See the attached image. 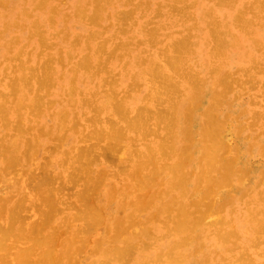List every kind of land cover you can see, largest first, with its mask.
<instances>
[{"label": "rangeland", "instance_id": "obj_1", "mask_svg": "<svg viewBox=\"0 0 264 264\" xmlns=\"http://www.w3.org/2000/svg\"><path fill=\"white\" fill-rule=\"evenodd\" d=\"M41 1V2H40ZM45 1V2H44ZM101 1V2H100ZM138 1H140V2H138ZM148 2L147 4L146 3H143V2ZM160 1V2H159ZM179 1V0H178ZM177 0H176V3L174 2V0H108V2L106 3V0H98V1H96L95 0V2L96 3H94V0H1L0 1V30L2 31H0V113L2 114L3 112V107H5V110H4V112L5 113H3L2 115H0V118L1 117H8L9 119V121H10V123L8 124V122L7 121H5L6 120V118H5V120H4V117H3V120H2V122L0 121V125L2 124V126L4 127L5 126V128H3L2 126H0V141H1V136H4L3 137V139H4V141H3V143L1 142V144H0V151L2 152V154L0 153V162H1V165H0V170H3L4 168V170H3V173H2V171H0V197L2 198L1 200H0V204H1V207H0V210H2L3 211V209H4V211H5V213H6V210L5 209H11V207L12 208H14L15 207V205L16 204H23V205H26V206H24L25 208H23V205L21 206V205H18V206H20V211L18 212V213H20V214H17V212H16V214L17 215H23L22 217H20V216H18L19 218H20V220H21V223L24 221V223H23V225H21V223L19 222L20 220H19V218H18V220H17V217H16V223L18 222V225H16L15 226V228L17 229V232H15V233H18V231H20L21 233H22V231H21V228L23 229V227L22 226H24V224H25V226H24V228H25V231H24V234L21 236L20 234H18V235H20L21 236V238H23V237H25V238H23V240H27L25 243L26 244H24L23 243V240L21 239V238H18V241L20 242V244H18V243H15L16 241H14L13 240V238H14V236L12 235L11 236V238L9 239L10 241H7L6 243H5V245H4V247L2 248V249H0V257H3V254H4V257L2 258V262H0V264H4L6 261H8V260H10V261H8L9 263H11V264H15V262H22L23 260H25V258L26 259H28L29 261H30V263L32 262L30 259H34V258H32L33 256L36 258H41L42 257V259H44V258H47V261L46 262H48L47 264H51V263H49V261H51L50 260V256L48 255H46V249H47V245L45 244V247H46V249H45V247L44 246H41V244H39L38 245V243H37V245H36V243H35V241L36 240H34L35 239V237H38L39 235H38V233L40 232V231H42L43 230V232L40 234V236H42V235H44L45 233H48V231H49V234H45L44 236H48L49 235V237H51L52 238V236H50V235H54V233H55V235L56 234H58V236H57V238L59 237V239H58V241H57V245H56V243H55V246L56 247H54L53 246V244H52V246L54 247V248H56V253L57 252H59L58 254L60 255V251H62V256H61V259H60V257H58V254H56L55 252H54V254L55 255H52L51 257L54 259L55 257H56V262L53 260V264H54V262H55V264H68V261L70 262V264H74L75 262H76V259L78 260V262L79 263H75V264H103L104 262H105V264H115V262H113L112 261V259L110 258V256L109 255H106L105 253H111V251L112 250H115V251H119L120 249L121 250H124L125 248L124 247H127V248H129V247H131V246H135V244H137L136 246L138 247V249L139 250H142L143 248H146V249H148V250H143V252H140L139 254H137V255H135L134 256V258H133V260H132V262H131V264H163V263H161V262H163V261H165L164 262V264H169V262L168 261H166V260H170V261H172L173 259L175 260H173L174 262H176L177 264L178 263H183V264H191L192 263V261H193V263L194 264H201V263H203V264H248V262L250 263V264H264V233H263V230H264V213L262 214V212L264 211V199H262L263 197H264V176H263V174H264V88L262 89V88H260V87H264V74L262 73L263 71H264V59H262L261 58V56H260V53H261V50H263L264 49V9H263V11H260L261 10V8H259V7H261L260 5H262V4H264V2H262V1H264V0H260L261 1V4L259 5V1L258 0H233V1H236L235 3L232 1L231 2V0H220L219 1V3H221V5H218V4H215V3H217L218 2V0H186V1H184L183 0V2H182V0H180L181 1V3L180 2H178ZM193 1H195V3H191V2ZM223 3H222V2ZM248 1V2H247ZM253 1H254V3H253ZM259 3H258V2ZM38 2H39V4H41V8H36L37 6L39 7V4H38ZM142 2V3H141ZM160 3L159 5L158 4H155V3ZM224 2L226 3V5L224 6ZM229 2V3H228ZM247 2V4H246V6H245V3ZM140 4V6L138 5V4ZM169 3V5L167 6V4ZM186 4V6L188 7V5L191 3L192 4V6H191V8H187V10L185 11V8H186V6H185V4ZM241 3V4H240ZM252 5H251V4ZM5 4V5H4ZM80 6H79V5ZM87 4V5H86ZM100 4V5H99ZM171 4H173V5H171ZM184 4V5H183ZM204 4V5H203ZM254 4V5H253ZM35 5H37L35 8H34V6ZM82 5V6H81ZM147 5V6H146ZM148 5H149V7H148ZM159 7H158V6ZM160 5H162V6H160ZM164 5V6H163ZM176 6L175 8L177 9L176 11L178 12H182L181 10L182 9H184V13H186V16H184L183 18H182V16H183V14H180L181 15V17H180V20L178 21V19H179V15L176 13V11L174 12H172V10H173V6ZM182 5L184 6V8H182ZM194 5V6H193ZM228 5V6H227ZM249 5H251L252 6V8H249ZM256 5H259V7L258 6H256ZM53 8H55V11L52 9V11H54L55 12V14H53L52 15V11L50 10L52 7ZM93 6H94V8H93ZM100 6H102V8L104 9V8H106L105 9V11H103L102 10V8L100 7ZM169 6H172L171 8H169ZM177 6H179V7H177ZM190 6V5H189ZM243 6H245L244 8H243ZM250 6V7H251ZM254 6H256V7H254ZM263 6V5H262ZM43 7V8H42ZM78 7L82 10V8H83V10L85 9V8H88V10L87 9H85V13L87 14V15H91L92 13H94V12H92V10L93 11H95L96 9V7H98L97 9H99V7L101 8V9H99V11L97 10V12H99V13H95V14H99L97 17H99L100 18V16H102L101 17V20H99V18L98 19H94V18H97V17H89V16H87V15H82L81 14V11L78 9ZM85 7V8H84ZM181 7V10L179 9ZM264 7V6H263ZM262 7V8H263ZM26 8V9H25ZM33 8V9H32ZM76 8L78 9V10H76ZM155 8H156V10L158 11V13H160V16L158 15V18L156 17L157 15H155V17H154V19H152L153 18V16H154V14H156L157 12L155 11ZM248 8V9H247ZM127 9H129V11H130V9H132V10H134V11H132L133 13L130 15L129 13H127L126 11H128ZM170 9V10H169ZM226 9V10H225ZM250 9H252V10H250ZM147 10V11H146ZM169 10V11H168ZM220 10V11H219ZM238 10H240V12L242 11V13L240 14V12H238ZM246 12H245V11ZM249 10L251 11V12H249ZM49 11H51V13L49 12ZM130 11V12H131ZM141 11H142V13H141ZM191 11V13H188V12H190ZM192 11H194V12H192ZM227 11H229V12H227ZM245 13H244V12ZM256 13H255V12ZM53 12V13H54ZM135 12V13H134ZM146 12V13H145ZM182 12V13H183ZM207 12H211L212 14H211V16H208V15H205V14H207ZM254 12V13H253ZM28 13V14H27ZM124 13H127V15H129L128 17L130 18L131 17V19L130 20H128V19H126V18H122V17H124V16H126L127 17V15H125ZM163 14V16H162V14ZM170 13V14H169ZM172 13H175L174 15H172ZM193 13H194V15H193ZM237 13H239L240 15H243V17L245 18V19H247V20H243L242 18H240L241 16L239 15V17H238V14ZM19 14V15H18ZM27 14V15H26ZM75 14H77V15H82L81 17L82 18H84V20L82 21V18H80V16H77V15H75ZM124 14V15H123ZM190 14H191V16H190ZM210 14V13H209ZM259 14V15H258ZM50 15H52L54 18V21H55V23L53 22V19L51 20L52 21V23H54V24H51L50 22H49V16ZM94 15V14H93ZM190 16V18L188 17L186 20H185V18L187 17V16ZM233 15H236L235 17L236 18H238V19H235V17L233 16ZM252 15V16H251ZM256 15H258V16H256ZM29 16V17H28ZM51 16V17H52ZM168 16V17H167ZM254 16H256V17H254ZM50 17V18H51ZM87 17L89 18V19H91L92 21L93 20H95V21H93V22H95V23H93V22H91V20H89L88 21V19H87ZM152 17V18H151ZM192 17H194V19L195 20H193L192 19ZM214 17H216V19L215 20H219V22H220V24L218 23V21H216V23H214L215 21H214ZM118 18H121V20H119ZM152 20H151V19ZM182 18V19H181ZM239 18H240V20L242 19V21L240 22V24L237 26V27H234V26H236V24L239 22ZM117 21H116V20ZM125 19H126V21H125ZM147 19L148 20H150V22L149 21H147ZM236 21V20H238V21H236V24H235V22H234V20ZM122 20H124L125 22H122ZM154 20V21H153ZM182 20V21H181ZM183 20H185V21H183ZM250 20V21H249ZM112 21V22H111ZM157 21V22H156ZM206 21H208V22H212L214 25V27H216V26H218L217 28H219V30L218 29H215V28H213V26L212 25H209V24H207L206 23ZM245 21H249L248 22V24H247V26H246V24H245ZM255 22L254 23V25H253V22ZM35 22V23H34ZM115 22H119L117 25H115L116 23ZM123 23L122 25L120 24V23ZM252 22V23H251ZM259 23L258 25H257V23ZM88 23V24H87ZM126 23V24H125ZM136 23V24H135ZM152 23V24H151ZM154 23H156V24H154ZM164 23V24H163ZM192 23L194 24L195 23V27L196 28H193L194 26L192 25ZM218 23V24H217ZM233 23V24H232ZM8 24V25H7ZM35 25L36 27H37V25H38V27H40L41 25V27L40 28H36L35 26H33V25ZM182 24V25H181ZM215 24H217L216 26H215ZM189 25H192V26H189ZM207 25V26H206ZM240 25H242L241 27H243V28H239V26ZM262 25V26H261ZM51 26V27H50ZM117 26H118V28L120 29V32L122 31H124L123 33L121 32V34H120V32H119V29L117 28ZM208 26H210L211 27V29L209 30L208 29ZM21 27H22V29H21ZM34 27V28H33ZM145 27H147L148 29L149 28H151L153 31H151V29H147V28H145ZM189 27H192V29H191V31H190V33L192 34V36H189L188 34H190L189 33V31L187 30V29H189ZM36 28V29H35ZM155 28V29H154ZM186 28V30H184ZM212 28L213 29H215V30H217V32H219L220 31V33L219 34H222L221 33V31L223 32V34L221 35V37L222 38H220V36L219 35H217L216 36V34H218V33H216V31L214 30V32L212 31ZM245 28V29H244ZM261 28H262V30H261ZM29 29V30H28ZM63 29V30H62ZM91 29V30H90ZM97 29V32H96V36L94 37V33H92L93 31H95V30ZM116 29H117V31H116ZM139 29V30H138ZM143 31H142V30ZM157 29H159L158 31H157ZM223 29V30H222ZM239 29V30H238ZM60 30H62L58 35H57V33L60 31ZM89 30L91 31V32H89ZM113 30H115V32L113 31ZM155 30L157 31V33H158V35H157V33L155 32ZM177 30V31H176ZM179 30H181V33H180V31ZM207 30H209V31H207ZM242 30V31H241ZM245 30V31H244ZM247 30V31H246ZM261 30V31H260ZM98 31H100V32H102L103 33V35L101 34V33H99L98 34ZM104 31V32H103ZM125 31H126V33H125ZM172 31H173V33H172ZM179 31V32H178ZM229 31L230 33L228 34L227 32ZM44 32V33H43ZM89 32V33H88ZM154 32V33H153ZM178 32V33H177ZM226 34H225V33ZM249 34H248V33ZM36 35H35V34ZM90 33H91V35H90ZM115 33V34H114ZM125 33V34H124ZM149 33H152V34H155L154 36H156V38H152L153 36L152 35H150ZM188 33V34H187ZM209 33V34H208ZM211 33H214V34H211ZM235 33V34H234ZM246 33V34H245ZM32 34V35H31ZM66 34H67V36H66ZM84 34V35H83ZM114 34V35H113ZM148 34L150 35V36H152V37H150V36H148ZM166 34H168V35H166ZM185 34H187L188 36H185ZM212 35V36H214V38L212 37V36H209V35ZM234 36H233V35ZM30 35H31V37H30ZM39 35H41V36H43L41 39L40 38H38V36ZM54 35V36H53ZM82 35H83V37H82ZM115 36L114 38H113V36ZM135 35V36H134ZM40 36V37H41ZM85 36H86V38L88 37V39L86 40V38H85ZM93 36V37H92ZM134 36V37H133ZM187 37L188 39H189V41H188V39L187 38H185V37ZM223 36H224V39H223ZM259 36V37H258ZM13 37V38H12ZM28 37V38H27ZM68 38V39H65V38ZM89 37H92V38H89ZM97 37H99V38H97ZM129 37V38H128ZM133 37V38H132ZM185 38L186 40H184L185 42H186V46H187V44H189L190 43V41H191V44L193 43V45L191 46L192 48H193V50H191V47H190V45L191 44H189L187 47L185 46V45H182V46H184V47H186V48H189L190 50V52L186 55L185 53L188 51V49L187 50H185V48L183 47L182 49L183 50H185L186 52L184 53V56H179V55H181L180 53H179V51L181 50L180 49V46H181V44H183V43H177L178 42V39L177 38H179V42H181V40H182V38ZM207 37V38H206ZM232 37H235L236 39H237V44L236 43H233V41H231V38ZM251 37V38H250ZM31 38V39H30ZM44 38V40H46V42H47V46L49 45V47L51 48H48V47H43V46H45V44L43 45V46H41L42 48H40V45H39V43L42 45L43 44V39ZM64 38V39H63ZM76 38V39H75ZM79 38V39H78ZM108 38H111V39H108ZM121 40H120V39ZM148 38H150V44L148 43ZM181 38V39H180ZM211 38V39H210ZM213 38V39H212ZM18 39V40H17ZM29 39V40H28ZM37 39H39L40 41L42 40V43L41 42H38V40ZM78 39V40H77ZM165 39V40H164ZM215 39V40H214ZM258 39V40H257ZM74 41V42H70V41ZM102 40H104V41H102ZM107 40H109V41H107ZM138 40H140L139 42H137ZM146 40V41H145ZM152 40H153V42H152ZM155 40V41H154ZM158 42H157V41ZM160 40H161V42H160ZM163 40V41H162ZM174 40V41H173ZM176 40V41H175ZM218 40H219V43H221V45L219 46V43L217 44L216 42H218ZM255 40V41H254ZM257 40V41H256ZM12 43H10V42ZM96 41L98 42L99 41V44H97L96 43ZM127 41V42H126ZM129 41H131L132 42V44L129 42ZM145 41V42H144ZM209 41V42H208ZM226 41H228L227 43H225ZM253 41V42H252ZM50 42H52L53 44H51ZM115 42V43H114ZM122 42V43H121ZM124 42H126L127 44H128V42L130 43L129 45H127L126 47H125V45H123L122 46V44L124 43ZM157 44H156V43ZM175 42V43H174ZM196 42V44L194 45V43ZM73 43V46H70L71 44ZM106 43V44H105ZM138 43H141V44H139L138 45ZM174 44V46H175V48H177V49H175V48H173L174 46H171V44ZM208 43H210V44H208ZM54 44H56V45H54ZM102 44V45H101ZM125 44V43H124ZM167 44V45H166ZM178 44V45H177ZM185 44V43H184ZM228 44V45H227ZM256 44V45H255ZM259 44V45H258ZM11 45V46H10ZM51 45H53L52 47H51ZM100 45H101V48H102V46L103 45H105V47H104V49H100L99 50V52H98V49L100 48ZM119 45H121L122 47H120ZM136 45H138V47H136ZM152 45V46H151ZM169 45H170V47H169ZM214 45V47L215 48H217L216 50H215V48L213 49V47H211V46H213ZM87 46H88V48H89V50H90V52H88L89 50L88 49H86L87 48ZM99 46V48L98 49H96V47H98ZM169 49V51L166 49V47ZM177 46V47H176ZM10 47V48H9ZM114 47H116V49L114 48ZM259 47H261L262 49L261 50H259V51H257L256 49H259ZM22 48V51L23 52H21V56H19L20 55V51H18L19 49H21ZM58 48H62V53L60 54L59 52H61V49H58ZM106 48V49H105ZM115 49V55H111V56H114V58L112 59L111 58V56H109L108 54H106L107 52L106 51H110L111 49ZM119 48H122L121 50L119 49ZM124 48V49H123ZM127 48V49H126ZM143 48H145L144 50H146V52L145 51H143V53H140L142 50H143ZM158 48H160V50L162 49V51H159V49ZM173 48V49H172ZM218 48H220V50L218 49ZM237 48H238V50H237ZM256 48V49H255ZM41 49V50H40ZM119 49V50H118ZM129 49V50H128ZM142 49V50H141ZM163 49H164V51H163ZM180 49V50H179ZM195 49V50H194ZM214 50V52L212 53L210 50ZM236 49V50H235ZM42 50H44V51H42ZM58 50H60V51H58ZM96 50V52L97 53H94V51ZM106 50V51H105ZM126 50V51H125ZM166 50V51H165ZM172 50H174L173 52L175 53H179V55L177 56V54H174L173 52H172ZM180 51L181 53H182V55H183V52L184 51ZM10 51H12V52H10ZM29 51H30V54H29ZM38 51H41V53L43 54H39L40 56H39V59H38V56L36 57V55H38L37 53H38ZM70 51V53H68ZM104 51L106 52V53H104ZM129 51V52H128ZM159 51V52H158ZM196 51H198V52H196ZM228 51H230V52H228ZM241 51V52H240ZM258 53H257V52ZM19 54H18V53ZM28 52V53H27ZM47 52H49L48 54H49V56H47L48 54H47ZM101 52V53H100ZM125 52V54H123ZM145 52V53H144ZM193 52H194V54H193ZM215 52H217V53H215ZM220 52L222 53L221 55V57H219L220 55ZM232 52V53H231ZM236 52H238V53H236ZM59 53V54H58ZM78 53V54H77ZM87 53H88V56L90 57V58H87L86 56L84 57V55H87ZM99 53V54H98ZM110 53H114L113 51L112 52H110ZM127 53H129V55H130V57H129V55L127 56L126 54ZM140 53V54H139ZM163 53V54H162ZM165 53V54H164ZM231 53V54H230ZM28 54L30 55L29 57H28ZM68 54L70 55L71 54V59H70V57L68 58ZM117 54H120V59H122V60H120L119 59V55H117ZM138 54V55H137ZM152 54V55H151ZM159 54V55H158ZM213 54L215 55V56H218V57H216V58H214L213 57ZM234 54V55H233ZM238 54V55H237ZM15 55V56H14ZM62 55V56H61ZM77 55V56H76ZM81 55H83V57H81ZM106 55L107 56H109L108 58L106 57ZM122 55V56H121ZM137 55V56H136ZM172 55H174V56H172ZM17 57V56H19V57H17L18 58V60H20V61H22L23 60V65L24 66H27V67H24L23 65H22V63L20 62V61H15L14 59H17V58H14V57ZM136 56V57H135ZM142 56V57H141ZM161 58H160V57ZM163 56H166L167 58H165L164 57V59H163ZM170 56V57H169ZM171 56H172V58H171ZM196 56V57H195ZM226 56H228L227 57V59L225 58ZM232 56H233V58H232ZM47 57H49V59L48 60H51V58L52 57H54V59L52 60L54 63H50L49 65H50V67L52 68L50 71H48V69H47V67L49 66L48 64H46V65H48V66H46V67H44L45 66V61L43 62V60H47ZM80 57V58H79ZM139 57V58H138ZM169 57V58H168ZM174 57V58H173ZM179 57L181 58V60H178V62L179 61H181L180 63L182 64L183 62H182V60L184 61V63H185V61H186V59H187V57H189V59H190V62L188 61V65H185L184 64V66H183V64H182V68H180L181 67V64L180 63H178L177 61H175L176 60V58L177 59H179ZM183 57V58H182ZM186 57V58H185ZM194 57V58H193ZM6 58H8L7 60H5ZM11 58V59H10ZM14 58V59H13ZM20 58V59H19ZM29 58V60H27ZM60 60H59V59ZM63 58V59H62ZM82 58V59H81ZM138 58V59H137ZM142 58H145V60H146V62H145V60H143ZM223 58V59H222ZM229 58H231V59H229ZM236 58H237V60H236ZM12 59H13V61H12ZM62 59V60H61ZM68 59H70V60H68ZM119 59V60H118ZM167 59V60H166ZM168 59H169V61L171 62H168ZM171 59V60H170ZM193 59V60H192ZM226 60V62H225V60ZM254 59V60H253ZM26 60V61H25ZM39 60V61H38ZM62 62L63 64H61L60 62ZM141 60H143V62H145V64L141 61ZM151 60V61H150ZM172 60H174L173 62H172ZM216 62H215V61ZM224 60V61H223ZM239 60V61H238ZM248 60V61H247ZM259 61V63H262V65L261 64H259L258 63V61ZM12 61V62H11ZM27 61H28V63H27ZM58 61V62H57ZM79 61H81V62H83V65H84V63L86 64V65H84L85 67L84 68H82V66L78 63ZM99 61L101 62V65L99 66V68H100V71L101 72H99V70L97 69V71H98V73L96 74V73H94L93 71H95L96 72V68L98 67V63H99ZM125 61H128L127 62V64L125 63ZM138 61V64L137 63H135V62H137ZM140 61L142 62L141 64H140ZM157 61V62H156ZM164 61L166 62V65H164L165 63H164ZM211 61H213V62H211ZM250 61V62H249ZM252 61H255V63L257 62L258 64H255V63H253ZM49 62V61H48ZM51 62V61H50ZM70 62V63H69ZM80 62V63H81ZM108 63V64H106V72L108 73V74H106L105 72H104V70H103V67H104V64L103 63ZM174 62H176V64L174 63ZM194 62H195V64H194ZM211 62V63H210ZM218 62H220V64L218 63ZM251 62H252V64H251ZM11 63H12V65H13V70H12V65H11ZM14 63L16 64V67H15V65H14ZM38 64V66H37V64ZM43 63V70L42 69H40V66H41V64ZM81 66V68L82 69H80L79 67V65ZM124 63V64H123ZM150 63L151 64H153L154 63V65H152L153 67H150L151 65H150ZM155 63H156V65H155ZM6 64V65H5ZM7 64H8V67H7ZM78 65V69H79V71H77V72H75L74 71V67L75 66H77ZM90 65L91 67L92 66H95V68L94 69H92L91 67H88L87 65ZM96 64H98L97 66H96ZM126 64V67L125 68H123L124 67V65ZM142 64H144V65H142ZM167 64H169V65H171V66H173L172 68H171V66H169V65H167ZM175 64V65H174ZM178 64V65H177ZM211 64H212V68H211ZM214 64H216L215 66H214ZM219 64V69H218V65ZM244 64V65H243ZM255 64V65H254ZM21 65V66H20ZM30 65H32V67L30 66ZM37 66V72H36V70H34V68ZM63 65V66H62ZM150 65V66H149ZM163 67H162V66ZM179 66V67H177V66ZM194 65V66H193ZM197 65V66H196ZM250 65V66H249ZM257 65H259L260 67L262 66V70L260 69L259 70V66H257ZM18 66H20V67H18ZM74 66V67H73ZM103 66V67H102ZM148 66L150 67V68H148ZM154 66H156V67H154ZM160 66L162 67V69H163V72H162V70L160 69ZM196 66V67H195ZM244 66H246V67H244ZM248 66H249V68H254V70L251 68V69H249L248 68ZM255 66V67H254ZM3 67H5V68H3ZM24 67V68H23ZM50 67H48V68H50ZM53 67H54V70H53ZM63 67V68H62ZM168 67V68H167ZM184 67H185V69H184ZM189 67L192 69L193 68V70H190L189 69ZM195 67V68H194ZM244 67V68H243ZM258 69H257V68ZM7 68V69H6ZM14 68H16V70L14 69ZM18 68V69H17ZM28 68H29V70L30 69H33V71H35L34 72V75H36V76H33V73H31V71L30 72H28L29 70H28ZM45 68H46V70H45ZM73 68V69H72ZM77 68V67H76ZM86 68H88V70H86ZM90 68V69H89ZM142 68H143V70L145 71V73L142 71ZM148 68V69H147ZM152 68V69H151ZM154 68H156V69H154ZM158 68L160 69L159 70V73H158ZM177 68V69H176ZM180 68V70H178ZM187 68V69H186ZM200 68V69H199ZM203 68V69H202ZM215 68H217L216 70H215ZM242 70H241V69ZM246 68H247V70H248V72H247V70H246ZM6 69V71H4ZM63 69V70H62ZM69 69V70H68ZM77 69V70H78ZM123 69V70H122ZM171 69V70H170ZM172 69L174 70V71H172ZM184 69V70H183ZM211 69V70H210ZM237 69V70H236ZM12 70V71H11ZM42 70V71H41ZM85 70V71H84ZM103 70V71H102ZM109 70H111L110 72H112V73H109L108 71ZM129 70V71H128ZM154 71V72H156V73H152L151 72V74L152 75H150V71ZM183 70V71H182ZM187 70V71H186ZM206 70V71H205ZM210 70V71H217V72H210V74H209V72L208 71ZM244 70H245V73H250L251 74V77H250V75L249 74H247V75H245V73H244ZM254 71V73H253V71ZM257 70H259L258 72L259 73H255ZM32 71V72H33ZM88 71H90L89 73H88ZM161 71V72H160ZM192 73H191V72ZM199 71V72H198ZM31 73L30 75L29 74H27V76H25L26 75V73ZM116 72H118V74L116 73ZM136 72V73H135ZM149 73V75H150V77H149V75H147L148 73ZM188 72H190L189 74H187ZM194 72H197V75L194 73ZM36 73V74H35ZM51 73V74H50ZM93 73V74H92ZM162 73V74H161ZM164 73V74H163ZM186 73V74H185ZM213 73V74H212ZM3 74V75H2ZM6 74V75H5ZM24 74V78H27L28 76L29 77H32V79H31V83L29 84L28 82L26 83L25 82V80H23L24 78L23 77H21L22 75ZM45 74H47V75H45ZM114 74H117L116 76L114 75ZM127 74V75H126ZM131 74H134V75H131ZM154 74V75H153ZM156 74H158V75H156ZM167 74H169V75H166ZM172 75V77H176L175 78V80H174V82H173V79L174 78H172L171 77V75ZM177 74V75H176ZM190 74H193V76L195 75V77L193 78L192 77V75L190 76ZM45 75V76H44ZM60 75L62 76V78L60 77ZM73 75H75V80H73V78H72V81H74L75 83H71L72 85H75V86H73V89H76V91L74 92V90L73 89H70L69 87L71 86V84L69 83L70 81L69 80H71V77L73 76ZM107 75H108V77H111V76H113V79L115 80V79H117L116 81H117V85H115V82H113L112 84L113 85H111L110 87H111V89H116L115 90V95L116 94H118L117 95V97H116V100L118 99V100H120V102L119 101H116L115 99H114V97H113V95H109L107 92H104V89H105V91H107V90H111V89H109L108 87H109V85L106 83L105 84V82L106 81H104L105 79H104V77L106 78L107 77ZM184 76V78L182 79L181 77L179 78V76ZM249 75V76H248ZM17 76V78L18 79H20V80H18V79H16L15 77ZM38 76V77H37ZM48 76V77H47ZM100 76V78H98ZM131 76H132V78H131ZM134 76V77H133ZM154 76V77H153ZM162 78H161V77ZM202 76V77H201ZM20 77V78H19ZM107 77V78H108ZM152 77L154 78L153 80H152ZM156 77H159V78H156ZM190 78L189 80H188V78ZM247 77V78H246ZM15 78V80H17L16 82H13L12 80ZM23 78V79H22ZM41 78H48L47 79V83H52V85L53 84H55V86L53 87L52 85H51V88L50 87H47V88H50L49 89V95L48 96H46V92H48L46 89L44 90V87L42 88V90L40 89H38L37 87L39 86H41ZM104 80H103V79ZM112 78V77H111ZM147 78V79H146ZM156 78V79H155ZM163 78H166L165 80L167 81V79H168V81H167V83L165 82V80H163ZM171 78V79H170ZM179 78V79H178ZM196 78H198L199 79V81L196 79ZM200 78H202V80L200 79ZM246 78V79H245ZM29 78H27V80H28ZM84 79V80H83ZM103 81H102V80ZM119 79V80H118ZM150 79V80H149ZM158 79H160V80H158ZM163 81H162V80ZM185 79H187V81L185 80ZM192 79V80H191ZM224 79V80H223ZM261 79V80H260ZM21 80H23L24 81V83H26V85H28L26 88H23V87H25V85L23 84V81H21ZM26 80V81H27ZM30 80V79H29ZM38 80H40L39 81V84L40 85H38V84H36L37 82H38ZM101 80V81H100ZM184 80V81H183ZM194 80V81H193ZM245 80V81H244ZM247 80V81H246ZM10 81H11V83L13 82V84L14 83H16L17 84V82H19V85H18V91H17V89H15V87L14 88H12V85L10 84ZM35 81H37V82H35ZM156 81V84H154V85H157V86H154L153 85V83L152 82H155ZM170 81V82H169ZM180 81H182V82H180ZM197 81H198V83H197ZM243 81V82H242ZM260 82V83H257L256 84V82ZM129 82V83H128ZM133 82H136V84L138 85V84H142V86H140L139 85V87L137 86H135L134 87V90H132V92H130V90L129 91H127V89H129L131 86H130V83L132 84ZM158 82V83H157ZM205 82V83H204ZM263 82V83H262ZM97 83V84H96ZM102 83H104L105 85V87L102 85ZM170 83H171V85H170ZM188 83H189V86H188ZM191 83V84H190ZM198 85H203L204 87H201V86H196L197 84ZM201 83V84H200ZM253 83V84H252ZM22 84V85H21ZM63 84V85H62ZM100 84H101V86L103 87H101L100 86ZM128 84H129V87H128ZM174 84L175 85H179V86H177V87H179V88H177V87H175L174 86ZM181 84H183V85H181ZM9 85H11V90H13L14 89V91L12 92L11 90H10V87H9ZM30 85L32 86L33 85V87L32 88H30ZM36 85H38V86H36ZM153 85V86H152ZM164 85V86H163ZM167 85V86H166ZM8 86V87H7ZM23 86V87H22ZM50 86V85H49ZM169 86L170 87H173L172 89H173V91H174V94H176V95H174V96H172L173 95V92H172V89L171 88H169ZM247 86V87H246ZM72 87V86H71ZM112 87H114V88H112ZM151 87H153L152 89H151ZM162 87V88H161ZM166 87L167 88H169V89H166ZM246 87V88H245ZM37 88V89H36ZM156 88L157 89H159V90H156ZM165 88V89H164ZM177 90H176V89ZM187 88V89H186ZM196 88V89H195ZM255 88V89H254ZM23 89V90H22ZM64 89H66V90H64ZM103 89V90H102ZM107 89V90H106ZM123 89V90H122ZM153 89H155L154 91L156 92H154L153 91ZM160 89H161V91H160ZM163 89V90H162ZM194 91H193V90ZM200 89V90H199ZM100 90H102V92L100 91ZM123 92H122V91ZM149 90V91H148ZM167 90V91H166ZM171 91V92H169L170 94H171V96L172 97H168V95H170L169 93H167L168 91ZM181 90V91H180ZM197 90H198V92H197ZM205 92H203V91ZM79 91H82V93L81 94H79ZM158 91V92H157ZM165 91V92H164ZM178 92V93H180L179 94V97H180V99H179V97H178V94L176 93V92ZM189 91V92H188ZM12 92V93H11ZM70 92L71 93H73L74 92V94L75 95H71L72 97H70V96H68L69 94H70ZM105 94H104V93ZM117 92V93H116ZM126 92H128V93H126ZM150 92V94H148ZM154 92V93H153ZM160 92V93H159ZM185 92V93H184ZM11 94V95H6V94ZM34 93H35V95L37 96H33L34 95ZM40 94V96H43V103H44V106H39V108L40 109H42L41 111H43V112H41V114H35L34 115V113H36V112H34V111H37L34 107H36V106H34V104H36V105H38L39 104V96H38V94ZM67 93H69L68 95H67ZM120 93V94H119ZM125 93V94H124ZM148 95H147V94ZM193 93V94H192ZM194 93H195V95H194ZM197 93V94H196ZM207 93V94H206ZM209 93V94H208ZM225 93V94H224ZM23 94H26V96L24 95L23 96ZM43 94V95H42ZM48 94V93H47ZM60 94V95H59ZM65 94V95H64ZM93 94V95H92ZM106 94H108V96L106 95ZM124 94V95H123ZM127 94H131V97H129L130 95H128V97H127ZM155 94V95H154ZM159 94H163V95H159ZM184 94V95H183ZM188 96H187V95ZM4 95L5 96H7V97H4ZM92 95V96H91ZM124 96L125 97V95H126V97H125V100H124V97H123V104H124V108L122 107L123 106V104L121 105V99L119 98V97H121V96ZM142 95V96H141ZM145 95V96H144ZM146 95H147V98H149L150 100H148L149 101V103H148V101H146V99H145V97H146ZM186 95V96H185ZM194 95V96H193ZM2 96H3V100H2ZM45 96V97H44ZM104 96H105V98H104ZM111 96V98H113V100L112 99H109L108 97H110ZM176 96V97H175ZM182 96H184V97H182ZM208 96V97H207ZM13 97V98H12ZM31 97H34V99H36L37 100V102H36V100L34 101L33 100V98H31ZM64 97V98H63ZM134 97V98H133ZM155 97V99L154 100H156V101H154L153 100V98ZM160 97H162V101H161V103H160V100H161V98ZM164 97V98H163ZM166 97V98H165ZM174 97V98H173ZM191 97H196V98H191ZM218 97V98H217ZM38 98V99H37ZM69 98V99H68ZM85 98L86 99H88L89 100V105H88V103L86 102V105L84 104V102H82V101H86L85 100ZM100 98H103L101 101H100ZM168 98H172V99H174V102H173V100H170V101H172L173 103H171L170 105H173V109L171 110V112L174 110L175 111V108H174V106H175V104H176V102L175 101H180V100H182V106L180 107V109L178 110V114L176 113V115H175V113H174V111L171 113V116H173L172 117V119H171V117H169V118H167L166 119V121H165V116L167 115L166 113H167V108H168V106H169V99ZM206 98V99H205ZM216 98V99H215ZM14 99V100H13ZM19 99V100H18ZM48 99H50V101L52 100H54L53 101V103L54 104H52V103H50V105H48V107L50 106V108H48L47 107V102L49 101H47ZM68 99V100H67ZM74 99V102L75 103H73V102H71L72 100ZM84 99V100H83ZM93 99H94V101H93ZM108 99V100H107ZM142 99H144V100H142ZM160 99V100H159ZM176 99V100H175ZM186 99V100H185ZM191 99V100H190ZM205 99V100H204ZM216 100V102H214L215 100ZM34 101V103L33 102H31V101ZM82 100V101H81ZM97 100V101H96ZM113 102H118V103H113ZM158 100V101H157ZM164 100L166 101H169V102H164ZM196 101V103H195V101ZM32 103V104H30V102ZM51 101V102H52ZM69 101V102H68ZM91 101V102H90ZM200 101V102H199ZM213 101V102H212ZM218 101V102H217ZM61 102V103H60ZM111 102H112V104H111ZM154 102H157V103H154ZM193 102V103H192ZM70 103H72V104H74V106H71L70 105ZM90 103H92V104H90ZM103 103L105 104V105H103ZM119 103H120V105H119ZM158 104V106L157 105H155L154 106V104ZM163 103V104H162ZM200 103V104H199ZM218 103L219 104H222V105H218ZM40 104H42L41 102H40ZM82 104H84V105H82ZM94 104H96V108H95V105ZM102 104V105H101ZM145 104V105H144ZM146 104H147V106H146ZM197 104H199L198 105V107H196V108H193V107H195V105L197 106ZM88 105V106H87ZM110 105H112V106H110ZM114 105V106H113ZM160 105H163L164 106V108L162 107L161 109H160ZM211 105H213V107L214 106H216L215 107V109L217 110V111H215V109H214V111L215 112H213L214 113V115L212 116V106ZM31 108H30V107ZM33 106V107H32ZM89 106H90V108H89ZM92 106V107H91ZM97 106H98V108H101V109H103L101 112L100 111H98V110H100V109H98L97 108ZM103 106V107H102ZM116 106H120V107H122L121 109H120V107H119V109H117V107ZM129 106V107H128ZM142 106V107H144L143 109H145L146 108V111L148 110L147 108L148 107H150L149 108V111L148 112H151V114L149 113L148 114V112H147V114L150 116V118H152L151 116H152V114H156V116L154 117V115H153V117L154 118H152V119H150L149 120V116H146V115H144L145 114V112L146 111H143V113H142V115L141 114H139V117H137V119H132V118H135L136 116H138V115H136V116H134V114H136L137 112H138V110L140 109V107ZM157 106V107H156ZM160 106V107H159ZM166 106V107H165ZM189 106H190V108H189ZM211 106V107H210ZM38 107V106H37ZM36 107V108H37ZM113 107H115L116 109H114ZM139 109H138V108ZM141 107V108H142ZM209 107H210V109H209ZM33 108V109H32ZM92 108H93V111H95V109L97 110V111H95L96 112V116H99L100 115V117H101V119H103V120H105V118H107V121L108 122H110V123H113V126L111 125V127L110 128H112V127H114V128H116L118 131L119 130H122V129H124V132L127 134V135H125L124 133H123V135H125L124 137H119V140H117L116 138H115V132L117 131L116 129L114 130V128H112L111 129V131H110V134H108L109 135V137L108 138H110V137H112V138H110V139H107V138H103V139H101V140H96V141H98V143H100L101 144V147H102V145L104 146V143H105V146L107 147V152L105 151V150H103L102 148H106L105 146L104 147H102L101 149L104 151V152H102V150L100 149L99 150V148H100V144H96V145H98V147L96 146V147H93L92 146V148L90 149L89 148V151L90 150H94V148H95V152L97 151H99L98 152V154H100L101 152L103 153V157H105V158H103L102 156H101V154L99 155V156H94V155H97V154H93V153H90V154H92L93 156H91L90 155V157L92 158H90L91 160H93L94 161V163H93V161H90L89 163H92V164H89V163H87L88 165H90V167H91V169H92V171H91V169L89 168V166H88V168H86L87 166H85V169L82 167V163H81V165L79 164L81 161L82 162H84L83 164L84 165H86L85 163L88 161V160H86V162H85V160L84 159H81L80 160V158L81 157H83V155L85 154V155H87V151H85V146H90L91 144H89L90 142H92L94 139H92L91 141H89L90 140V136H92V137H97L99 134H100V130H99V126L101 127V128H103L104 126H103V124H101L100 125V123H98V122H96L95 120H96V118L98 119L97 121H101V119L100 118H98V117H96L95 118V116H93V115H95V113L93 114V111H90V109L92 110ZM156 108V109H155ZM18 109H19V111H18ZM47 109H49V110H47ZM125 109H129L126 113L124 112V110ZM150 109H152L151 111H150ZM153 109L154 110H162L163 112H157V111H153ZM30 110H32V113L30 114ZM66 111V113L68 112V113H70V114H66L65 115V117H67V119L65 120L63 117H61L60 118V116L61 115H64V114H62V113H64L63 111ZM120 110V111H119ZM133 110V111H132ZM135 110H137V111H135ZM164 110H165V112H164ZM186 110V111H185ZM198 110H200V111H198ZM119 111V112H118ZM208 111V112H207ZM211 111V112H210ZM8 112V113H7ZM16 112H18L19 114H21L20 115V117L21 118H19V116L17 117V115H18V113L16 114ZM24 112V113H23ZM39 113H40V110L38 111ZM59 112V113H58ZM76 112V113H75ZM97 112L99 113V115L97 114ZM129 112H130V114H129ZM153 112H156V113H153ZM7 113V114H6ZM28 113H29V115H28ZM86 113V114H85ZM124 113V114H123ZM163 113H164V115H163ZM191 115V120H192V124L189 122V120L188 119H190V115ZM212 113V114H211ZM255 113V114H254ZM259 113V114H258ZM4 114H6V115H4ZM52 116H50V115ZM59 114H60V116H59ZM85 114V115H84ZM113 114V115H112ZM123 114V115H122ZM158 114V115H157ZM160 114V115H159ZM199 114H200V116H199ZM208 114V115H207ZM209 114H211L210 116H209ZM16 115V116H15ZM28 115V116H27ZM144 115V116H143ZM162 115V116H161ZM193 115V116H192ZM29 117L30 119L32 118V121H29L30 119L28 118L27 119V117ZM37 116H39V117H37ZM51 118H50V117ZM59 116V119H60V121L61 122H63V120H65V121H67V122H63L62 123V125H63V128H64V130H63V128L62 127H59L60 126V123H59V119L57 118ZM89 116H92V119H93V117H94V119L93 120H91V119H89L90 117ZM124 116V119L123 118H121V117H123ZM133 116V117H132ZM161 116V117H160ZM164 116V117H163ZM88 117V118H87ZM105 117V118H104ZM108 117H109V119H108ZM142 117H144L143 119H142ZM156 117H159L158 119L156 118ZM175 117V118H174ZM176 117H178L179 119H176ZM197 117V118H196ZM258 117V118H257ZM19 118V119H18ZM62 118H63V120H62ZM79 119L78 121H76L77 119ZM86 118V120L88 119L89 121L87 122L86 120H84ZM119 118H120V120L121 121H119ZM129 118V119H128ZM139 118V119H138ZM164 119V120H159V119ZM210 118V119H209ZM227 120V122H225L226 120ZM14 119V120H13ZM124 121H123V120ZM142 119V120H141ZM146 119H148V124H146L145 125V127H144V124L145 123H147V120ZM173 120V122L175 123V125H174V131L172 132V134L169 132V131H172L171 130V125H172V121H169V120ZM221 121L222 123H220L219 121ZM258 119H259V121H258ZM18 120H21V122L22 121H25V122H22V125H20L21 127L19 128H16V127H13L15 130H13V128H12V125L14 124H19V122H17ZM28 120V121H27ZM35 120V121H34ZM70 120V121H69ZM75 120V121H74ZM90 120L91 121H93V123L91 122L90 123ZM112 120L113 121H117V122H112ZM132 120H133V122H132ZM136 122H135V121ZM141 120V121H140ZM146 122H145V121ZM157 121L156 123H155V121ZM160 122H159V121ZM181 120V121H180ZM187 120V121H186ZM215 120V121H214ZM5 121V123H4V125H3V122ZM15 121V122H14ZM37 121H39V123L37 124ZM74 121V122H73ZM138 121H140V122H138ZM150 121V122H149ZM154 121V122H153ZM168 121V122H167ZM184 121V122H183ZM185 121H186V123H185ZM217 121L219 122V127H225V129H223V133H222V136H221V139L223 138L224 139V141H223V143L224 144H226V142L228 143V144H230L229 146L231 147H229V152H228V150H227V152L229 153V154H227L226 155V157H225V149H227L228 147H227V145L228 144H226L225 146L224 145H222L221 146V148L224 146V148H222V149H220V148H218L217 147V151L219 152H217V154H218V156H216V152H214V154L213 153H211V151H210V149H209V146H210V142L209 141H211L210 139H208V137L210 138L211 137V135L213 136V134H215L216 132V128H218V126H216V123H217ZM17 122V123H16ZM20 122V123H21ZM128 122H132L131 123V125H134L137 129H139L140 127H141V125H139V124H143L142 126L143 127H141V128H144V129H148V130H152V131H150L151 132V134H152V136H145V137H142V136H139L138 135V131H135V133L137 132V135H136V139H138L139 137H140V139H138V140H133V138L135 139V133H134V131L131 133V131L132 130H130V128H129V130H130V132L128 131V129H125V128H127L126 126H127V123ZM135 122V123H134ZM145 122V123H144ZM160 123V125H159V123ZM178 122V123H177ZM187 122H189V123H187ZM215 124H213V123ZM225 122V124H223ZM23 123H24V126H23ZM72 123V124H71ZM76 123H77V125H76ZM94 123H95V125H94ZM162 123H163V125L164 126H167L166 128V130H163L164 128H162ZM164 123H166V124H164ZM196 123V124H195ZM206 123V124H205ZM210 123L211 124H213V125H211V129H212V126H213V131H210L211 129H210ZM15 125V126H19V125ZM28 124H29V127H28V129H27V126H28ZM35 126V128H34V126ZM50 124H51V126H50ZM58 124V125H57ZM64 124H65V126H64ZM71 124V125H70ZM73 124L74 125H76L77 127H78V130H75V129H73L74 128V126H73ZM81 124H83V126L84 127H82L81 126ZM154 124V125H153ZM169 124H171V125H169ZM180 124V125H179ZM186 124H188L186 127H185V125ZM191 124V125H190ZM194 124V125H193ZM206 125V129H210V130H208L207 132H206V135H208V136H206V138L203 136L204 134H205V132H203V131H205L204 130V128H205V125ZM222 124H223V126H222ZM10 127H8V126ZM30 125H31V129H29L30 128ZM67 125V126H66ZM88 125H89V127H88ZM91 125H93V126H91ZM115 125V126H114ZM124 125V126H123ZM156 125H159V127L158 128H160L159 129V133L157 134V136L155 135V138H154V136H153V134L155 133V129L154 128H156L157 126ZM218 125V124H217ZM6 126H7V129H6ZM23 126V127H22ZM51 128H50V127ZM57 126H58V128H57ZM69 126V127H68ZM70 126H73L72 127V129L70 128ZM95 126H96V131H95ZM161 126V127H160ZM179 126V127H178ZM214 126H216V127H214ZM227 126V127H226ZM42 127V128H41ZM66 127V128H65ZM118 127V128H117ZM121 127H123V128H121ZM130 127V126H129ZM151 127V128H150ZM169 127H171L170 129H169ZM181 127V128H180ZM190 128V133L191 134H189L187 131H186V129L187 130H189V128ZM198 127V128H197ZM34 128V129H33ZM39 128V129H38ZM49 128L51 129V130H49ZM57 128V129H56ZM154 130H153V129ZM183 128V129H182ZM193 128V129H192ZM201 128H203V130L201 129ZM40 129H41V131L43 132H41L40 131ZM59 129H62L61 130V132L59 133L57 130H59ZM65 129L67 130V131H65ZM71 131H70V130ZM85 129V130H84ZM94 129V130H93ZM97 129L99 130V131H97ZM169 129V130H168ZM185 131V134H189V136H188V134H187V136H185L184 135V132L182 131ZM37 130H39V132L37 131ZM49 130V131H48ZM75 130V131H74ZM181 130V131H180ZM197 130V131H196ZM215 130V131H214ZM13 131H15V132H13ZM17 131H26V133H21L23 136L21 137L19 134V136H20V138H19V136L17 135V133H19V132H17ZM29 131L31 132V133H29ZM45 131V132H44ZM46 131H48L47 132V134L49 133V135H47L46 134ZM77 131V132H76ZM168 131V132H167ZM196 131V132H195ZM210 131V132H209ZM6 132L8 133V136L7 135H5L6 134ZM28 132V133H27ZM41 132V133H40ZM66 132V133H65ZM82 132V133H81ZM86 132V134H89V133H91L90 135H88V137H86L85 135H83L84 133ZM106 132H109V130L107 131L106 130ZM129 132V133H128ZM149 132V131H148ZM160 132H161V134H160ZM166 132V133H165ZM176 132V133H175ZM195 132V133H194ZM203 133V134H201V133ZM5 133V134H4ZM11 133V134H10ZM33 133H35L34 135H35V137L33 136ZM56 133H58V134H56ZM64 133V134H63ZM112 133V134H111ZM193 133V134H192ZM211 133H213V134H211ZM228 133V134H227ZM3 134V135H2ZM31 134V135H30ZM131 135V137H133L132 138V141L134 142H131L130 140L131 139H129V138H131L130 137V135ZM161 135V138H163V137H167V135H169L168 137H170V139H171V141H172V143H173V145L172 144H170L171 142H170V140H169V144H170V146H172L174 149H173V153H174V155H172L173 153H172V149H171V152H170V155H168L169 157H170V159H167V155H162V157L161 156H159V155H157L156 156V158L155 159H153L151 156H153V155H155L156 154V152L154 153V151H156L155 150V147H154V143H156L157 141H159V142H163L162 141V139L159 137L158 138V135ZM167 134V135H166ZM176 134V138L174 137V135ZM211 134V135H210ZM239 134V135H238ZM13 135H15V137H12ZM55 135H59L58 137L57 136H55ZM61 135V136H60ZM64 135V136H63ZM165 135V136H164ZM171 135H172V137H171ZM210 135V136H209ZM216 135V134H215ZM215 135L213 136V137H211L212 138V140L213 139H215ZM7 136V137H6ZM17 136H18V138H17ZM194 136V137H193ZM202 136L205 138H202ZM226 136V137H225ZM231 136V137H230ZM245 136V137H244ZM11 137V138H10ZM129 137V138H128ZM166 137H165V139L164 140H166ZM168 137H167V139H168ZM186 137L188 138V140L190 139V138H192L190 141H192V142H190V141H188L187 139H186ZM14 138H17V139H15V141H16V143H15V141L14 142H12V140ZM38 139V141H37V147L35 146V148H33L32 147V141H33V139ZM85 139V140H82V139ZM127 138V139H126ZM142 138V139H141ZM2 139V140H3ZM21 139V140H20ZM121 139V140H120ZM125 139V140H124ZM154 139V140H153ZM160 139V140H159ZM173 139V140H172ZM177 139V140H176ZM181 139V140H180ZM196 139V140H195ZM7 140H11L10 142L9 141H7ZM21 142H20V141ZM23 140V141H22ZM28 140V141H27ZM55 140V141H54ZM66 140V141H65ZM80 140H82V141H80ZM88 140V141H87ZM176 140V141H175ZM203 140V141H202ZM209 142H207V141ZM40 141V142H39ZM62 141V142H61ZM79 141V142H78ZM204 141H206V142H204ZM214 141V140H213ZM8 142L9 143H11L12 145H14V146H12L11 144H8ZM24 142V143H23ZM33 142H35V141H33ZM61 143V146L62 147H56V144H60ZM84 142L86 143V145L84 144ZM123 142V143H122ZM164 142H168V141H164ZM187 142H190V145H188V147L190 146V150H189V152H187L188 153V155H189V153L190 152H192V156H191V158H192V160H190L191 162H186V166L184 165V169L185 170H183L182 168H180L181 167V165L180 164H184L185 162H184V160H181V158L182 159H184V158H186V156L184 157V155H186V151H187V149H188V147L186 146L188 143ZM212 142V141H211ZM5 143V144H4ZM29 143H31V144H29ZM36 143V142H35ZM93 143V142H92ZM107 143V144H106ZM108 143H109V145H108ZM111 143V144H110ZM131 143H133V144H131ZM207 143V144H206ZM2 144H4V146H5V149L6 150H2V148H4V147H1V146H3ZM24 144H25V147L28 149V150H26L25 149V147H24ZM77 144H79V145H77ZM123 144V145H122ZM140 144V145H139ZM144 144V145H143ZM147 144V145H146ZM153 144V145H152ZM200 144H204V145H200ZM10 146L11 145V149H13V150H15L16 151V147L17 146H19L18 147V149H19V151L17 150L16 152H14L13 151V154L14 153H19V157L21 156V155H25V156H27V157H24V156H22V157H20L21 158V162L19 163L18 161H17V159H16V161L17 162H14V163H11L10 164V162H7L8 161V159H9V157H6V156H9V155H11V154H9L8 152H7V146ZM30 145V148H28V146ZM36 145V144H35ZM39 145H41L40 147H39ZM83 145H84V147H83ZM111 145V146H110ZM113 145V146H112ZM114 145H121V147L120 148H122L121 149V151L119 152V153H117L119 150V147H118V149H117V152L115 151V149L116 148H114V147H117V146H114ZM126 145V146H125ZM131 145H132V147H131ZM134 145L136 146V148H139L140 147V149H139V151L140 152H142V153H144V154H140L141 155V157H139L140 159H138V156H139V154H138V152L139 151H137V149H135L134 148ZM149 145H150V147H154L153 149L151 148V152L149 153V152H147L146 151V148H148L149 147ZM175 145L176 146H178V147H175ZM194 145V146H193ZM207 145V146H206ZM33 146H34V144H33ZM47 147L46 149L44 148V147ZM60 146V145H59ZM81 146V147H80ZM186 148H185V147ZM202 146H204V147H202ZM220 146V145H219ZM248 146H249V148L250 149H248ZM39 147V148H38ZM56 147V148H55ZM67 147V148H66ZM74 147V148H73ZM82 149V147L84 148V149H82V151H79V149L80 148ZM91 147V146H90ZM126 147H128V148H126V150H124ZM149 147V148H150ZM171 147V148H172ZM181 147V148H180ZM208 147V149H206ZM16 148V149H15ZM39 150H38V149ZM55 148V149H54ZM58 148V150L59 151H56V149ZM97 148V149H96ZM130 148V149H129ZM132 148L133 149H135L136 150V152H137V155L138 156H135L134 155V152H132V156H130L131 155V151H134V150H132ZM192 148V149H191ZM242 148V149H241ZM32 149H34V150H32ZM35 149H36V151H38V152H34L35 151ZM45 149V150H44ZM63 149V150H62ZM69 151H68V150ZM77 149V150H76ZM87 149V148H86ZM144 150V151H142V150ZM181 149V150H180ZM185 151H184V150ZM195 149V150H194ZM25 150V151H24ZM31 150H32V152H31ZM66 152H65V151ZM73 152H72V151ZM92 150V151H93ZM111 150H114L115 152H114V154L116 155H112L110 152H108V151H111ZM152 150H154L153 151V153H152ZM183 150V151H182ZM194 150V151H193ZM200 150V151H199ZM202 150H203V152H202ZM206 150V151H205ZM208 150V151H207ZM239 150V151H238ZM4 151H6L5 153H4ZM24 151V152H23ZM46 151V152H45ZM71 151V152H70ZM79 151V152H78ZM89 151H88V154H89ZM91 151V152H92ZM180 151H181V153H180ZM22 152V154H20ZM29 152H30V154H31V156H32V153L33 154H36V155H34V156H32V157H30V159H29V157L28 156H30V154H29ZM58 152V153H57ZM62 152V153H61ZM64 152L65 153H67V152H69L67 155L69 156V155H71V157L72 156H74L73 157V159L71 158V157H66L67 155L66 154H64ZM85 152V153H84ZM96 152V153H97ZM107 153V155L108 154H111V155H105L106 153ZM112 152V151H111ZM135 152V153H136ZM185 154H184V153ZM200 152H202V153H200ZM206 152V153H205ZM207 152L208 153H210L209 155L211 156L212 154H213V156H215V157H213L215 160H214V162H210L209 160H210V157H208L209 155L207 154ZM27 153H28V155H27ZM44 153V154H43ZM57 153V154H56ZM82 154V156H81V154L80 155H78V154ZM84 153V154H83ZM172 153V154H171ZM180 153V154H179ZM199 153V154H198ZM12 154V155H13ZM39 154V155H38ZM42 154V155H41ZM73 154V155H72ZM117 154H119V155H117ZM205 154H207V156L205 155ZM4 155H6L4 158H2V156H4ZM16 155V154H15ZM40 155L42 156V157H40ZM64 155H66V156H64ZM80 156V158L78 159H76L75 158V156ZM134 155V156H133ZM144 155V156H143ZM187 155V156H188ZM197 155V156H196ZM204 155H205V157H204ZM56 156H57V158H56ZM76 156V157H77ZM107 156V157H106ZM113 156V157H112ZM179 156V157H178ZM184 158H183V157ZM195 156V157H194ZM203 156V158H201L202 160L200 161L199 160V158L200 157H202ZM237 156H238V159H237ZM241 158H240V157ZM33 157H34V159H33ZM45 157H47V158H45ZM49 157V158H48ZM86 157V156H85ZM150 157H151V159H150ZM168 157V158H169ZM178 157V158H177ZM189 157V156H188ZM206 157H208V158H206ZM1 158H2V160H1ZM26 158H28L27 160H26ZM43 158V159H42ZM59 158H61L60 159V161L58 160ZM71 158V159H70ZM88 158V159H89ZM107 158V159H106ZM132 158V159H131ZM204 158H205V160H204ZM235 158V159H234ZM26 161H25V160ZM69 161H68V160ZM85 159H87V158H85ZM89 159V160H90ZM121 161H120V160ZM143 161H142V160ZM175 159H177V160H175ZM187 159V158H186ZM186 159H185V161H186ZM189 159V158H188ZM19 160V159H18ZM47 160H51L50 161V163L49 162H45V161ZM63 160H64V162H63ZM66 160H67V164H66ZM79 160H80V162H79ZM96 160H98V161H96ZM106 160V161H105ZM137 160V161H136ZM153 160V161H152ZM174 160V161H173ZM199 160V161H198ZM229 160V164L230 163H232V161H235L234 162V164H233V166L232 167H230V165L228 166V164H226V162ZM245 160V161H244ZM4 161V162H3ZM58 161H59V163H58ZM72 161H74V163H72L73 165L71 166V162ZM132 161V162H131ZM176 161H178V162H176ZM181 161V162H180ZM182 161L184 162V163H182ZM203 161V162H202ZM208 163H207V162ZM213 161V160H212ZM23 162H25V164L23 163ZM55 162V163H54ZM61 162V163H60ZM70 162V163H69ZM123 162V163H122ZM142 162V164H140ZM163 162H164V165L166 166V165H171V166H173V164L175 163L176 165H174L173 166V168H175V169H177L176 168V166L177 167H179V170H181L180 172H178L177 170H173V172L174 173H176V174H174V173H170L168 170H167V168L169 169V168H171V170L170 171H172V167L169 165V167L167 166V168H164L163 167ZM171 162H173V163H171ZM180 162V163H179ZM205 162V163H204ZM220 162V163H219ZM5 163V164H4ZM8 163V164H7ZM16 163V165H17V167H16V165H14ZM41 163V164H40ZM43 163H45V164H43ZM49 163V164H48ZM62 163H64V164H66V168L64 167L65 165L64 164H62ZM100 163V164H99ZM121 164V165H119V164ZM166 163V164H165ZM169 163V164H168ZM201 164V167H200V164ZM208 165H207V164ZM240 163V164H239ZM242 163V164H241ZM9 164H10V166H9ZM14 165V167H16V168H9V167H11V166H13ZM28 166H27V165ZM35 164V165H34ZM79 164V165H78ZM97 164V165H96ZM99 164V165H98ZM117 164V165H116ZM206 164V165H205ZM6 167H5V166ZM41 165H43V167H44V165H46V166H49V168L47 169L46 167H42ZM59 165H60V167H59ZM62 165H64L63 167H62ZM68 165V166H67ZM71 166V169H69L70 168V166ZM75 165V166H74ZM77 165V166H76ZM83 165V166H84ZM92 165V166H91ZM154 165H156V166H154ZM157 165H159V166H157ZM204 165V166H203ZM242 165V166H241ZM41 166V167H40ZM78 167V169H75L74 167ZM79 166H81V167H79ZM118 166H120V167H118ZM154 166V167H153ZM213 166H215V167H213ZM218 166V167H217ZM9 168V170H8V168ZM22 169H21V168ZM24 167H26V169H24ZM68 167V168H67ZM118 167V168H117ZM162 167V168H161ZM216 169L217 170V172L213 169ZM230 167V168H229ZM240 167H242V169L240 168ZM244 167V168H243ZM3 168V169H2ZM74 168V169H73ZM80 168H83V169H80ZM120 168H121V170H120ZM122 168H125L126 170H123ZM153 168V169H152ZM154 168H157V169H155V171H154ZM161 168V169H160ZM193 170H192V169ZM200 168V169H199ZM204 168V169H203ZM208 168V169H207ZM213 170H211V169ZM217 168H220V169H217ZM233 170H235L234 172L232 171V169ZM238 168V169H237ZM7 169V170H6ZM12 169H15L14 171H13V173L16 171V173H17V170L16 169H18L20 172L18 173V174H13L12 173ZM24 169V170H23ZM45 169H47V170H45ZM65 169H66V171H65ZM72 169H73V171H72ZM80 169V170H79ZM87 169H89L90 171V176H89V173H86V172H84V171H87ZM99 171H98V170ZM121 171V172H119V170ZM140 169V170H139ZM160 169V170H159ZM163 169H165V170H163ZM253 169V170H252ZM257 169V170H256ZM69 170V171H68ZM77 170H79V171H77ZM82 170V171H81ZM94 170V171H93ZM118 170V171H117ZM122 170H123V172H122ZM162 170H163V172H162ZM191 170H192V172L193 171H195V172H193V174L192 173H190L191 172ZM196 170H198V171H196ZM201 170V171H200ZM203 170V171H202ZM204 170H205V172H204ZM242 171V172H240V173H238V171ZM256 170V171H255ZM8 171H11V172H8ZM22 171V172H21ZM97 171V172H96ZM114 171V172H113ZM152 171V172H151ZM182 171H184V174H182L183 172ZM200 171V172H199ZM211 171V172H210ZM5 172V173H4ZM9 174H7V173ZM32 172V173H31ZM42 172V173H41ZM50 172V173H49ZM67 172H69V173H72V174H69V173H67ZM88 172V171H87ZM100 172V173H99ZM101 172H102V174H101ZM104 172V173H103ZM130 172H132V173H130ZM154 172L156 173V175L160 178H158V177H156V179H154L153 177H154ZM158 172H161V177H160V175H158L159 173ZM218 172H220V173H222V174H219ZM247 172V173H246ZM24 175H23V174ZM40 173H41V175L42 176H40ZM46 175H45V174ZM67 173V174H66ZM81 173V174H80ZM93 173H95V174H93ZM100 174L99 176L97 175V174ZM105 173H106V175H105ZM117 173V174H116ZM147 173H149V174H151L150 176H149V174H147ZM185 173H186V175H185ZM198 175V173L200 174H202V176H201V174L198 176V177H196V174ZM204 173H206V174H204ZM232 175H231V174ZM263 173V174H262ZM69 174V175H68ZM77 174V175H76ZM118 174H120V175H118ZM152 174H154V175H152ZM167 174V175H166ZM189 174V175H188ZM192 174V175H191ZM208 174V175H207ZM219 174V175H218ZM226 174V175H225ZM229 174V176H230V178H231V181H229L230 180V178H229V176H227ZM252 174V175H251ZM10 175H12L11 177H10ZM14 175H15V177H14ZM45 175V176H44ZM64 175V176H63ZM69 177H68V176ZM71 175V176H70ZM74 175H76V176H78L79 175V178H85V179H79V178H76V177H73V178H75V179H72V178H70V177H72V176H74ZM103 175H105V177L103 176ZM118 175V178L117 177H114V176H117ZM130 177H129V176ZM155 175V176H156ZM174 175V176H173ZM183 175L186 177V176H188V177H186V179H187V181L188 182H186V181H184L186 184H184V182H183V180H184V177H183ZM203 175H204V177H203ZM238 175V176H237ZM263 178V180H262V178L260 177V176ZM50 176V177H49ZM85 176V177H84ZM95 176V177H94ZM143 176L146 178V179H144L143 178ZM164 176V177H163ZM175 176L177 177L176 179H178V180H176L175 179ZM179 176V177H178ZM191 176V177H190ZM195 176V177H194ZM211 176V179L209 178ZM221 176H222V178H221ZM246 176H247V178H246ZM259 176V177H258ZM6 178V180H5V178ZM41 177V178H40ZM67 177H68V179H67ZM103 177V178H102ZM113 177V178H112ZM123 177H124V179H123ZM140 177V178H139ZM147 177H148V180H150V182H148L147 181ZM150 177V178H149ZM181 177H182V179H181ZM189 177H190V179H189ZM202 177V180L200 179ZM205 177H206V180H205ZM214 177V178H213ZM229 178V180H228V178ZM240 177V179H238ZM4 178V179H3ZM39 178V179H38ZM43 178L45 179V180H43ZM53 178V179H52ZM60 178V179H59ZM102 178V182H100V179ZM105 178V179H104ZM136 178H138V179H136ZM175 181H173L172 179ZM180 178V179H179ZM197 180H200V181H202V183H200L199 181H197ZM199 178V179H198ZM208 178H209V182L210 181H212L210 184H212V185H214V186H212L213 188H211V185L210 184H204V183H208V182H206V181H208ZM245 178V179H244ZM33 179H36V180H33ZM62 179V180H61ZM64 179H65V182H64ZM71 179V180H70ZM77 179H79V180H77ZM94 179V180H93ZM151 179H152V182H151ZM154 179V180H153ZM162 179H163V182H164V184L162 183ZM169 179V180H168ZM185 179V180H186ZM219 179V180H218ZM224 179H227V180H225L224 181ZM235 179V180H234ZM250 179H252V180H250ZM260 179H261V181H260ZM49 180V181H48ZM52 180H53V182H52ZM70 180V181H69ZM75 180H77V181H75ZM81 180V181H80ZM83 180L84 181H86V182H88V184L87 183H85L86 184V187L84 188V187H82V189L83 190H85V191H83V190H81V187L80 186H77V184L78 185H81L82 186V184L84 183L83 182ZM90 180H92V183H91V181ZM96 180H98V183H96ZM104 180V181H103ZM117 180H118V182H117ZM147 181V183H146V181ZM181 180H182V182H181ZM224 181V184L222 183V181ZM236 180H239V181H237V182H241L242 181V183H244V184H237V182H235ZM241 180V181H240ZM246 180V181H245ZM248 180V181H247ZM35 181V182H34ZM42 181V182H41ZM67 181L69 182V184L67 183ZM74 183H73V182ZM93 181H94V185H97V184H102L101 186H99V188H96L97 186H94L93 185ZM143 182V184L145 185V187L143 186V188H142V186H141V183ZM173 181V182H172ZM196 181V182H195ZM214 181H216V182H214ZM220 181V182H219ZM9 182V183H8ZM32 184H31V183ZM34 182V183H33ZM37 182V183H36ZM46 182H48V183H46ZM62 182H64V184L65 185H63V183ZM76 182H77V184H76ZM91 183V185H90V183ZM133 182H135L133 185H132V183ZM140 182V183H139ZM179 182V183H178ZM200 183V185L198 186V187H196L197 185H198V183ZM228 184V186L226 187L225 185H227L226 183ZM229 182V183H228ZM259 182H260V184H259ZM27 183H28V186H27ZM39 183H41V185H39ZM53 183V184H52ZM60 183H62L61 185H62V187H60ZM128 183L130 184V185H132V187L130 186V185H128ZM137 183L140 185V186H138L137 185ZM147 184V188H146V184ZM152 183V184H151ZM154 183V184H153ZM157 183V184H156ZM161 183V184H160ZM35 184V185H34ZM36 184H38L39 186H37L36 187ZM42 184H43V186H42ZM51 184V185H50ZM59 184V185H58ZM68 184V185H67ZM76 184V185H75ZM104 184V185H103ZM162 185V187H160L159 185ZM170 184V185H169ZM179 184H183V186H181V188H179L180 187V185ZM219 184V185H218ZM221 184H223L222 185V187H224L223 189L221 188ZM233 184V185H232ZM7 185V186H6ZM32 185V186H31ZM53 185V186H52ZM72 185H75V189H74V186H72ZM84 185V184H83ZM87 185H90V188L87 186ZM92 185L95 187V191H93V189H92V191L93 192H95V194H96V196H98V197H96L95 198V194L94 195H90L92 192H88V190H90L91 188H92ZM112 185V186H111ZM126 185V186H125ZM127 185H128V187H127ZM136 185H137V187H136ZM150 185V187H151V189H150V187H149V189H150V191L148 192L147 190H148V186ZM176 185H178V186H176V189H175V186ZM217 185H218V188H217ZM238 185V186H237ZM245 185H247V186H245ZM258 185V186H257ZM262 185V186H261ZM55 186V187H54ZM56 186H58V187H56ZM68 186V187H67ZM72 186V187H71ZM85 186V185H84ZM130 186V187H129ZM172 186V187H171ZM66 187V188H65ZM89 189H88V188ZM103 187H105V188H103ZM110 187V188H109ZM111 187H113L112 189H111ZM116 188V190L118 189V187L120 188V189H118L120 192H117L116 190H115V188ZM134 187V188H133ZM156 187V188H155ZM182 187H183V190H181L182 189ZM188 187V188H187ZM194 187L196 188V190L198 189V191H196L195 189H194ZM209 187V188H208ZM261 187V188H260ZM30 188V189H29ZM50 188V190H48V189ZM54 188H57L58 190L57 191H54ZM61 188H65V189H63V191H62V189ZM70 188V189H69ZM86 188H87V190H86ZM102 188V189H101ZM127 188V189H126ZM130 188H132V189H130ZM139 188V189H138ZM140 188H142L143 189V191H142V189H140ZM144 188H146V189H144ZM164 188V189H163ZM169 188V189H168ZM171 188V189H170ZM192 190V188L194 189L193 191H191L190 189ZM207 188H208V190L209 191H211V189H213L212 190V192H210V194L212 193H216L214 196H210L209 195V198L207 197V195L209 194V193H207L206 195H205V197H203V193L205 192H207ZM217 188V189H216ZM221 188V189H220ZM234 190H233V189ZM239 188V189H238ZM53 189V190H52ZM72 189H74L73 191H72ZM78 189H80L81 191H82V193H81V191L80 190H78ZM99 189H101V190H99V193L97 192ZM121 189H123L124 191H125V193H121ZM134 189V190H133ZM161 189L163 190V191H161ZM168 189V190H167ZM178 189V190H177ZM185 189H187V190H185ZM60 190V191H59ZM97 190V191H96ZM114 191V193H110V194H112L111 196L113 197V194H115V197H116V195H118L116 198H114L113 197V199H112V197L110 198V197H108V196H110V195H108L109 194V192L110 191ZM127 190H130V191H127ZM135 190H137V191H135ZM139 190V191H138ZM156 190V191H155ZM159 190V191H158ZM167 190V191H166ZM185 190V191H184ZM190 192H189V191ZM42 191V192H41ZM65 192L64 194L65 195H63V194H60L59 192ZM69 191V192H68ZM77 191H78V193H77ZM142 193H141V192ZM163 192V193H161V196H160V194L158 193V192ZM177 191V192H176ZM183 193H182V192ZM196 191V192H195ZM208 191V192H209ZM217 191V192H216ZM229 191H230V193H229ZM235 191V192H234ZM45 192H46V194H45ZM50 194H49V193ZM61 192V193H62ZM74 192H75V198H74ZM85 192H87V194L85 193ZM98 193V195H97V193ZM104 192V193H103ZM127 192V193H126ZM153 192V193H152ZM193 193V195H192V193ZM203 192V193H202ZM234 192V193H233ZM246 192V193H245ZM260 192H262L261 193V195H260ZM13 193V194H12ZM42 193H44L42 196H41V194ZM47 193L49 194V196L47 195ZM56 194V195H54V194ZM86 195H88V197H90L93 201H95V202H93L91 199H90V201H92L93 203H90L89 202V198L87 197V198H85V199H88V200H86V202L88 201L91 205H88L87 203H85V201H82V200H84L83 198V196H85V194ZM176 193H178V194H176ZM218 193H219V195H218ZM259 193V194H258ZM34 194V195H33ZM36 194V195H35ZM60 194V196H57V195H59ZM73 194V195H72ZM78 194V195H77ZM105 194V195H104ZM124 194L125 195H127V196H124ZM129 194V195H128ZM141 194H143V195H145V194H147V195H145V198H144V200H146V201H148V203L147 202H143L142 201V199L141 198H143L144 196H141ZM155 194V196L153 197V195ZM156 194H159V196L158 195H156ZM175 194V195H174ZM230 194H232V195H230ZM233 194H234V196H233ZM249 194H251V195H249ZM26 195V196H25ZM54 195V196H53ZM63 195V196H62ZM120 195H122L121 197H120ZM140 195V196H139ZM152 195V196H151ZM177 195V196H176ZM187 196V197H185V196ZM218 195V196H217ZM255 195H257V196H255ZM46 196H47V198H51L52 197V199L54 200V198H55V201H53L52 199H50L51 201H52V203H50V202H47V201H43L45 198H46ZM68 196H70V199H69V197ZM72 196V197H71ZM79 197V198H81V200L80 199H78V201H77V197ZM80 196H82V197H80ZM101 196V197H100ZM103 196V197H102ZM136 196H138V201H139V199H141V203H139V202H137V198H136ZM149 196H151L152 197V202L151 203H149V200H150V198L151 197H149ZM191 196V197H190ZM198 196V197H197ZM230 196V197H229ZM245 196V197H244ZM248 196H251V197H248ZM14 197V198H13ZM23 197V198H22ZM60 197V198H59ZM100 197V198H99ZM148 198V200H147V198ZM201 197V198H200ZM207 197V198H206ZM216 197V198H215ZM241 197H242V199H241ZM248 197V198H247ZM254 197V198H253ZM259 197H261L260 199H259ZM19 198H20V200L23 202H21L20 200H19ZM28 199V200H30V201H26L25 203H24V201L25 200H22V199ZM41 198L43 199V200H41ZM58 198V199H57ZM73 198V199H72ZM95 198V199H94ZM103 200H102V199ZM108 198V199H107ZM118 198H119V200H118ZM123 198H124V200H125V202H124V200H123ZM126 198V199H125ZM158 198V199H157ZM160 198V199H159ZM181 198V199H180ZM202 198L203 199H206V200H202ZM245 198V199H244ZM3 199H4V201H3ZM19 201H18V200ZM98 199V200H97ZM111 201H110V200ZM172 199H173V201H175L176 202V204L175 203H173L172 202ZM189 199V200H188ZM214 199H216L215 201H214ZM248 199H250V200H248ZM11 200V201H10ZM15 200V201H14ZM63 200V201H62ZM109 200V201H108ZM113 200V201H112ZM127 200V201H126ZM169 200H171V203L169 202ZM180 202H179V201ZM181 200H183V202L181 201ZM202 200V201H201ZM209 200V201H208ZM219 200V201H218ZM252 200V201H251ZM260 200H263V201H260ZM6 201H10V202H6ZM15 203H14V202ZM21 202V203H18V202ZM32 201V202H31ZM35 201H36V203H35ZM66 201H68V203H69V207L68 206H66L68 203H66ZM70 201V202H69ZM82 201V202H81ZM99 201V202H98ZM102 201V202H101ZM123 201V202H122ZM133 201V202H132ZM206 201L208 202V204L210 205L211 203V205H213V201H214V205L213 206H208V205H206L207 203H206ZM212 201V202H211ZM246 201H250V203H248V202H246ZM258 201V202H257ZM5 202V203H4ZM34 202V203H33ZM43 202V203H42ZM57 202H60V203H57ZM80 202V203H79ZM108 202H111V203H109L108 204ZM128 202L131 204L132 203V205L133 204H135L136 205V203L139 205H136L137 207H135V208H137V209H133V206H128ZM155 202V203H154ZM158 202V203H157ZM168 202V203H167ZM182 202V203H181ZM192 202V203H191ZM194 202H198V203H194ZM10 204V206H9V204ZM31 203V204H30ZM61 203H63V205H61ZM70 203H72V208H74V209H70V207H71V205H70ZM77 203V204H76ZM78 203H79V205H78ZM83 203H85V204H83ZM96 203H98L97 205H96ZM100 203V204H99ZM124 203V204H123ZM143 203H146L145 204V206H146V209H144L145 207H144V204ZM206 203V204H205ZM225 203V204H224ZM229 203V204H228ZM13 204V205H12ZM15 204V205H14ZM58 206H57V205ZM66 204V205H65ZM78 205V206H76V205ZM86 204H87V206H86ZM102 204V205H101ZM107 206H106V205ZM151 204H154V205H151ZM156 204V205H155ZM170 204H172L171 206H170ZM173 204H175V205H173ZM191 204H194V205H191ZM248 206H247V205ZM2 205H4L3 207H2ZM8 205V206H7ZM31 206V209H29L30 207H28V206ZM41 205V206H40ZM57 206L56 208H58V207H60V208H58L57 209V211H55V209L53 210V206ZM84 207H83V206ZM122 205L124 206L123 208H125V209H123V208H121L122 207ZM169 205V206H168ZM180 205L181 206H183V207H185L184 209L186 210V212H185V210H184V212L182 213V214H184L183 216L185 217H182V215H181V217H182V219L184 220V221H180L179 220V215L177 216L176 214L178 213V212H176L175 210H173V212L171 211V210H169V207H172L173 209H176V207H178L179 209L180 208H182V207H180ZM186 205V206H185ZM190 205H191V207H190ZM5 206H6V208H5ZM32 206H34V207H32ZM35 206H36V209H39L38 211L35 209ZM49 206H51L52 207V211H51V207L49 208ZM54 206V207H55ZM67 207L68 208V210H67V208H65V207ZM74 206V207H73ZM113 206H115V207H113ZM127 206V207H126ZM197 206V207H196ZM199 206V207H198ZM220 206H222V207H220ZM250 206V207H249ZM80 207V210H81V212H80V210L79 209H76V211L78 210V215H77V213H76V211H75V208H79ZM82 207H83V209H82ZM112 207V208H111ZM143 207V208H142ZM149 207V208H148ZM190 207V208H189ZM247 207L250 209H247ZM255 207V208H254ZM260 207V208H259ZM3 208V209H2ZM23 208V209H22ZM105 208V209H104ZM109 208V209H108ZM120 208V209H119ZM157 208V209H156ZM213 210H212V209ZM223 208V209H222ZM253 208V209H252ZM27 209V210H26ZM45 209V212H48V213H50V214H53V216L55 217V219H51V218H49V219H47V221L45 220V217H43L44 216V214H43V210ZM48 209V210H47ZM66 209V210H65ZM139 209V210H138ZM140 209L142 210H146V212L145 211H140ZM165 209V210H164ZM206 209V210H205ZM221 209V210H220ZM260 209V210H259ZM28 210H30V214L28 215V214H26V212L28 211ZM42 210V211H41ZM62 210V213H64V214H62V213H59L60 211ZM108 210H112V211H108ZM137 210V211H136ZM154 210V211H153ZM177 210V209H176ZM182 210V209H181ZM216 210H218V211H216ZM221 212H220V211ZM248 210V211H247ZM259 210V211H258ZM4 211L3 212H1L0 211V224L2 223V226H4V222H6L7 223V221L8 220H5V218L7 219V217L6 216H4ZM32 211V212H31ZM97 211H100V212H102L103 214L101 215V216H103L102 217V219L104 220L103 221V227L101 226L100 227V229L99 230H97V231H95L93 234L91 233V235L92 236H89V237H87L88 236V234L90 235V233L88 232V234H87V231H86V228L88 227H86V225H87V223H84V225H83V222L85 221V219H83V217H84V213H86V214H89L90 213V215H93L94 213H96ZM124 211V212H123ZM128 211H130V212H128ZM136 211V212H135ZM140 212V215L139 216H136V215H138V213ZM167 211V212H166ZM169 211H171V212H169ZM178 211V210H177ZM187 211H188V213H189V211H190V213L188 214L187 213ZM203 211H205V212H203ZM211 211V212H210ZM59 214H58V213ZM68 212V213H67ZM94 212V213H93ZM123 212V213H122ZM133 212V214H132V220L134 219L135 221H132L131 220V218H128L127 216H131V215H129L130 213H132ZM138 212V213H137ZM169 212V214H171V216L170 215H167V213ZM180 212V211H179ZM192 212V213H191ZM200 212H202L201 214H200ZM212 212H213V215H212ZM217 212H219V213H217ZM231 212V213H230ZM248 212V213H247ZM250 212H253L252 213V215L253 216H255L256 215V213L258 212H260V214H258V216H257V218H256V216H255V218H252V217H247V216H249L250 215ZM256 212V213H255ZM12 213V212H11ZM22 213V214H21ZM40 213H41V216H40ZM55 213H57V214H55ZM76 213V215H74ZM122 213V214H121ZM181 213H178V214H181ZM209 213V214H208ZM228 213H230V214H228ZM43 214V215H42ZM67 214V215H66ZM70 214V215H69ZM73 214V215H72ZM109 214V215H108ZM116 214V215H115ZM154 214V215H153ZM186 214V215H185ZM189 216H188V215ZM192 214V215H191ZM196 214V215H195ZM223 214V215H222ZM226 214V215H225ZM231 214H232V217H231ZM249 214V215H248ZM16 215V216H17ZM25 215H27V216H31L30 217V219H28V218H26V219H24L25 218ZM120 215V220L119 221H116V220H118V216ZM175 215V216H174ZM200 215V217H198ZM203 215V216H202ZM205 215H207V218H206V216ZM225 215V216H224ZM247 215V216H246ZM2 216H3V218H2ZM39 216V217H38ZM61 216V217H60ZM68 217L67 219L66 218H64L65 219V221H64V219L62 218V217ZM82 216V217H81ZM113 216V217H112ZM117 216V217H116ZM126 216V217H125ZM138 217L137 219H135V218H133V217ZM177 216V217H176ZM192 216V217H191ZM215 216H220L219 217V219H217ZM222 216H223V218H222ZM5 217V218H4ZM52 217V216H51ZM70 217H72V218H70ZM74 217V218H73ZM80 217H81V220H80ZM110 217V218H109ZM150 217V218H149ZM174 218V221L173 220H171V218ZM188 217V218H187ZM193 217H197L198 219H194V221H193ZM203 217V219H201ZM8 218H10V216H8ZM38 218V219H37ZM70 218V219H69ZM79 218V219H78ZM88 218V217H87ZM107 220H106V219ZM110 220H109V219ZM154 218H156V220L159 222H154ZM167 218H168V220H167ZM170 218V219H169ZM175 218H176V220H175ZM178 218V219H177ZM187 218V219H186ZM192 218V219H191ZM214 218V219H213ZM220 218H221V221H220ZM42 219V220H41ZM61 219H62V221H61ZM74 219H76V220H78V221H75ZM112 219V220H111ZM122 219H124V222H123V226H124V228H123V230H125V233H124V236L123 235H121L120 233L122 232L123 233V231H121L120 232V230L122 229V225H120V223H122ZM126 219L129 221V223H128V221H126ZM141 219V220H140ZM181 219V218H180ZM191 219V220H190ZM201 219V220H200ZM212 219V220H211ZM229 219H232V220H230L229 221ZM57 220V221H56ZM59 220V221H58ZM70 220V221H69ZM72 220H74L72 223H71V221ZM84 220V221H83ZM109 220V221H108ZM151 220H152V222H151ZM162 220V221H161ZM170 220V221H169ZM187 220V221H186ZM190 220V223L188 222ZM198 222V220L199 221H201V222H204V221H206V220H208V222H209V220H211L210 222L213 224V222H216L217 223V221L216 220H218V221H220V223L217 225L216 223L214 224V225H216V226H214V225H209V223H208V225L209 226H214L213 228L212 227H210L209 228V226L208 225H203V224H205V222L204 223H200V222H196V221ZM202 220H204V221H202ZM29 221V224L27 223ZM40 221H43L44 223H46V224H44L43 226L45 227L44 229L41 227H39V231L38 232H35L34 233V231L32 230V229H35L36 230V228H33V225H37L36 224V222H40ZM56 221V222H55ZM134 222V223H132V222ZM139 221V226L135 223V222H138ZM145 221V222H144ZM146 221H148V223L146 224ZM150 221V222H149ZM168 222V224L167 223H165L164 224V222ZM179 221V224H180V222H185L186 224V226L184 227H182L181 226V230H180V233H181V231L183 232V233H181V234H179V236L181 237V239H180V237L178 236V234H175L176 232H175V229H174V226H175V228H176V226L178 225H176V222H178ZM224 222V224L223 223H221V222ZM232 221V222H231ZM233 221H235V222H233ZM236 221H237V223H236ZM42 222V223H43ZM55 222V223H54ZM69 222V223H68ZM77 222H78V224H77ZM82 222V223H81ZM87 222V221H86ZM109 222V223H108ZM112 222V223H111ZM172 222V223H171ZM174 222V223H173ZM194 222V223H193ZM228 223V224H225V223ZM229 222H230V225H229ZM258 222V223H257ZM20 223V224H19ZM41 223V222H40ZM50 223H52L51 225H49L48 226V228H47V225L48 224H50ZM54 223V224H53ZM61 225H59V224ZM64 223L66 224V225H64ZM74 223H75V225H74ZM105 223V224H104ZM115 223H119V224H115ZM130 223H132L131 224V226H130V228L131 229H128L129 228V225H130ZM141 223H145V225L144 224H142V225H140ZM162 225H161V224ZM196 223V224H195ZM200 223V224H199ZM207 223V222H206ZM71 224H72V226H71ZM112 226H111V225ZM134 224V225H133ZM184 224V223H183ZM189 224L191 225V226H189ZM220 224H222L223 225V227L221 228L222 230V234L221 233H219L220 232V227L222 226V225H220ZM234 224V225H233ZM6 225V224H5ZM21 225V226H20ZM30 227V229L33 231V233L29 230V227ZM57 225V226H56ZM78 225H81V227H79ZM115 225V226H114ZM148 225V226H147ZM199 227V229H197L198 227ZM50 226H51V228H54V230H53V232H52V230H51V228H50ZM65 226H66V228L69 226V230L68 231H66L67 229L65 228ZM76 226V227H75ZM136 226V227H135ZM140 226L142 227H144L145 226V228L142 230L143 232H144V230L145 229H147L148 227L149 228H152L150 231H148V234H152V236L153 235H155L156 237L154 238L155 240H153V239H150V237L148 238V234H147V232H146V230H145V232H144V234L142 233V231H141V229H140ZM151 226V227H150ZM180 226V225H179ZM178 226V227H179ZM187 226H189L190 228H188ZM201 226H203V229H205V230H203L202 228H200ZM227 226V227H226ZM233 226H234V228H233ZM0 227H1V225H0ZM59 227H61V228H59ZM71 227V228H70ZM73 227H74V229H73ZM83 227H85V229L83 228ZM115 227H116V231H117V229H119V232L117 231V236L115 235ZM117 227H120V228H117ZM163 227V228H162ZM168 227V228H167ZM194 227H197L195 230H199V231H195V230H192V228H194ZM225 227L227 228L226 230H225ZM240 227V228H239ZM261 227V228H260ZM57 228H58V230H57ZM78 228H80V229H78ZM84 229V231L82 230V233H80L79 232V230L81 231V229ZM126 228V229H125ZM170 228V229H169ZM173 228V230L172 231H174V232H172L171 231V229ZM183 228V229H182ZM185 228V229H184ZM187 228V229H186ZM218 228V229H217ZM232 228V229H231ZM236 228H237V230H236ZM62 229V230H61ZM65 229V230H64ZM78 229V230H77ZM108 229H109V235H107L108 233H107V231H108ZM114 229V230H113ZM167 231H166V230ZM203 231H202V230ZM223 229H224V231H223ZM234 229V231H236V233H235V235L232 233V231L231 230H233ZM239 229H241V231L239 230ZM24 230V229H23ZM27 230H29V231H27ZM51 230V231H50ZM55 230H57L56 232H55ZM70 230H71V233H69L70 232ZM112 230V231H111ZM128 230V231H127ZM138 230H140L141 232H137ZM184 230H187L186 232L187 233H185V231ZM213 230V231H212ZM260 230H261V234H262V236H261V234H260ZM27 231V232H26ZM37 231V230H36ZM73 231H77L76 233L77 234H82V236H78V235H75V232H73ZM85 231H86V233H85ZM127 231V232H126ZM158 231V232H157ZM171 233H170V232ZM194 231V233L192 234V236H191V233H189V232H193ZM201 231H202V233H201ZM217 231V232H216ZM219 231V232H218ZM226 231V232H225ZM229 231H231V233L233 234V235H230L228 232ZM58 232V233H57ZM60 232V233H59ZM83 232L85 233V236H83L84 234H83ZM97 232V233H96ZM150 232H153V233H150ZM161 232V233H160ZM170 234H169V233ZM199 232V233H198ZM215 232V233H214ZM27 233V235H25ZM29 233V234H28ZM37 233V234H36ZM44 233V234H43ZM50 233H53V234H50ZM72 233H74V234H72ZM96 233V234H95ZM104 233H106V234H104ZM111 233V234H110ZM114 233V234H113ZM132 233V234H131ZM135 235H134V234ZM141 233V234H140ZM146 233V234H145ZM175 235H174V234ZM198 233V234H197ZM207 235H206V234ZM214 233V234H213ZM228 233V234H227ZM32 234L34 235L35 234V237H33L32 236ZM68 234H70V235H68ZM99 234V235H98ZM119 234V235H118ZM128 234V235H127ZM130 234H131V236H130ZM136 234H138V235H136ZM157 234V235H156ZM160 234H161V236H160ZM169 234V235H168ZM200 234V235H199ZM205 234V235H204ZM226 235V238L229 236L230 237V239H229V237H228V239L230 240V241H226L227 243H225V240H226V238H225V235ZM237 234V235H236ZM257 234L259 235V236H257ZM25 235V236H24ZM30 235L32 236V239H31V237H30ZM38 235V236H37ZM55 235L53 236V237H55ZM94 235V236H93ZM107 235V236H106ZM111 235H114V237H112ZM134 235V236H133ZM144 235V236H143ZM181 235H183V236H181ZM187 235L189 236V238L187 237ZM210 235H212L211 237H210ZM217 235V236H216ZM224 237H223V236ZM228 235V236H227ZM19 236V237H20ZM39 236V237H40ZM43 236V237H44ZM76 236V241H74V237ZM99 236V237H98ZM102 236V237H101ZM119 236V238L117 239V237ZM120 236H123V237H120ZM128 236H130L129 238H128ZM141 236V237H140ZM159 236V237H158ZM164 236V237H163ZM198 236V238H196ZM205 236V237H204ZM237 236V237H236ZM256 236H257V238H259V239H257L256 238ZM261 236V237H260ZM38 237V238H39ZM71 237V239L73 238V240H71V242L73 241L74 243V245L71 243H68V242H65L66 240L67 241H70L68 238H70ZM79 237H80V239H79ZM83 237H85V238H83ZM94 237V238H93ZM106 237H108V238H106ZM112 237V238H111ZM116 237V238H115ZM128 238V240L126 239V238ZM134 237H136L135 239H134ZM158 237V238H157ZM163 237V238H162ZM170 237V238H169ZM179 237V238H178ZM185 237V239H186V237L188 238V239H190L192 242L190 243V240H187L186 241V243H184V241L182 240L183 238ZM194 237V239H192ZM214 237V238H213ZM217 237V238H216ZM224 239H223V238ZM239 237V238H238ZM45 238V237H44ZM48 238V237H47ZM56 238V237H55ZM83 238V239H82ZM101 238V239H100ZM120 238H125V242H124V240L122 239H120ZM133 238V239H132ZM146 238V239H145ZM196 238V239H195ZM215 238H216V240H218V239H220L221 238V240L223 239V241H224V243H222V241L221 240H219V241H215ZM237 238V239H236ZM14 239H16V237L14 238ZM28 239H29V241H28ZM53 239V238H52ZM51 239V240H52ZM84 239H87L86 241H84ZM88 239H91L92 241H90L91 242V244H89V242H88ZM109 239V240H108ZM161 239H162V241H161ZM176 239H177V241H176ZM180 241H179V240ZM201 239V240H200ZM202 239H203V241H202ZM234 239V240H233ZM255 239V240H254ZM257 239V240H256ZM261 239H263V240H261ZM12 240L14 241V243H12ZM17 240V239H16ZM48 240V239H47ZM57 240V239H56ZM95 240V241H94ZM99 240V241H98ZM104 240V241H103ZM105 240H107L106 242H105ZM112 240H113V242H112ZM115 240H117V241H115ZM121 240V241H120ZM130 240H132V244H131V242H130ZM141 240V241H140ZM160 240V241H159ZM182 240V241H181ZM258 240H260V241H258ZM34 241V242H33ZM53 241H54V239H53ZM60 241V242H59ZM78 241V242H77ZM100 241H102V242H100ZM201 241V242H200ZM214 241V242H213ZM231 241H232V243H231ZM254 241H255V244H254ZM258 243H257V242ZM262 241H263V243H262ZM28 242V243H27ZM32 244V246H29V245H31L30 243ZM52 242V241H51ZM49 240H48V243H51ZM54 242H56V241H54ZM61 242H62V244H61ZM82 243L83 242V244H84V247L86 248V249H84L83 248V244H81V245H76V243ZM88 242V243H87ZM93 242V243H92ZM100 242V244H99V246L100 245H102V246H100V249H98V251L96 250V252H98L97 254H95V252L94 251H92V250H95V249H97V244ZM108 242V243H107ZM111 242V243H110ZM116 242V243H115ZM145 242V243H144ZM150 242V243H149ZM160 242V243H159ZM183 242V243H182ZM204 243V245H202L203 243ZM261 242V243H260ZM65 243V246H67V248L69 249L70 248V246H71V250H70V252L73 254L72 256V258H71V256L69 255L70 253L68 252L67 253V251L68 250H66V248L65 249H63V247L61 246V245H63ZM118 243V244H117ZM125 243V244H124ZM145 244L146 246H144V245H142V244ZM147 243H149L148 245H147ZM154 243V244H153ZM179 243H181V244H179ZM188 243H190V245L188 244ZM199 243V244H198ZM216 243V244H215ZM222 243V244H221ZM252 243L254 244V245H252ZM11 244L13 245V244H15L17 247H19L18 249H17V247L16 246H13V248L15 247L16 249H13L12 248V246H11ZM28 244V246L30 247V248H28V246H26ZM59 244H61V245H59ZM70 245L69 247H68V245ZM89 244V245H88ZM115 244V245H114ZM129 246H128V245ZM140 246H139V245ZM152 244V245H151ZM177 244V245H176ZM184 244V245H183ZM214 244V245H213ZM257 244V245H256ZM260 244V245H259ZM22 245V246H21ZM59 245V246H58ZM92 245V246H91ZM151 245V246H150ZM168 245V246H167ZM174 245V246H173ZM187 247H186V246ZM222 245V246H221ZM226 245V246H225ZM252 245V246H251ZM24 246H26V247H24ZM34 246V248H35V246H36V252H35V250H34V248L32 249L31 247H33ZM39 246H41V248H42V250H45L44 252H42V254L43 253H45V254H43V255H45V256H41V254H39V252H41L40 250H39ZM51 245H50V247H52ZM77 246V247H76ZM78 246H79V248H78ZM98 246V247H99ZM112 247V249H110V247ZM144 246V247H143ZM158 246V247H157ZM172 246V247H171ZM183 246H185V247H183ZM206 246V247H205ZM213 246V247H212ZM215 246V247H214ZM240 246V247H239ZM251 246V247H250ZM255 246V248H253ZM22 247L24 248V250L22 249ZM96 247V248H95ZM106 247H108V249L106 248ZM114 247V248H113ZM118 247V248H117ZM121 247V248H120ZM141 247V248H140ZM143 247V248H142ZM160 247H162V249L160 248ZM176 249H175V248ZM257 247H259V248H261L262 247V251L261 250H259V248H257ZM10 248H12L11 250H10ZM32 249L31 251L32 252H35V254H33L31 251H30V253H29V255H26V254H28V252H29V250L28 249ZM84 249L85 250V252H80L79 250H81V249ZM175 249V250H172V249ZM179 248V249H178ZM190 248V249H189ZM193 248V249H192ZM195 248V249H194ZM203 250H202V249ZM236 248V249H235ZM248 248V249H247ZM256 248H257V251H256ZM6 251V250H8V252H9V250H10V253H12L13 252V254H10L9 253V257H7V259H6V256H8V254L7 255H5L6 253H8V252H5L4 250ZM22 249V250H21ZM59 249V250H58ZM64 251H63V250ZM78 249V250H77ZM82 249V250H83ZM106 250V252L104 251V250ZM166 249V250H165ZM171 249V250H170ZM234 249V250H233ZM254 249V250H253ZM17 250H18V252H17ZM34 250V251H33ZM52 250V249H51ZM88 250H89V253H88ZM91 250V251H90ZM111 250V251H110ZM183 250V251H182ZM202 250V251H201ZM229 250H230V252H229ZM246 250V251H245ZM252 250V251H251ZM16 251V252H15ZM23 251H24V253H23ZM53 251H55V249L53 250ZM102 251V252H101ZM161 251H162V253H163V255H162V253H161ZM197 251H198V253H197ZM200 251V252H199ZM255 251H256V253H255ZM81 253V256H79V254L78 253ZM92 252V253H91ZM167 252V254H168V252L170 253V255H167V256H169V257H167L166 256V253ZM240 252V253H239ZM248 252V253H247ZM258 252V253H257ZM14 253H16V255L14 254ZM64 253H66V254H64ZM85 253V254H84ZM173 253V254H172ZM189 253V254H188ZM261 253H262V255H261ZM1 254H2V256H1ZM37 254V255H36ZM38 254H39V257H38ZM48 254V253H47ZM69 255L68 256V258L70 257V260H68L67 259V257H66V255ZM78 254V255H77ZM83 254V255H82ZM98 254H101V255H98ZM103 254H104V256L106 255L107 257H104L103 256ZM177 256H176V255ZM242 254V255H241ZM15 255V257L13 258V256ZM18 255V256H17ZM36 255V256H35ZM87 255V256H86ZM145 255V256H144ZM147 255V256H146ZM155 255V256H154ZM157 255V256H156ZM171 255H173V256H171ZM180 255V256H179ZM184 255V257H182ZM248 257H247V256ZM250 255V256H249ZM255 255H256V257H255ZM258 255V256H257ZM32 256V257H31ZM53 256H55V257H53ZM84 256V257H83ZM108 256H109V259H107L108 258ZM141 256H143V257H141ZM152 256V257H151ZM159 256L161 257L162 256V260H160V258H159ZM165 256V257H164ZM175 256V257H174ZM230 256H231V258H230ZM233 256H234V258H233ZM236 256V257H235ZM242 256H244L243 258H240V257H242ZM262 256V257H261ZM18 257V258H17ZM25 257V258H24ZM30 257V258H29ZM74 257H75V259H74ZM83 257V258H82ZM144 257L146 258L145 260H144ZM164 257V258H163ZM6 259V261H4L3 262V259ZM36 258V259H37ZM57 258H58V260L60 261H58L57 260ZM80 258H82V259H80ZM96 258V259H95ZM171 258V259H170ZM175 258H178V259H175ZM187 258V259H186ZM246 258V259H245ZM258 258V259H257ZM1 259V258H0ZM12 259H14V260H12ZM15 259H16V261H15ZM19 259H22V261H20ZM42 259H38V260H36V261H34L33 263H37V261H38V263L39 264H41L40 262L42 261ZM49 259V260H48ZM74 259V260H73ZM108 261H107V260ZM111 259V260H110ZM142 259V260H141ZM192 259V260H191ZM194 259V260H193ZM229 259V260H228ZM261 259H263V260H261ZM17 260H19V261H17ZM27 260V261H28ZM39 260H41L40 262H39ZM43 260V261H44ZM66 260V261H65ZM94 260V261H93ZM156 260H159V261H156ZM186 260H188V261H186ZM239 260V261H238ZM247 260V261H246ZM252 261V263H251V261ZM86 261V262H85ZM93 261V262H92ZM97 263H96V262ZM100 261V262H99ZM104 261V262H103ZM136 261V262H135ZM137 261H138V263H137ZM140 261V262H139ZM151 261H153V262H151ZM197 261V262H196ZM238 261V262H237ZM244 261H246V263L244 262ZM255 261H257V262H255ZM72 262V263H71ZM107 262H110V263H107ZM174 262H172V264H176V263H174ZM206 262V263H205ZM237 262V263H236ZM244 262V263H243ZM44 262H42V264H43ZM192 263V264H193ZM6 264V263H5ZM16 264H18V263H16ZM32 264V263H31ZM46 264V263H45Z\"/></svg>", "mask_w": 264, "mask_h": 264}, {"label": "bare ground", "instance_id": "obj_2", "mask_svg": "<svg viewBox=\"0 0 264 264\" xmlns=\"http://www.w3.org/2000/svg\"><path fill=\"white\" fill-rule=\"evenodd\" d=\"M0 1H1V0H0ZM96 1H98V0H96ZM177 1H178V0H177ZM184 1H186V0H184ZM219 1H220V0H218V2L215 3V4L221 5V3H219ZM222 1H223V0H222ZM222 1H221V2H222ZM224 1H225V0H224ZM232 1H233V0H231V2H232ZM255 1H256V0H255ZM258 1H259L260 3H259ZM258 1H257V2H258L259 5H260V4H261V1H260V0H258ZM40 2H41V1H40ZM44 2H45V1H44ZM100 2H101V1H100ZM107 2H108V0H106V3H107ZM138 2H140V1H138ZM159 2H160V1H159ZM159 2H158V3H155V4H158V5H159V4H160ZM174 2L176 3V0H174ZM178 2L181 3L180 0H179ZM182 2H183V0H182ZM190 2H191V1H190ZM192 2H193V1H192ZM192 2H191V3H192ZM233 2L235 3L236 1H233ZM247 2H248V1H247ZM247 2L245 3V6H246ZM262 2H264V1H262ZM94 3H96L95 0H94ZM141 3H142V2H141ZM143 3H146V4H147L148 2L146 1V2H143ZM191 3L189 4L190 6L188 5V7H187L186 4L184 3L185 6H186L185 11L187 10V8H191L192 4L195 3V1H194L192 4H191ZM222 3H223V2H222ZM228 3H229V2H228ZM253 3H254V1H253ZM38 4H39V2H38ZM137 4H138V3H137ZM184 4H183V5H184ZM240 4H241V3H240ZM250 4H251V3H250ZM4 5H5V4H4ZM78 5H79V4H78ZM86 5H87V4H86ZM99 5H100V4H99ZM138 5L140 6V4H138ZM158 5H157V6H158ZM168 5H169V3L167 4V6H168ZM171 5H173V4H171ZM183 5H182V8H184ZM203 5H204V4H203ZM225 5H226V3L224 2V6H225ZM251 5H252V4H251ZM251 5H249V8H252ZM253 5H254V4H253ZM259 5H256V6L259 7ZM262 5L264 6V4H262ZM262 5H260L261 7H259V8H261L260 11H263V9H264V7H263ZM36 6H37V5H35L34 8H35ZM79 6H80V5H79ZM81 6H82V5H81ZM146 6H147V5H146ZM160 6H162V5H160ZM163 6H164V5H163ZM193 6H194V5H193ZM227 6H228V5H227ZM245 6H243V8H244ZM250 6H251V7H250ZM256 6H254V7H256ZM51 7H52V6H51ZM100 7L102 8V6H100ZM100 7H99V9H101ZM148 7H149V5H148ZM158 7H159V6H158ZM171 7H172V6H169V8H171ZM173 7H174V8H173L172 12H173L174 10H175V11L177 10V9L175 8V7H176L175 5H174ZM177 7H179V6H177ZM246 7H247V6H246ZM262 7H263V8H262ZM36 8H41V4H39V7L37 6ZM42 8H43V7H42ZM84 8H85V7H84ZM93 8H94V6H93ZM97 8H98V7L95 8V9H96L95 11L92 10V12H94V13H92L91 15H90V14L87 15V14L85 13V9L88 10V8H85L84 10H83V8H82V10H81V9L78 7V9L81 11V14H82V15H84V16L87 15V16H89V17H90V16H91V17H93V16H94V17H97V16L99 15V14H95V13L97 12V10L99 11V9H97ZM149 8H150V7H149ZM25 9H26V8H25ZM32 9H33V8H32ZM52 9L55 11V8L52 7L50 10L52 11ZM78 9L76 8V10H78ZM105 9H106V8H104V9L102 8L103 11H105ZM179 9L181 10V7H180ZM247 9H248V8H247ZM127 10H128V11H126V12L129 13L130 15L133 13L132 11H134V10H132V9H130V11L132 10L131 12L129 11V9H127ZM169 10H170V9H169ZM169 10H168V11H169ZM225 10H226V9H225ZM250 10H252V9H250ZM250 10H249V12H251ZM51 11H49V12L51 13ZM54 11H52V15L55 14ZM146 11H147V10H146ZM155 11H156L157 13L154 14L153 18L151 17L152 19H154L155 15H157V14L160 16V13H158L159 10L157 11L156 8H155ZM175 11H174V12H175ZM181 11L183 12L184 9H182ZM185 11H184V12H185ZM219 11H220V10H219ZM244 11H245V10H244ZM244 11H243V12H244ZM53 12H54V13H53ZM99 12H100V11H99ZM99 12H97V13H99ZM182 12H179V11L177 12V11H176V13L179 15V19H178V21L180 20V17H181L180 14H183L182 18H183L184 16H186V13H184V12L182 13ZM192 12H194V11H192ZM227 12H229V11H227ZM238 12H240V10H238ZM245 12H246V11H245ZM245 12H244V13H245ZM254 12H255V11H254ZM254 12H253V13H254ZM127 13H124V14L127 15ZM134 13H135V12H134ZM141 13H142V11H141ZM145 13H146V12H145ZM188 13H191V11L188 12ZM209 13H210V14H209ZM241 13H242V11L240 12V14H241ZM255 13H256V12H255ZM27 14H28V13H27ZM27 14H26V15H27ZM93 14H94V15H93ZM124 14H123V15H124ZM161 14H162V13H161ZM169 14H170V13H169ZM174 14H175V13H172V15H174ZM211 14H212L211 12H207V14H205V15L211 16ZM237 14H238V17H239L240 14H239V13H237ZM18 15H19V14H18ZM52 15H50L48 18H49V22H50L51 24H54L55 21H54V19H53L54 17H53ZM75 15H77V14H75ZM82 15H81V16H82ZM96 15H97V16H96ZM158 15L156 16L157 18H158ZM193 15H194V13H193ZM258 15H259V14H258ZM258 15H256V16H258ZM51 16H52V17H51ZM77 16H80V15H77ZM81 16H80V18L83 17V16H82V17H81ZM128 16H129V15H127V17L124 16V17H122V18H126V19H128V18H129ZM162 16H163V14H162ZM190 16H191V14H190ZM190 16L188 15V16L185 18V20H186L188 17L190 18ZM233 16L235 17L236 15H233ZM240 16H241L240 18H242L243 20H247V19H245V18L243 17V15H240ZM251 16H252V15H251ZM256 16H254V17H256ZM28 17H29V16H28ZM50 17H51V18H50ZM85 17H86V16H85ZM101 17H102V16H100V18L97 17V18H94V19L96 20V19L99 18V20H101ZM167 17H168V16H167ZM236 17H237V16H236ZM236 17H235V19H238V18H236ZM151 18H150V19H151ZM182 18H181V19H182ZM240 18H239V22H238L237 24H236V21H238V20L235 21V20L233 19L234 22H235V24H236V26H234V27H237V26L240 24V22L242 21V19L240 20ZM256 18H257V17H256ZM258 18H259V17H258ZM258 18H257V19H258ZM52 19H53V22H54V23H52V21H51ZM87 19H88V21L91 20V19H89L88 17H87ZM118 19L121 20V18H118ZM126 19H125V21H126ZM130 19H131V17H130L128 20H130ZM152 19H151V20H152ZM192 19L195 20L194 17H192ZM215 19H216V17H214V21H215L214 23H216V21H218V23L220 24L219 20H215ZM83 20H84V18H82V21H83ZM95 20H93V21H95ZM115 20H116V19H115ZM128 20H127V21H128ZM185 20H183V21H185ZM93 21L91 20V22H93ZM116 21H117V20H116ZM125 21L122 20V22H125ZM127 21H126V22H127ZM147 21L150 22V20H148V19H147ZM153 21H154V20H153ZM181 21H182V20H181ZM249 21H250V20H249ZM249 21H245L246 26H247V24H248ZM111 22H112V21H111ZM122 22L120 23L121 25L123 24ZM156 22H157V21H156ZM252 22H253V21H252ZM252 22H251V23H252ZM263 22H264V21H263ZM34 23H35V22H34ZM93 23H95V22H93ZM115 23H116L115 25H117L119 22H115ZM206 23H207V24L210 23L209 25H212V26L214 25L211 21H210V22L206 21ZM218 23H217V24H218ZM254 23H255V22H253V25H254ZM256 23H257V22H256ZM87 24H88V23H87ZM125 24H126V23H125ZM135 24H136V23H135ZM151 24H152V23H151ZM154 24H156V23H154ZM163 24H164V23H163ZM217 24H215V26H216ZM232 24H233V23H232ZM258 24H259V23H257V25H258ZM7 25H8V24H7ZM32 25H33V24H32ZM123 25H124V24H123ZM181 25H182V24H181ZM192 25L194 26L193 28H196V27H195V23H194V24L192 23ZM192 25H189V26H192ZM33 26H35V25H33ZM41 26H42V25H41ZM41 26H40V27H41ZM206 26H207V25H206ZM241 26H242V25H240L239 28H240ZM261 26H262V25H261ZM35 27H36V26H35ZM37 27H38V25H37ZM37 27H36V28H37ZM40 27H38V28H40ZM50 27H51V26H50ZM217 27H218V26H216V27L213 26V28L219 30V28H217ZM33 28H34V27H33ZM36 28H35V29H36ZM117 28H118V26H117ZM145 28H147V27H145ZM209 28L211 29L210 26H208V29H209ZM213 28H212V31L214 32L215 29H213ZM241 28H243V27H241ZM21 29H22V27H21ZM118 29H119V28H118ZM147 29H148V28H147ZM149 29H151V28H149ZM149 29H148V30H149ZM154 29H155V28H154ZM191 29H192V27H189V29H187V30L189 31V33H190ZM210 29H209V30H210ZM244 29H245V28H244ZM28 30H29V29H28ZM62 30H63V29H62ZM62 30H60V31L57 33V35H58ZM90 30H91V29H90ZM90 30H89V32H91ZM94 30H95V29H94ZM138 30H139V29H138ZM141 30H142V29H141ZM158 30H159V29H157V31H158ZM184 30H186V28H185ZM209 30H207V31H209ZM222 30H223V29H222ZM238 30H239V29H238ZM261 30H262V28H261ZM261 30H260V31H261ZM0 31H1V30H0ZM113 31L115 32V30H113ZM116 31H117V29H116ZM142 31H143V30H142ZM151 31H153V30L151 29ZM157 31L155 30L156 33H157ZM176 31H177V30H176ZM179 31H180V33H181V30H179ZM179 31H178V32H179ZM215 31H216V33H218V34H216V36L219 35L220 38H222L221 35L223 34V32L221 31L222 34H219L220 31H219V32H217V30H215ZM241 31H242V30H241ZM244 31H245V30H244ZM246 31H247V30H246ZM1 32H2V31H1ZM89 32H88V33H89ZM94 32H95V33H94ZM96 32H97V29H96L95 31L92 32V33H94V37L96 36ZM103 32H104V31H103ZM119 32H120V29H119ZM121 32H122V31H121ZM121 32H120V34H121ZM123 32H124V31H123ZM123 32H122V33H123ZM178 32H177V33H178ZM209 32H210V31H209ZM226 32H227V31H226ZM43 33H44V32H43ZM99 33H101V34L103 35L102 32L98 31V34H99ZM125 33H126V31H125ZM125 33H124V34H125ZM153 33H154V32H153ZM156 33H155V34H156ZM158 33H159V32H158ZM158 33H157V35H158ZM172 33H173V31H172ZM214 33H215V32H214ZM214 33H211V34H214ZM224 33H225V32H224ZM227 33L229 34L230 32L228 31ZM247 33H248V32H247ZM34 34H35V33H34ZM114 34H115V33H114ZM114 34H113V35H114ZM149 34L152 35L153 37L150 36ZM149 34H148V36L152 37L153 39L156 38V36H154L155 34H152V33H149ZM159 34H160V33H159ZM187 34H188V33H187ZM187 34H185V36H188V35H189V36H192L191 33L188 34V35H187ZM208 34H209V33H208ZM211 34H210L209 36H212ZM225 34H226V33H225ZM234 34H235V33H234ZM245 34H246V33H245ZM248 34H249V33H248ZM31 35H32V34H31ZM31 35H30V37H31ZM35 35H36V34H35ZM83 35H84V34H83ZM83 35H82V37H83ZM90 35H91V33H90ZM113 35H112V36H113ZM166 35H168V34H166ZM232 35H233V34H232ZM40 36H41V35H39L38 38L41 39L43 36H41V37H40ZM53 36H54V35H53ZM66 36H67V34H66ZM115 36H116V35H115ZM115 36H113V38H114ZM134 36H135V35H134ZM134 36H133V37H134ZM185 36H184V37H185ZM233 36H234V35H233ZM67 37H68V36H67ZM67 37H66L65 39H68ZM92 37H93V36H92ZM92 37H89V38H92ZM133 37H132V38H133ZM212 37L214 38V36H212ZM258 37H259V36H258ZM12 38H13V37H12ZM27 38H28V37H27ZM85 38H86V36H85ZM97 38H99V37H97ZM128 38H129V37H128ZM181 38H182V37H181ZM181 38H180V39H181ZM185 38H187V37H185ZM185 38H182L181 42H179V38H177V39H178V42H177V43H180V44L183 43V44H181V46H180V49H181V50L179 49L180 51L183 50L182 48H183L184 46H182V45H185V46H186V42L184 41V40H186ZM206 38H207V37H206ZM213 38H212V39H213ZM250 38H251V37H250ZM30 39H31V38H30ZM63 39H64V38H63ZM75 39H76V38H75ZM78 39H79V38H78ZM78 39H77V40H78ZM87 39H88V37L86 38V40H87ZM108 39H111V38H108ZM119 39H120V38H119ZM187 39H188V38H187ZM210 39H211V38H210ZM223 39H224V36H223ZM17 40H18V39H17ZM28 40H29V39H28ZM37 40H38V42H41V43H42V40L44 41L42 45L39 43L40 48H42L41 46H43L45 43L47 44V42H46V40H44V38H43L41 41H40L39 39H37ZM120 40H121V39H120ZM147 40H148V43L150 44V42H151V41H150V38H148ZM164 40H165V39H164ZM214 40H215V39H214ZM257 40H258V39H257ZM257 40H256V41H257ZM102 41H104V40H102ZM107 41H109V40H107ZM139 41H140V40H138L137 42H139ZM145 41H146V40H145ZM145 41H144V42H145ZM149 41H150V42H149ZM154 41H155V40H154ZM156 41H157V40H156ZM162 41H163V40H162ZM173 41H174V40H173ZM175 41H176V40H175ZM188 41H189V39H188ZM231 41H233V43H236V42H237V39H236L235 37H232V38H231ZM254 41H255V40H254ZM9 42H10V41H9ZM11 42H12V41H11ZM11 42H10V43H11ZM70 42H74V41L71 40ZM126 42H127V41H126ZM126 42H124L125 44L123 43L122 46L125 45V47H126V46L129 45L130 43L132 44L131 41H129L130 43L128 42V44H127ZM140 42H141V41H140ZM152 42H153V40H152ZM157 42H158V41H157ZM160 42H161V40H160ZM208 42H209V41H208ZM227 42H228V41H226L225 43H227ZM252 42H253V41H252ZM12 43H13V42H12ZM12 43H11V44H12ZM50 43L53 44L52 42H50ZM96 43L99 44V41H98V42L96 41ZM114 43H115V42H114ZM121 43H122V42H121ZM155 43H156V42H155ZM174 43H175V42H174ZM184 43H185V44H184ZM216 43L218 44V43H219V40H218V42H216ZM46 44H45V46H43V47H48V48H50L49 45L47 46ZM105 44H106V43H105ZM139 44H141V43H138V45H139ZM156 44H157V43H156ZM189 44H191V41H190ZM189 44H187V46H188ZM195 44H196V42L194 43V45H195ZM208 44H210V43H208ZM236 44H237V43H236ZM54 45H56V44H54ZM101 45H102V44H101ZM101 45H100V48H99V46L96 47V49L99 48V49H98V52H99L100 49H104V47H105V45H103L104 47L102 46V48H101ZM138 45H136V47H138ZM166 45H167V44H166ZM177 45H178V44H177ZM192 45H193V43L190 45V47H191ZM220 45H221V43H219V46H220ZM227 45H228V44H227ZM255 45H256V44H255ZM258 45H259V44H258ZM10 46H11V45H10ZM52 46H53V45H51V47H52ZM70 46H73V43H72ZM119 46L122 47L121 45H119ZM151 46H152V45H151ZM171 46H174V44L172 43ZM187 46H186V47H187ZM165 47H166V46H165ZM169 47H170V45H169ZM176 47H177V46H176ZM186 47H184V48H185V50L188 49V51L186 52L185 50H183V51H184V52H183V55H182V53H181L180 51H179V53H180L181 55H179L178 52H177V53H176V52L174 53V52H173L174 50H172V52H173L174 54H177V56L179 55L180 57H181V56H184V53H185V52H186L185 54L187 55V54L190 52V51H189L190 49H189V48H186ZM211 47H213V49L215 48L214 45L211 46ZM9 48H10V47H9ZM89 48H90V47H89ZM89 48H88V46H87L86 49L89 50ZM114 48L116 49V47H114ZM170 48H171V47H170ZM173 48H175V46H174ZM173 48H172V49H173ZM50 49H51V48H50ZM58 49H61V52H59V53L61 54V53H62V48H58ZM105 49H106V48H105ZM115 49L112 48L109 52L105 50L107 53H106L105 51H104V53L108 54L109 56H111L112 54L115 55ZM119 49L121 50L122 48H119ZM119 49H118V50H119ZM123 49H124V48H123ZM126 49H127V48H126ZM144 49H145V48H143V50L141 49L142 51H141L140 53H143V51L146 52V50H144ZM158 49H159V51H162V49H161V50H160V48H158ZM166 49L169 51V49H168L167 47H166ZM175 49H177V48H175ZM213 49H212V50L209 49V50L213 53V52H214ZM216 49H217V48H215V50H216ZM218 49L220 50V48H218ZM255 49H256V48H255ZM261 49H262V48L259 47V49H256V50L259 51V50H261ZM40 50H41V49H40ZM90 50H91V49H90ZM90 50H89L88 52H90ZM128 50H129V49H128ZM177 50H178V49H177ZM191 50H193L192 47H191ZM194 50H195V49H194ZM235 50H236V49H235ZM237 50H238V48H237ZM18 51H20V55H19V56H21V52H23V51H22V48L19 49ZM42 51H44V50H42ZM58 51H60V50H58ZM112 51H113L114 53H110V52H112ZM125 51H126V50H125ZM159 51H158V52H159ZM163 51H164V49H163ZM165 51H166V50H165ZM257 51H256V52H257ZM10 52H12V51H10ZM128 52H129V51H128ZM145 52H144V53H145ZM196 52H198V51H196ZM228 52H230V51H228ZM240 52H241V51H240ZM17 53H18V52H17ZM27 53H28V52H27ZM48 53H49V52H47V54H48ZM59 53H58V54H59ZM68 53H70V51H69ZM94 53H97L96 50L94 51ZM100 53H101V52H100ZM140 53H139V54H140ZM215 53H217V52H215ZM231 53H232V52H231ZM231 53H230V54H231ZM236 53H238V52H236ZM257 53H258V52H257ZM18 54H19V53H18ZM29 54H30V51H29ZM29 54H28V57L30 56ZM37 54H38V55H36V57L38 56V59H39V56H40L39 54H42V53H41V51H38ZM77 54H78V53H77ZM98 54H99V53H98ZM123 54H125V52H124ZM162 54H163V53H162ZM164 54H165V53H164ZM193 54H194V52H193ZM217 54H218V53H217ZM221 54H222V53L220 52V54H219L220 56H219V55H218V56L221 57V56H222ZM42 55H43V54H42ZM117 55H119V59H120V54H117ZM126 55L128 56L129 53H127ZM137 55H138V54H137ZM137 55H136V56H137ZM151 55H152V54H151ZM158 55H159V54H158ZM233 55H234V54H233ZM237 55H238V54H237ZM261 55H262V56H261ZM14 56H15V55H14ZM14 56H13V57H14ZM19 56H17V57H19ZM47 56H49V54H48ZM61 56H62V55H61ZM76 56H77V55H76ZM85 56L87 57V56H88V53H87V55H84V57H85ZM109 56L106 55L107 58H108ZM121 56H122V55H121ZM136 56H135V57H136ZM172 56H174V55H172ZM172 56H171V58H172ZM214 56H215V55L213 54V57H214ZM218 56H215L214 58H216V57H218ZM260 56H261L262 59H264V49L261 50ZM17 57H14V58H17ZM69 57H70V59L72 58V57H71V54H70V55L68 54V58H69ZM81 57H83V55H81ZM129 57H130V55H129ZM141 57H142V56H141ZM159 57H160V56H159ZM164 57L167 58L166 56H163V59H164ZM169 57H170V56H169ZM169 57H168V58H169ZM180 57H179V59L176 58L175 61L178 62V60H181ZM195 57H196V56H195ZM219 57H218V58H219ZM227 57H228V56H226L225 58L227 59ZM14 58H13V59H14ZM79 58H80V57H79ZM87 58H90V57L88 56ZM111 58L113 59L114 56H111ZM138 58H139V57H138ZM138 58H137V59H138ZM160 58H161V57H160ZM173 58H174V57H173ZM182 58H183V57H182ZM185 58H186V57H185ZM193 58H194V57H193ZM232 58H233V56H232ZM7 59H8V58H6L5 60H7ZM10 59H11V58H10ZM13 59H12V61H13ZM19 59H20V58H19ZM48 59H49V57H47V60H46V59L43 60V62L45 61V62H44V63H45V66H44L43 63H42L41 66H40V69H42L43 66L46 67V66H48L50 63H51V64L54 63V62L52 61V60L54 59V57H52L51 60H48ZM58 59H59V58H58ZM62 59H63V58H62ZM62 59H61V60H62ZM70 59H68V60H70ZM81 59H82V58H81ZM119 59H118V60H119ZM142 59L145 60V58H142ZM216 59H217V58H216ZM222 59H223V58H222ZM229 59H231V58H229ZM14 60H15V61H16V60H17V61H20L21 59L18 60V58H17V59H14ZM27 60H29V58H28ZM59 60H60V59H59ZM59 60H58V61H59ZM120 60H122V59H120ZM143 60H141V61L143 62ZM146 60H147V59H146ZM146 60H145V62H146ZM166 60H167V59H166ZM170 60H171V59H170ZM192 60H193V59H192ZM224 60H225V59H224ZM224 60H223V61H224ZM236 60H237V58H236ZM253 60H254V59H253ZM12 61H11V62H12ZM25 61H26V60H25ZM38 61H39V60H38ZM48 61H49V62H48ZM50 61H51V62H50ZM58 61H57V62H58ZM141 61H140V64L142 63ZM150 61H151V60H150ZM173 61H174V60H172V62H173ZM188 61L190 62L189 57H187L185 63H184V61L182 60V62H183V63H182L183 66H184V64H185V65H188ZM214 61H215V60H214ZM238 61H239V60H238ZM247 61H248V60H247ZM257 61H258V60H257ZM20 62H21L22 65H23V60L20 61ZM59 62H60V61H59ZM80 62H81V61H79L78 63L82 66V65H83V62H81V63H80ZM127 62H128V61H125L126 64H127ZM145 62H143V63L145 64ZM156 62H157V61H156ZM166 62H167V61H166ZM166 62L164 61V63H165L164 65H166ZM168 62H170L169 59H168ZM180 62H181V61H179L178 63H180ZM211 62H213V61H211ZM211 62H210V63H211ZM215 62H216V61H215ZM225 62H226V60H225ZM249 62H250V61H249ZM252 62L255 63V61H252ZM252 62H251V64H252ZM27 63H28V61H27ZM60 63L63 64L62 62H60ZM69 63H70V62H69ZM78 63H77V64H78ZM135 63L138 64V61L135 62ZM170 63H171V62H170ZM174 63L176 64V62H174ZM218 63L220 64V62H218ZM258 63H259V61H258ZM258 63L256 62L255 64H258ZM36 64H37V63H36ZM46 64H48V65H46ZM77 64H76V65H77ZM79 64H78V65H79ZM86 64H87V63H86ZM86 64L84 63V65H86ZM98 64H99V65H98ZM98 64H96V66L98 65V67L96 68V72L93 71V72L96 73V74L98 73L97 69L99 70V72H101V71H100V68H99V66L101 65V62L99 61ZM103 64H104V67L102 66V67H103V70H104V72H105L106 74H108V73L106 72V64H108V63L105 62V63H103ZM123 64H124V63H123ZM126 64L124 65L123 68L126 67ZM144 64H142V65H144ZM175 64H174V65H175ZM180 64H181V63H180ZM182 64H181V67H180V68H182ZM194 64H195V62H194ZM219 64L217 65V66H218V69H219ZM255 64H254V65H255ZM259 64L262 65V63H259ZM5 65H6V64H5ZM11 65H12V63H11ZM14 65H15V67H16V64H15V63H14ZM63 65H64V64H63ZM63 65H62V66H63ZM78 65L75 66V67L73 66V67H74V71L76 70L75 72L79 71V69H78ZM80 65H79V66H80ZM84 65L82 66V68L85 67ZM90 65H91V64H90ZM90 65L88 64L87 66H88V67H91ZM150 65H151V66H150ZM150 65H149L150 67H153L152 65H154V63H153V64L150 63ZM155 65H156V63H155ZM167 65H169V64H167ZM177 65H178V64H177ZM177 65H176V66H177ZM215 65H216V64H214V66H215ZM243 65H244V64H243ZM20 66H21V65H20ZM20 66H18V67H20ZM23 66H24V65H23ZM30 66L32 67V65H30ZM35 66H36V65H35ZM37 66H38V64H37ZM37 66L34 68V70L37 69ZM64 66H65V65H64ZM81 66L79 67L80 69H82ZM149 66H148V68H150ZM161 66H162V65H161ZM161 66H160V69H161L162 72H163V69H162L163 66H162V67H161ZM169 66H171V65H169ZM188 66H189V65H188ZM193 66H194V65H193ZM196 66H197V65H196ZM196 66H195V67H196ZM249 66H250V65H249ZM249 66H248V68H249ZM257 66H259V65H257ZM7 67H8V64H7ZM24 67H27V66H24ZM24 67H23V68H24ZM48 67H50V65H49ZM48 67H47V69H48V71H50V70L52 69V68H51L52 66H51L50 68H48ZM76 67H77V68H76ZM154 67H156V66H154ZM172 67H173V66H171V68H172ZM177 67H179V66H177ZM195 67H194V68H195ZM215 67H216V66H215ZM244 67H246V66H244ZM244 67H243V68H244ZM254 67H255V66H254ZM3 68H5V67H3ZM11 68H12V70H13V65H12ZM32 68H33V67H32ZM62 68H63V67H62ZM91 68L94 69L95 66H92ZM148 68H147V69H148ZM167 68H168V67H167ZM180 68H179L178 70H180ZM211 68H212V64H211ZM251 68H252V67H251ZM251 68H249V69H251ZM256 68H257V67H256ZM6 69H7V68H6ZM6 69H5L4 71H6ZM14 69L16 70V68H14ZM17 69H18V68H17ZM49 69H50V70H49ZM72 69H73V68H72ZM77 69H78V70H77ZM89 69H90V68H89ZM151 69H152V68H151ZM154 69H156V68H154ZM160 69L158 68V70H157L158 73H159V70H160ZM176 69H177V68H176ZM184 69H185V67H184ZM184 69H183V70H184ZM186 69H187V68H186ZM189 69H190V70H193V68L191 69L190 67H189ZM199 69H200V68H199ZM202 69H203V68H202ZM216 69H217V68H215V70H216ZM218 69H217V70H218ZM240 69H241V68H240ZM252 69L254 70V68H252ZM257 69H258V68H257ZM260 69H261V70L263 69L262 66H261V67L259 66V70H260ZM12 70H11V71H12ZM28 70H29V68H28ZM37 70H38V69H37ZM37 70H36V72H37ZM42 70H43V69H42ZM42 70H41V71H42ZM45 70H46V68H45ZM53 70H54V67H53ZM62 70H63V69H62ZM68 70H69V69H68ZM86 70H88V68H86ZM103 70H102V71H103ZM122 70H123V69H122ZM170 70H171V69H170ZM183 70H182V71H183ZM210 70H211V69H210ZM210 70H209V71H210ZM215 70H214V71H210V72H217V71H215ZM236 70H237V69H236ZM241 70H242V69H241ZM246 70H247V68H246ZM253 70H252V71H253ZM255 70H256V69H255ZM255 70H254V71H255ZM259 70H257L255 73H259V72H258ZM30 71H31V73H33V76H36V75H37L36 73H35L36 75H34V72H35V71H33V69H30L28 72H30ZM32 71H33V72H32ZM84 71H85V70H84ZM107 71H108V70H107ZM110 71H111V70H109L108 72H109V73H112V72H110ZM128 71H129V70H128ZM142 71L145 73L146 70L144 71L143 68H142ZM172 71H174V70L172 69ZM186 71H187V70H186ZM205 71H206V70H205ZM207 71H208V70H207ZM209 71H208V72H209ZM254 71H253V73H254ZM28 72L26 73L25 76H27V74H29ZM89 72H90V71H88V73H89ZM151 72H152V73H156V72H154V71L151 70V71H150V75H152ZM160 72H161V71H160ZM190 72H191V71H190ZM190 72H188L187 74H189ZM198 72H199V71H198ZM210 72H209V74H210ZM247 72H248V70H247ZM31 73H30V74H31ZM116 73L118 74V72H116ZM135 73H136V72H135ZM147 73H148V72H147ZM191 73H192V72H191ZM194 73L197 75V72H194ZM244 73H245V70H244ZM262 73L264 74V71H263ZM30 74H29V75H30ZM50 74H51V73H50ZM92 74H93V73H92ZM112 74H113V73H112ZM117 74H114V75L116 76ZM161 74H162V73H161ZM163 74H164V73H163ZM185 74H186V73H185ZM212 74H213V73H212ZM247 74H249L250 77H251V74H250V73H245V75H247ZM2 75H3V74H2ZM5 75H6V74H5ZM31 75H32V74H31ZM45 75H47V74H45ZM45 75H44V76H45ZM126 75H127V74H126ZM131 75H134V74H131ZM147 75H149V73H148ZM150 75H149V77H150ZM153 75H154V74H153ZM156 75H158V74H156ZM165 75H166V74H165ZM167 75H169V74H167ZM167 75H166V76H167ZM170 75H171V74H170ZM176 75H177V74H176ZM191 75H192L193 78L195 77V75L193 76V74H190V76H191ZM249 75H248V76H249ZM23 76H24V74H23L21 77H23ZM134 76H135V75H134ZM134 76H133V77H134ZM178 76H179V75H178ZM37 77H38V76H37ZM47 77H48V76H47ZM60 77L62 78L61 75H60ZM74 77H75V75H73V76L71 77V80H69V81H70V82H69L70 84H71V83H72V84L75 83L74 81H72V78H73V80H75ZM107 77H108V75H107ZM107 77H106V78L104 77L105 80H104L103 78H102V79H103L104 81H106L105 84L107 83V84L109 85V87H108L109 89H111L110 86L113 85V84H112L113 82H115V85H117V84H116V83H117V81H116L117 79L114 80V79H113V76H111L112 78H111V77H108V78H107ZM153 77H154V76H153ZM153 77H152V80L154 79ZM160 77H161V76H160ZM171 77H172V75H171ZM180 77H181L182 79L184 78V76H183V77H182V76H179V78H180ZM201 77H202V76H201ZM15 78L18 79L17 76H16ZM15 78L12 80L13 82H16V81H17V80H15ZM19 78H20V77H19ZM23 78H24V77H23ZM23 78H22V79H23ZM27 78H29L30 80H29V79L27 80ZM27 78H24L23 80H25L26 83L28 82V83L30 84V83H31V79H32V77H29V76H28ZM98 78H100V76H99ZM131 78H132V76H131ZM150 78H151V77H150ZM156 78H159V77H156ZM156 78H155V79H156ZM161 78H162V77H161ZM172 78H174V77H172ZM175 78H176V77H175ZM175 78L173 79V82H174ZM179 78H178V79H179ZM187 78H188V77H187ZM246 78H247V77H246ZM246 78H245V79H246ZM20 79H21V78H20ZM20 79H18V80H20ZM47 79H48V78H41V81H40V80H38V82L35 81V82H37L36 84H38V85L41 84L40 87H39L38 85H36V86H38L37 88H38L39 90H40V89L42 90L43 87H44V90H45V89H46V90L48 89V90H47L48 92H46V96L49 95V89L51 88V85H52V83H51V84H50V83H47ZM102 79H101V80H102ZM146 79H147V78H146ZM165 79H166V78H163V80H165ZM170 79H171V78H170ZM189 79H190V78H188V80H189ZM196 79L199 81L198 78H196ZM200 79L202 80V78H200ZM23 80H21V81H23ZM26 80H27V81H26ZM83 80H84V79H83ZM101 80H100V81H101ZM103 80H102V81H103ZM118 80H119V79H118ZM149 80H150V79H149ZM158 80H160V79H158ZM161 80H162V79H161ZM163 80H162V81H163ZM185 80L187 81V79H185ZM191 80H192V79H191ZM223 80H224V79H223ZM260 80H261V79H260ZM263 80H264V79H263ZM39 81L41 82L40 84H39ZM153 81H154V80H153ZM167 81H168V79H167ZM167 81L165 80L166 83H167ZM183 81H184V80H183ZM193 81H194V80H193ZM198 81H197V83H198ZM244 81H245V80H244ZM246 81H247V80H246ZM13 82L11 83V81H10V84L12 85V88H14V87L16 86L15 89H17V91H18L19 89H18L17 87H18V85H19V82H17V84H16V83L13 84ZM169 82H170V81H169ZM180 82H182V81H180ZM242 82H243V81H242ZM260 82H261V81H260ZM260 82L258 81V82H256V84H257V83H260ZM26 83H24V81H23V84L25 85V87L22 86L23 88H26V87L29 85V84L26 85ZM128 83H129V82H128ZM152 83H153V85H154V84H156V81H155V82H152ZM157 83H158V82H157ZM197 83H196V84H197ZM204 83H205V82H204ZM262 83H263V82H262ZM15 84H16V85H15ZM31 84H32V83H31ZM72 84H71L72 87H71V86L69 87L70 89H73V86H75V85H72ZM96 84H97V83H96ZM105 84L102 83L103 86H104ZM190 84H191V83H190ZM200 84H201V83H200ZM252 84H253V83H252ZM11 85H9L10 90H11ZM14 85H15V86H14ZM21 85H22V84H21ZM49 85H50V86H49ZM62 85H63V84H62ZM118 85H119V84H118ZM118 85H117V86H118ZM136 85H137L136 82H133L132 84L130 83V86H131V87H130L129 89H127V91L130 90V92H132V90H134V87H135ZM139 85L142 86V84H138L137 86L139 87ZM153 85H152V86H153ZM157 85H158V84H157ZM157 85H154V86H157ZM170 85H171V83H170ZM181 85H183V84H181ZM201 85H202V84H201ZM201 85H198V84H197L196 86H201ZM52 86L54 87L55 84H53ZM100 86H101V84H100ZM137 86H136V87H137ZM163 86H164V85H163ZM166 86H167V85H166ZM174 86L177 87V86H179V85H175V84H174ZM188 86H189V83H188ZM7 87H8V86H7ZM32 87H33V85H32V86L30 85V88H32ZM47 87H50V88H47ZM101 87H102V86H101ZM104 87H105V86H104ZM128 87H129V84H128ZM201 87H204V86L202 85ZM246 87H247V86H246ZM246 87H245V88H246ZM37 88H36V89H37ZM102 88H103V87H102ZM112 88H114V87H112ZM152 88H153V87H151V89H152ZM161 88H162V87H161ZM169 88L172 89L173 87H170V86H169ZM169 88L166 87V89H169ZM177 88H179V87H177ZM260 88L263 89L264 87L262 86V87H260ZM76 89H77V88H76ZM76 89H73L74 92L76 91ZM164 89H165V88H164ZM173 89H174V88H173ZM173 89H172V92H173V95H172V96L176 95V94H174ZM175 89H176V88H175ZM186 89H187V88H186ZM195 89H196V88H195ZM195 89H194V90H195ZM254 89H255V88H254ZM22 90H23V89H22ZM64 90H66V89H64ZM102 90H103V89H102ZM102 90H100V91L102 92ZM106 90H107V89H106ZM115 90H116V89H114V90L111 89V90H107V91H105V89H104V92H107L109 95H110V94L113 95L114 99L116 100V97H117L118 94L115 95ZM122 90H123V89H122ZM122 90H121V91H122ZM154 90H155V89H153V91H154ZM156 90H159V89L156 88ZM156 90H155V91H156ZM162 90H163V89H162ZM176 90H177V89H176ZM192 90H193V89H192ZM194 90H193V91H194ZM199 90H200V89H199ZM11 91L13 92L14 89L11 90ZM148 91H149V90H148ZM155 91H154V92H155ZM160 91H161V89H160ZM166 91H167V90H166ZM180 91H181V90H180ZM202 91H203V90H202ZM12 92H11V93H12ZM14 92H15V91H14ZM74 92H73V93L70 92V94L67 93V95L69 94L68 96L72 97V96H71L72 94L75 95ZM104 92H103V93H104ZM122 92H123V91H122ZM154 92H153V93H154ZM157 92H158V91H157ZM164 92H165V91H164ZM169 92H171V91L169 90L167 93H169ZM175 92H176V91H175ZM178 92H179V91H178ZM178 92H176V93L178 94V97H179V94H180L181 92H180V93H178ZM188 92H189V91H188ZM197 92H198V90H197ZM203 92H204V91H203ZM47 93H48V94H47ZM81 93H82V91H79V94H81ZM116 93H117V92H116ZM126 93H128V92H126ZM155 93H156V92H155ZM159 93H160V92H159ZM184 93H185V92H184ZM204 93H205V92H204ZM37 94H38V93H37ZM104 94H105V93H104ZM108 94H106V95L108 96ZM119 94H120V93H119ZM124 94H125V93H124ZM124 94H123V95H124ZM146 94H147V93H146ZM148 94H150V92H149ZM148 94H147V95H148ZM169 94H170V93H169ZM181 94H182V93H181ZM181 94H180V95H181ZM192 94H193V93H192ZM196 94H197V93H196ZM206 94H207V93H206ZM208 94H209V93H208ZM224 94H225V93H224ZM6 95L8 96V95H11V94H10V93H9V94L7 93ZM24 95L26 96V94H23V96H24ZM42 95H43V94H42ZM59 95H60V94H59ZM64 95H65V94H64ZM92 95H93V94H92ZM92 95H91V96H92ZM123 95H122L121 97H119V98L121 99V105L124 103L123 101L125 100V97H126V95H125V97H124ZM128 95H130L129 97H131V94H127V97H128ZM147 95H146L145 99L147 98ZM150 95H151V94H150ZM154 95H155V94H154ZM159 95H163V94H159ZM183 95H184V94H183ZM186 95H187V94H186ZM186 95H185V96H186ZM194 95H195V93H194ZM194 95H193V96H194ZM7 96L4 95V97H7ZM33 96H36L35 93H34ZM38 96H39V97H38V98H39V100H38V101H39V104H38V105L34 104V106H36V107L38 106L37 108L34 107V108L37 110V111H34V112H36V113H34V115H35V114H41V112H43V111H41L42 109H40L41 107L39 108V106H44V103H45V102H44V103L42 102V101H43V96H40V94H38ZM141 96H142V95H141ZM144 96H145V95H144ZM169 96L172 97L171 94L168 95V97H169ZM176 96H177V95H176ZM176 96H175V97H176ZM187 96H188V95H187ZM195 96H196V95H195ZM263 96H264V95H263ZM36 97H37V96H36ZM44 97H45V96H44ZM123 97H124V100H123ZM182 97H184V96H182ZM207 97H208V96H207ZM12 98H13V97H12ZM31 98H33L34 101L36 100V99H34V97H31ZM38 98H37V99H38ZM63 98H64V97H63ZM104 98H105V96H104ZM108 98L113 100V98H111V96L108 97ZM133 98H134V97H133ZM160 98H161V100H160V99H159V100H160V103H161V101H162L163 99H162V97H160ZM163 98H164V97H163ZM165 98H166V97H165ZM173 98H174V97H173ZM191 98H193V97H191ZM194 98H196V97H194ZM194 98H193V99H194ZM217 98H218V97H217ZM68 99H69V98H68ZM68 99H67V100H68ZM102 99H103V98H100V101H101ZM154 99H155V97L153 98V100H154ZM168 99H169V101H170V100H173V102H174V99H172V98H168ZM179 99H180V97H179ZM205 99H206V98H205ZM205 99H204V100H205ZM215 99H216V98H215ZM215 99H214V100H215ZM2 100H3V96H2ZM13 100H14V99H13ZM18 100H19V99H18ZM46 100H47V99H46ZM48 100H49V101H48ZM48 100H47V101H48V102H47V107H48V105H50V103H52V104L55 103V102L53 103L54 100H53V101L51 100L52 102L50 101V99H48ZM83 100H84V99H83ZM85 100H86V101H82V100H81V101L84 102L85 105H86V102H87L88 105H89V100L86 99V98H85ZM107 100H108V99H107ZM112 100H111V101H112ZM142 100H144V99H142ZM148 100H150V99L147 98L146 101H148ZM175 100H176V99H175ZM185 100H186V99H185ZM190 100H191V99H190ZM30 101H31V100H30ZM30 101H29V102H30ZM34 101H31V102L34 103ZM93 101H94V99H93ZM96 101H97V100H96ZM116 101H119V102H120V100H118V99H117ZM154 101H156V100H154ZM157 101H158V100H157ZM166 101H167V100H166ZM166 101L164 100V102H166ZM169 101H167V102H169ZM194 101H195V100H194ZM31 102H30V104H32ZM36 102H37V100H36ZM40 102H41L42 104H40ZM68 102H69V101H68ZM71 102L75 103V102H74V99H73ZM90 102H91V101H90ZM112 102H113V101H112ZM112 102H111V104H112ZM173 102H172V101L169 102V106H168V108H167V113H166L167 115L165 116V117H166V118H165V121H166L167 118L171 117V119H172V117H173V116H171V113L174 111V110H173V111L171 112V110L173 109V105H170V104L173 103ZM175 102H176V104H175V106H174V108H175L174 113H175V115H176V113L178 112V110H179L180 107L182 106V100H180V101H175ZM199 102H200V101H199ZM212 102H213V101H212ZM214 102H216V100H215ZM217 102H218V101H217ZM60 103H61V102H60ZM113 103H118V102H113ZM148 103H149V101H148ZM154 103H157V102H154ZM154 103H153V104H154ZM192 103H193V102H192ZM195 103H196V101H195ZM52 104H51V105H52ZM71 104H72V103H70V105H71ZM84 104H82V105H84ZM90 104H92V103H90ZM162 104H163V103H162ZM173 104H174V103H173ZM199 104H200V103H199ZM199 104H197V106L195 105V107H193V108L198 107ZM51 105H50V106H51ZM88 105H87V106H88ZM94 105H95V108H96V104H94ZM101 105H102V104H101ZM103 105H105V104L103 103ZM119 105H120V103H119ZM121 105H120V106H121ZM144 105H145V104H144ZM155 105L158 106V104H154V106H155ZM218 105L220 106V105H222V104H219V103H218ZM50 106H49L48 108H50ZM71 106H74V104H72ZM110 106H112V105H110ZM113 106H114V105H113ZM120 106H119V107H120ZM146 106H147V104H146ZM157 106H156V107H157ZM160 106H161V107H160ZM160 106H159L160 109H161L162 107L164 108L163 105H160ZM211 106H212V109H213V108L215 109V107H216V106L213 107V105H211ZM211 106H210V107H211ZM29 107H30V106H29ZM32 107H33V106H32ZM91 107H92V106H91ZM102 107H103V106H102ZM116 107H117V109H119L118 106H116ZM122 107H123V108L125 107L124 104H123ZM122 107H120V109H121ZM128 107H129V106H128ZM139 107H140V106H139ZM141 107H142V106H141ZM141 107H140V109L137 107L139 110H138V112H137L136 114H134V116H136V115H138V116H136L135 118H132V119H137V117H139V114L142 115L143 111H146V108L143 109L144 107H142V108H141ZM165 107H166V106H165ZM210 107H209V109H210ZM30 108H31V107H30ZM89 108H90V106H89ZM97 108H98V106H97ZM113 108L116 109L115 107H113ZM149 108H150V107L147 108L148 110L145 112L144 115L147 114V112L149 111ZM189 108H190V106H189ZM32 109H33V108H32ZM98 109H100V110H98V111H100V112L103 110V109H101V108H98ZM117 109H116V110H117ZM155 109H156V108H155ZM164 109H165V108H164ZM214 109L212 110V113L215 112V111H217L216 109H215V111H214ZM2 110H3V111H2L3 113L6 112V111L4 112L5 107H3ZM39 110H40V113L38 112ZM47 110H49V109H47ZM126 110H127V109L124 110L125 113H126L129 109H128L127 111H126ZM151 110H152V109H150V111H151ZM162 110H163V109H162ZM162 110H161V111H160V110L157 111V110H154V109H153V111H157V112H160V113L163 112ZM18 111H19V109H18ZM90 111H93V108H92V110L90 109ZM95 111H97V110L95 109ZM95 111H93V114L95 113V115H93V116H95V118L98 117V118L101 119V117H100V115H99L100 112H99V113L97 112V114H98L99 116H96V112H95ZM119 111H120V110H119ZM119 111H118V112H119ZM129 111H130V110H129ZM132 111H133V110H132ZM135 111H137V110H135ZM185 111H186V110H185ZM198 111H200V110H198ZM63 112H64V113H62V114H64V115H61V116H60V114H59V116H60V118L63 117V118L66 120L67 117H65V115H66L68 112L66 113L65 110H64ZM164 112H165V110H164ZM207 112H208V111H207ZM210 112H211V111H210ZM3 113H2V114H3ZM7 113H8V112H7ZM7 113H6V114H7ZM17 113H18V112H16V114H17ZM23 113H24V112H23ZM31 113H32V110H30V114H31ZM58 113H59V112H58ZM75 113H76V112H75ZM127 113H128V112H127ZM149 113L151 114V112H148V114H149ZM153 113H156V112H153ZM212 113H211V114H212ZM2 114L0 113V115H2ZM6 114H4V115H6ZM68 114H70V113H68ZM85 114H86V113H85ZM85 114H84V115H85ZM123 114H124V113H123ZM123 114H122V115H123ZM129 114H130V112H129ZM148 114H147L146 116H149ZM177 114H178V113H177ZM188 114H189V113H188ZM211 114H209V116H210ZM254 114H255V113H254ZM258 114H259V113H258ZM20 115H21V114L18 113L17 117L19 116V118H21ZM28 115H29V113H28ZM28 115H27V116H28ZM49 115H50V114H49ZM112 115H113V114H112ZM144 115H143V116H144ZM153 115H154V114H152V116H151L152 118H154V117L156 116V114L154 115V117H153ZM157 115H158V114H157ZM159 115H160V114H159ZM163 115H164V113H163ZM189 115H190V114H189ZM207 115H208V114H207ZM213 115H214V113L212 114V116H213ZM15 116H16V115H15ZM27 116H26V117H27ZM50 116H51V115H50ZM50 116H49V117H50ZM59 116L57 117L58 119H59ZM161 116H162V115H161ZM161 116H160V117H161ZM192 116H193V115H192ZM199 116H200V114H199ZM3 117H4V116H3ZM3 117L0 118V121H1V122H2V120H3ZM37 117H39V116H37ZM51 117H52V116H51ZM51 117H50V118H51ZM89 117H90L89 119H91V120L94 119V117H93V119H92V116H89ZM132 117H133V116H132ZM163 117H164V116H163ZM5 118H6V120H5ZM19 118H18V119H19ZM28 118H29V117H27V119H28ZM39 118H40V117H39ZM63 118H62V120H63ZM87 118H88V117H87ZM104 118H105V117H104ZM121 118L124 119V116L121 117ZM143 118H144V117H142V119H143ZM152 118H150V116H149V120L152 119ZM156 118L158 119L159 117H156ZM174 118H175V117H174ZM196 118H197V117H196ZM257 118H258V117H257ZM1 119H2V120H1ZM8 119H9L8 117H4V120L7 121L8 124H9L10 121H9ZM29 119H30V118H29ZM76 119H77V118H76ZM108 119H109V117H108ZM123 119H122V120H123ZM128 119H129V118H128ZM138 119H139V118H138ZM142 119H141V120H142ZM171 119H170L169 121H172V122H171L172 125H171V124H169V125H171L172 128L169 127V129L171 128L172 131H169V132L172 134V132H173L174 129H175V128H174V125H175L174 122H175V121L173 122V120H171ZM176 119H179V118L176 117ZM209 119H210V118H209ZM224 119H225V118H224ZM13 120H14V119H13ZM65 120H63L64 123L67 122V121H65ZM78 120H79V119H77L76 121H78ZM84 120H86V118H85ZM91 120H90V123H91V122L93 123V121H91ZM97 120H98V119L96 118L95 121L98 122V123H100V125L103 124L104 127L101 128V127L99 126L100 134H99L97 137H92V136H90V140H89V141H91L92 139H94V140L92 141L93 143H92V142L89 143V144H91V145H90L91 147H90V146H85V151H87V150L89 151V148L91 149L92 146H93V147H96V146L98 147V145H96V144H100V143H98V141H96V140H101V139H103V138H107V139L112 138V137L108 138V137H109L108 134H110L111 129L114 128V127L110 128L111 125L113 126V123L108 122V121H107V118H105V120L101 119V121H100V120L97 121ZM141 120H140V121H141ZM146 120H147V123H145L146 121L144 120V121H145V122H144V123H145V124H144V127H145L146 124H148V119H146ZM159 120H164V119L162 118V119H159ZM159 120H158V121H159ZM167 120H168V119H167ZM188 120H189V122H190V121L192 122V120H191V115H190V119H188ZM217 120H218V119H217ZM225 120H226V119H225ZM5 121L3 122V125H4ZM27 121H28V120H27ZM29 121H32V118H31ZM34 121H35V120H34ZM69 121H70V120H69ZM74 121H75V120H74ZM74 121H73V122H74ZM86 121L88 122L89 120L87 119ZM119 121H121L120 118H119ZM123 121H124V120H123ZM134 121H135V120H134ZM136 121H137V120H136ZM136 121H135V122H136ZM140 121H138V122H140ZM150 121H151V120H150ZM150 121H149V122H150ZM154 121H155V120H154ZM154 121H153V122H154ZM180 121H181V120H180ZM186 121H187V120H186ZM186 121H185V123H186ZM214 121H215V120H214ZM218 121H219V120H218ZM218 121H217V123H216V126H218V128L215 129L216 131L214 130V131L216 132V133H215L216 135L213 134V133H211V134H213V136L215 135V139H213L214 141H213L212 138H211V137H213L211 134H210L211 137H210V138L208 137V139H210V140L212 141V142L209 141V142L211 143L210 146H209V149H210L211 153H213V154H214V152L217 151V147L220 148V149H222V148H224V146H225L226 144H228L227 142H226V144H224V143H223L224 139H223V138L221 139V136H222V133H223V129H225V127L223 126V124H225V122H227V120L222 124L223 127H219V122H220V123H222V122H221V121L218 122ZM258 121H259V119H258ZM14 122H15V121H14ZM17 122H19V124H18ZM17 122H16V123H17L19 126H15V125H17V124H15V125L13 124V125H12V128H13V127H16V128L19 127V128H20V127H21L20 125H22V122H25V121H22V122H21V120H18ZM20 122H21V123H20ZM60 122H61V121H60V119H59V123H60ZM63 122L60 123V126H59V127H62V128H63V125H62ZM78 122H79V121H78ZM112 122H117V121H113V120H112ZM132 122H133V120H132ZM132 122H128V123H127V126H126L127 128H125V129H128L129 132H130V130H132L131 133H132L133 131H134V133H135V131H138V135H139V136H142V137H145V136H146V137H147V136H152V134H151V132H150V131H152V130H148L149 128H148L147 130L144 129V128H141V127H143V126H142V125H143L142 123L139 124V125H141V127H140L139 129H137L134 125H131ZM135 122H134V123H135ZM156 122H157V121H155V123H156ZM159 122H160V121H159ZM159 122H158V123H159ZM167 122H168V121H167ZM183 122H184V121H183ZM189 122H187V123H189ZM191 122H190V123H191ZM38 123H39V121H37V124H38ZM177 123H178V122H177ZM212 123H213V122H212ZM227 123H228V122H227ZM71 124H72V123H71ZM71 124H70V125H71ZM156 124H157V123H156ZM164 124H166V123H164ZM173 124H174V125H173ZM191 124H192V123H191ZM191 124H190V125H191ZM195 124H196V123H195ZM205 124H206V123H205ZM205 124H204V125H205ZM213 124H214V123H213ZM213 124L210 123V125H209V126H210V129H211V125H213ZM217 124H218V125H217ZM32 125H33V124H32ZM57 125H58V124H57ZM76 125H77V123H76ZM76 125L73 124V126H74L73 129L78 130V127H77ZM94 125H95V123H94ZM153 125H154V124H153ZM159 125H160V123H159ZM159 125H156L157 127L154 128V129H155V133L153 134L154 138H155V135L157 136V134L159 133V132H158L159 129H160V128H158ZM179 125H180V124H179ZM187 125H188V124H186L185 127H186ZM193 125H194V124H193ZM214 125H215V124H214ZM0 126H2V124H1ZM7 126H8V125H7ZM7 126H6V129H7ZM23 126H24V123H23ZM23 126H22V127H23ZM33 126H34V125H33ZM50 126H51V124H50ZM50 126H49V127H50ZM64 126H65V124H64ZM66 126H67V125H66ZM73 126H70V128L72 129ZM81 126L84 127L83 124H81ZM91 126H93V125H91ZM114 126H115V125H114ZM123 126H124V125H123ZM129 126H130V127H129ZM146 126H147V125H146ZM175 126H176V125H175ZM188 126H189V125H188ZM216 126H214V127H216ZM2 127H3V126H2ZM8 127H9V126H8ZM28 127H29V124H28V126H27V129H28ZM68 127H69V126H68ZM88 127H89V125H88ZM93 127H94V126H93ZM160 127H161V126H160ZM166 127H167V126H164L163 123H162V128H164L163 130H166V129H167ZM178 127H179V126H178ZM226 127H227V126H226ZM3 128H5V126H4ZM9 128H10V127H9ZM31 128H32V127H31V125H30V128H29V129H31ZM34 128H35V126H34ZM34 128H33V129H34ZM41 128H42V127H41ZM50 128H51V127H50ZM50 128H49V130H51ZM57 128H58V126H57ZM57 128H56V129H57ZM65 128H66V127H65ZM117 128H118V127H117ZM121 128H123V127H121ZM129 128H130V130H129ZM150 128H151V127H150ZM180 128H181V127H180ZM188 128H189V127H188ZM190 128H191V127H190ZM190 128H189V130L186 129V131H187L189 134H191V133H190V131H191ZM197 128H198V127H197ZM38 129H39V128H38ZM73 129H72V130H73ZM94 129H95V131H96V126H95ZM94 129H93V130H94ZM115 129H116V128H114V130H115ZM152 129H153V128H152ZM154 129H153V130H154ZM169 129H168V130H169ZM182 129H183V128H182ZM182 129H181V130H182ZM192 129H193V128H192ZM201 129L203 130V128H201ZM210 129H206V125H205V128H204L205 131H203V132H205V134L203 135L205 138H206V136H208V135H206V132H207L208 130H210ZM212 129H213V126H212ZM212 129H211L210 131H213ZM226 129H227V128H226ZM226 129H225V130H226ZM13 130H15V129L13 128ZM49 130H48V131H49ZM61 130H62V129H59V130H57V131L60 133ZM63 130H64V128H63ZM63 130H62V131H63ZM67 130H68V129H67ZM67 130L65 129V131H67ZM69 130H70V129H69ZM75 130H74V131H75ZM84 130H85V129H84ZM99 130L97 129V131H99ZM106 130H107V131L109 130V132H106ZM116 130H117V129H116ZM181 130H180V131H181ZM37 131L39 132V130H37ZM40 131H41V129H40ZM48 131H46V134H47ZM70 131H71V130H70ZM112 131H113V130H112ZM112 131H111V132H112ZM148 131H149V132H148ZM182 131H183V130H182ZM196 131H197V130H196ZM196 131H195V132H196ZM210 131H209V132H210ZM13 132H15V131H13ZM17 132H19V131H17ZM41 132H42V131H41ZM41 132H40V133H41ZM44 132H45V131H44ZM76 132H77V131H76ZM129 132H128V133H129ZM167 132H168V131H167ZM183 132H184V135L187 136L188 133L185 134V131H183ZM195 132H194V133H195ZM21 133H26V131H22V132L20 131L19 133H17V135H18V134L20 135ZM27 133H28V132H27ZM29 133H31V132L29 131ZM42 133H43V132H42ZM65 133H66V132H65ZM81 133H82V132H81ZM123 133H124L125 135H127V134L124 132V129L119 130V131L117 130V131L115 132V138H116L117 140H119V137H121V136L124 137L125 135H123ZM165 133H166V132H165ZM175 133H176V132H175ZM200 133H201V132H200ZM4 134H5V133H4ZM10 134H11V133H10ZM34 134H35V133H33V136L35 137L36 134H35V135H34ZM56 134H58V133H56ZM63 134H64V133H63ZM85 134H86V132H85L83 135H85ZM90 134H91V133L86 134L87 136H86V135H85V136L88 137V135H90ZM111 134H112V133H111ZM160 134H161V132H160ZM160 134L158 135V138H159V137L161 138V135H160ZM189 134H188V136H189ZM192 134H193V133H192ZM201 134H203V133H201ZM227 134H228V133H227ZM2 135H3V134H2ZM5 135L8 136V133L6 132ZM19 135H18V136H19ZM30 135H31V134H30ZM47 135H49V133H48ZM129 135H130V134H129ZM136 135H137V132L135 133V136H134L135 139H134L133 137H131V135H130L131 138L128 137L129 139H131V140H130L131 142H133V141H132V138H133V140H138V139H140V137H139L138 139H136V138H137ZM166 135H167V134H166ZM172 135H173V134H172ZM172 135H171V137H172ZM205 135H206V136H205ZM210 135H209V136H210ZM238 135H239V134H238ZM7 136H6V137H7ZM18 136H17V138H18ZM20 136L22 137L23 135L21 134ZM20 136H19V138H20ZM55 136L58 137L59 135H55ZM60 136H61V135H60ZM63 136H64V135H63ZM164 136H165V135H164ZM168 136H169V135H167V137H168ZM175 136H176V134L174 135V137H175ZM203 136H202V138H204ZM3 137H4V136H1L2 139H3ZM12 137H15V135H13ZM165 137H166V136H165ZM165 137H163V138L165 139ZM167 137H166V140H164L163 138H161L163 142H159V141H157L156 143H154V144H155L154 147H155V150H156V151L152 150V153H153V151H154V153L156 152V154L153 155V156H151L153 159H155L157 155H159V156H161V157H162V155H164V156H165V155H167V156L170 155L171 149H172V153L174 152V151H173L174 148H173L172 146H170V144L173 145V143H172L170 137H168V139H167ZM193 137H194V136H193ZM225 137H226V136H225ZM230 137H231V136H230ZM244 137H245V136H244ZM10 138H11V137H10ZM17 138H14V139L12 138V139H13L12 142H14L15 139H17ZM175 138H176V137H175ZM205 138H204V139H205ZM2 139H1V141H0V144H1V142L3 143V141H4V139H3V140H2ZM81 139H82V138H81ZM126 139H127V138H126ZM141 139H142V138H141ZM186 139L188 140L187 137H186ZM191 139H192V138H190L188 141H190ZM20 140H21V139H20ZM20 140H19V141H20ZM82 140H85V139H82ZM82 140H80V141H82ZM120 140H121V139H120ZM124 140H125V139H124ZM153 140H154V139H153ZM159 140H160V139H159ZM169 140H170L171 143L169 142ZM172 140H173V139H172ZM176 140H177V139H176ZM176 140H175V141H176ZM180 140H181V139H180ZM195 140H196V139H195ZM7 141L10 142L11 140H7ZM22 141H23V140H22ZM27 141H28V140H27ZM33 141H35L36 143L33 142ZM33 141H32V147L35 148V146L37 147V144H38L37 141H38V139L36 140V139L34 138ZM54 141H55V140H54ZM65 141H66V140H65ZM87 141H88V140H87ZM164 141H168V142H164ZM202 141H203V140H202ZM206 141H207V140H206ZM206 141H204V142H206ZM9 142H8V144H11V143H12V142H11V143H9ZM20 142H21V141H20ZM39 142H40V141H39ZM61 142H62V141H61ZM78 142H79V141H78ZM82 142H83V141H82ZM190 142H192V141H190ZM190 142H187V143H188V144L186 145L187 147H188V145H190ZM207 142H208V141H207ZM209 142H208V143H209ZM15 143H16V141H15ZM23 143H24V142H23ZM59 143H60V142H59ZM122 143H123V142H122ZM133 143H134V142H133ZM133 143H131V144H133ZM169 143H170V144H169ZM192 143H193V142H192ZM4 144H5V143H4ZM4 144H2L3 146H1V147H4V148H2V150H3V149L6 150ZM29 144H31V143H29ZM33 144H34V146H33ZM35 144H36V145H35ZM84 144L86 145L85 142H84ZM106 144H107V143H106ZM110 144H111V143H110ZM193 144H194V143H193ZM206 144H207V143H206ZM11 145H12V144H11ZM11 145H10V146H9V145L7 146V152H8L9 154H11V155H9V156L4 155V156H2V158H4L5 156H6V157H9V159H8L7 162H10V164H11V163H14V162H17V161L20 163V162H21V158H20V157H22V156L27 157V156H25V155H21V156L19 157V156H18L19 153H14V154H13V151H14V152H16L17 150L19 151V149H18L19 146L16 147L17 149L15 148V149H16V151H15V150L11 149V148H12ZM59 145H60V146H59ZM77 145H79V144H77ZM108 145H109V143H108ZM122 145H123V144H122ZM139 145H140V144H139ZM143 145H144V144H143ZM146 145H147V144H146ZM152 145H153V144H152ZM200 145H204V144H200ZM219 145H220V146H219ZM222 145H224V146L221 148ZM229 145H230V144H228V145H227L228 148L225 149V150H226V151H225V157H226L227 154H229V153H228V152H229V147H230ZM12 146H14V145H12ZM40 146H41V145H39V147H40ZM99 146H100V148H99V150H100L102 147L105 146V143H104V146L102 145V147H101V144H100ZM110 146H111V145H110ZM112 146H113V145H112ZM114 146H117V147H114V148H116V149H115L116 152H117V149H118V147H119V149H118L119 151L117 152V153H119V152L121 151V149H122V148H120L121 145H120V146H119V145H114ZM125 146H126V145H125ZM136 146H137V145H136ZM136 146L134 145V148L137 149V151H139L140 147H139V148H136ZM193 146H194V145H193ZM206 146H207V145H206ZM24 147H25V144H24ZM39 147H38V148H39ZM56 147H59V148L62 147V146H61V143H60V144H56ZM56 147H55V148H56ZM80 147H81V146H80ZM80 147H79V148H80ZM83 147H84V145H83ZM83 147H82V149H84ZM105 147H106V146H105ZM107 147H108V146H107ZM107 147H106L105 149H104V148H102V149L105 150V151L107 152ZM131 147H132V145H131ZM149 147H150V145H149ZM149 147L146 148V151L150 153V152H151L150 150H151L152 147H150V148H149ZM154 147H153V148H154ZM171 147H172V148H171ZM175 147H178V146L175 145ZM184 147H185V146H184ZM202 147H204V146H202ZM28 148H30V145L28 146ZM38 148H37V149H38ZM44 148L46 149L47 147L45 146ZM55 148H54V149H55ZM66 148H67V147H66ZM73 148H74V147H73ZM86 148H87V149H86ZM108 148H109V147H108ZM124 148H125V147H124ZM126 148H128V147H126ZM126 148H125L124 150H126ZM153 148H152V149H153ZM180 148H181V147H180ZM185 148H186V147H185ZM189 148H190V146L188 147V149H187V151H186V155H184V157L186 156L187 159L184 158L183 156H182V157H183L184 159L181 158V160H184V162H185V163H184V162L182 161V163H184V164H180V165H181L180 168H182L183 170H185V169L183 168L184 165H185V166L187 165L186 162H191L190 160H192V158H191V156H192V155H191L192 152H190L189 155H188V153H187V152H189V150H190ZM230 148H231V147H230ZM25 149L28 150L26 147H25ZM45 149H44V150H45ZM82 149L80 148L79 151H82ZM96 149H97V148H96ZM102 149H101V150H102ZM129 149H130V148H129ZM135 149L132 148V150H134V151H131V155H130V156H132V152H134V155L136 154L135 156H138V155H137V152H136ZM191 149H192V148H191ZM206 149H208V147H207ZM241 149H242V148H241ZM248 149H250L249 146H248ZM32 150H34V149H32ZM32 150H31V152H32ZM38 150H39V149H38ZM62 150H63V149H62ZM67 150H68V149H67ZM76 150H77V149H76ZM92 150H93V149H92ZM92 150L89 151V154H88V151H87V152H86L87 155H85V154H84L85 152H84V153H83L84 155H83V157H81V158H80V156H79V157H78L77 155H76L77 157L75 156L76 159H77V158H78V159L80 158V160H81V159H84L85 162H86V160H88V161L85 163L86 165L83 164L84 162H82V161L80 162V160H79V162H80L79 164L81 165V163H82V167H83L84 169H85V166H87L86 168H88V166H89V168L91 169L90 165L87 164V163H89L90 161H93V160H91L92 158L90 157V155H91V156H93V155L90 154V153H93V154L95 153V154H97V155H94V156H99L100 154H101V156H102V155H103L102 152H104V151L102 150V152H101L100 154H98L99 151H98V152L96 151V152H97V153H96V152H95V148H94L93 151H92ZM141 150H142V149H141ZM180 150H181V149H180ZM183 150H184V149H183ZM183 150H182V151H183ZM194 150H195V149H194ZM194 150H193V151H194ZM227 150H228V152H227ZM24 151H25V150H24ZM24 151H23V152H24ZM56 151H59L58 148L56 149ZM64 151H65V150H64ZM68 151H69V150H68ZM71 151H72V150H71ZM71 151H70V152H71ZM73 151H74V150H73ZM73 151H72V152H73ZM79 151H78V152H79ZM91 151H92V152H91ZM111 151H112V152H111ZM111 151H108V152H110L111 154L113 153L112 155H115V154H116V153L114 154V152H115L114 150H111ZM142 151H144V150H142ZM184 151H185V150H184ZM190 151H191V150H190ZM199 151H200V150H199ZM205 151H206V150H205ZM207 151H208V150H207ZM218 151H219V150H218ZM218 151H217V152H218ZM238 151H239V150H238ZM2 152H3V151H2ZM2 152L0 151L1 154H2ZM5 152H6V151H4V153H5ZM7 152H6V153H7ZM34 152H38V151H36V149H35ZM34 152H33V153H34ZM45 152H46V151H45ZM65 152H66V151H65ZM65 152H64V154H66V155L69 153V152H67V153H65ZM106 152H105V153H106ZM135 152H136V153H135ZM202 152H203V150H202ZM202 152H200V153H202ZM217 152H216V156H218ZM33 153H32V156L36 155V154H33ZM57 153H58V152H57ZM57 153H56V154H57ZM61 153H62V152H61ZM139 153L141 154L142 152L139 151L138 154H139ZM144 153H145V152H144ZM144 153H142V154H144ZM172 153H171V154H172ZM180 153H181V151H180ZM180 153H179V154H180ZM183 153H184V152H183ZM205 153H206V152H205ZM218 153H219V152H218ZM263 153H264V152H263ZM12 154H13V155H12ZM15 154H16V155H15ZM20 154H22V152H21ZM29 154H30V152H29ZM43 154H44V153H43ZM69 154H70V153H69ZM77 154H78V153H77ZM80 154H81V153H80ZM80 154H78V155H80ZM111 154H108V155H111ZM140 154H139V156H138V159H140L139 157H141ZM181 154H182V153H181ZM184 154H185V153H184ZM198 154H199V153H198ZM207 154L209 155L210 153L207 152ZM207 154H205V155L207 156ZM213 154H212L211 156H210V155L208 156V157H210V160H209L210 162H214V160H215V159L213 158V157H215V156H213ZM27 155H28V153H27ZM38 155H39V154H38ZM41 155H42V154H41ZM41 155H40V157H42ZM66 155H64V156H66ZM72 155H73V154H72ZM105 155H107V153H106ZM108 155H107V156H108ZM117 155H119V154H117ZM134 155H133V156H134ZM172 155H174V153H173ZM172 155H171V156H172ZM187 155H188L189 157H188ZM205 155H204V157H205ZM0 156H1V155H0ZM32 156H31V154H30V156H28L29 159H30V157H32ZM36 156H37V155H36ZM81 156H82V154H81ZM85 156H86V157H85ZM107 156H106V157H107ZM115 156H116V155H115ZM143 156H144V155H143ZM171 156H170V157H171ZM196 156H197V155H196ZM34 157H35V156H34ZM34 157H33V159H34ZM66 157H71V155H69V156L67 155ZM73 157H74V156H72L71 158L73 159ZM89 157H90L91 159H90ZM102 157H103V156H102ZM112 157H113V156H112ZM151 157H150V159H151ZM154 157H155V158H154ZM168 157H169V156H168ZM168 157H167V159H170V157H169V158H168ZM172 157H173V156H172ZM178 157H179V156H178ZM178 157H177V158H178ZM194 157H195V156H194ZM208 157H206V158H208ZM239 157H240V156H239ZM2 158H1V160H2ZM45 158H47V157H45ZM48 158H49V157H48ZM56 158H57V156H56ZM71 158H70V159H71ZM85 158H87V159H85ZM88 158H89L90 160H89ZM103 158H105V157H103ZM188 158H189V159H188ZM201 158H203V156L199 158L200 161L202 160ZM240 158H241V157H240ZM16 159H17V161H16ZM18 159H19V160H18ZM27 159H28V158H26V160H27ZM42 159H43V158H42ZM60 159H61V158H59L58 160L60 161ZM106 159H107V158H106ZM131 159H132V158H131ZM185 159H186V161H185ZM208 159H209V158H208ZM234 159H235V158H234ZM237 159H238V156H237ZM24 160H25V159H24ZM26 160H25V161H26ZM34 160H35V159H34ZM67 160H68V159H67ZM67 160H66V164H67ZM119 160H120V159H119ZM141 160H142V159H141ZM175 160H177V159H175ZM199 160H198V161H199ZM204 160H205V158H204ZM212 160H213V161H212ZM13 161H14V162H13ZM44 161H45V160H44ZM46 161H47V160H46ZM46 161H45V162H46ZM50 161H51V160H48L47 162L50 163ZM59 161H58V163H59ZM68 161H69V160H68ZM96 161H98V160H96ZM105 161H106V160H105ZM120 161H121V160H120ZM136 161H137V160H136ZM142 161H143V160H142ZM152 161H153V160H152ZM173 161H174V160H173ZM235 161H236V160H235ZM235 161H232V163H230V164H231V165H230V164H229V160H228V161L226 162V164H228V166L230 165V167H232ZM244 161H245V160H244ZM1 162H2V161H1ZM1 162H0V165H1ZM3 162H4V161H3ZM63 162H64V160H63ZM131 162H132V161H131ZM176 162H178V161H176ZM180 162H181V161H180ZM180 162H179V163H180ZM202 162H203V161H202ZM206 162H207V161H206ZM236 162H237V161H236ZM23 163L25 164V162H23ZM49 163H48V164H49ZM54 163H55V162H54ZM60 163H61V162H60ZM69 163H70V162H69ZM72 163H74V161L71 162V166L73 165ZM93 163H94V161H93ZM122 163H123V162H122ZM171 163H173V162H171ZM204 163H205V162H204ZM207 163H208V162H207ZM207 163H206V164H207ZM219 163H220V162H219ZM4 164H5V163H4ZM7 164H8V163H7ZM10 164H9V166H10ZM40 164H41V163H40ZM43 164H45V163H43ZM62 164H64V163H62ZM66 164H64L65 166L62 165V167L64 166V167L66 168ZM79 164H78V165H79ZM89 164H92V163H89ZM99 164H100V163H99ZM99 164H98V165H99ZM118 164H119V163H118ZM140 164H142V162H141ZM165 164H166V163H165ZM168 164H169V163H168ZM199 164H200V163H199ZM206 164H205V165H206ZM239 164H240V163H239ZM241 164H242V163H241ZM12 165H13V164H12ZM14 165H16V163H15ZM14 165L11 166V167H9V168H10V169L13 168ZM26 165H27V164H26ZM34 165H35V164H34ZM83 165H84V166H83ZM96 165H97V164H96ZM116 165H117V164H116ZM119 165H121V164H119ZM162 165H163L164 168H167V166L169 167L170 164L165 166V165H164V162H163ZM174 165H176V164L174 163L173 166H174ZM207 165H208V164H207ZM234 165H235V164H234ZM263 165H264V164H263ZM4 166H5V165H4ZM27 166H28V165H27ZM41 166L43 167V165H41ZM41 166H40V167H41ZM67 166H68V165H67ZM69 166H70V165H69ZM71 166H70L69 169H71ZM74 166H75V165H74ZM74 166H73V167H74ZM76 166H77V165H76ZM91 166H92V165H91ZM154 166H156V165H154ZM154 166H153V167H154ZM157 166H159V165H157ZM170 166H171V165H170ZM173 166H171V167H172V171H170L171 168H169V169L167 168V170H168L170 173H171V172L174 173L173 170H174V171H175V170H177V171L179 170V167H177L178 165L176 166L177 169L173 168ZM203 166H204V165H203ZM241 166H242V165H241ZM5 167H6V166H5ZM16 167H17V165H16ZM16 167H14V168H16ZM44 167H46L47 169L49 168V166H46V165H44ZM44 167H43V168H44ZM59 167H60V165H59ZM79 167H81V166H79ZM118 167H120V166H118ZM118 167H117V168H118ZM200 167H201V164H200ZM213 167H215V166H213ZM213 167H212V168H213ZM217 167H218V166H217ZM230 167H229V168H230ZM0 168H1V167H0ZM7 168H8V167H7ZM9 168H8V170H9ZM20 168H21V167H20ZM22 168H23V167H22ZM22 168H21V169H22ZM67 168H68V167H67ZM74 168H75V169H78V167H77V168L74 167ZM74 168H73V169H74ZM83 168H80V169H83ZM161 168H162V167H161ZM161 168H160V169H161ZM240 168L242 169V167H240ZM243 168H244V167H243ZM2 169H3V168H2ZM4 169H5V168H4ZM4 169H3V170H4ZM24 169H26V167H24ZM24 169H23V170H24ZM47 169H45V170H47ZM73 169H72V171H73ZM80 169H79V170H80ZM122 169H123V170H126L125 168H122ZM152 169H153V168H152ZM155 169H157V168H154V171H155ZM160 169H159V170H160ZM191 169H192V168H191ZM199 169H200V168H199ZM203 169H204V168H203ZM207 169H208V168H207ZM210 169H211V168H210ZM213 169H214V168H213ZM217 169H220V168H217ZM231 169H232V168H231ZM237 169H238V168H237ZM3 170H0V171H2V173H3ZM6 170H7V169H6ZM14 170H15V169H12V173H13ZM16 170H17V173H16V171L13 173V174H15V175L18 174V173L20 172L18 169H16ZM79 170H77V171H79ZM85 170H86V169H85ZM97 170H98V169H97ZM118 170H119V169H118ZM118 170H117V171H118ZM120 170H121V168H120ZM120 170H119V172H121ZM123 170H122V172H123ZM139 170H140V169H139ZM163 170H165V169H163ZM163 170H162V172H163ZM192 170H193V169H192ZM192 170H191L190 173L193 174V172H195V171L192 172ZM211 170H212V169H211ZM214 170L217 172L216 169H214ZM252 170H253V169H252ZM256 170H257V169H256ZM256 170H255V171H256ZM65 171H66V169H65ZM68 171H69V170H68ZM81 171H82V170H81ZM87 171H88V172H87ZM87 171H84V172L89 173V176H90V172L92 171V169H91V171H90L89 169H87ZM89 171H90V172H89ZM93 171H94V170H93ZM98 171H99V170H98ZM180 171H181V170H179L178 172H180ZM196 171H198V170H196ZM200 171H201V170H200ZM200 171H199V172H200ZM202 171H203V170H202ZM212 171H213V170H212ZM232 171L234 172L235 170L232 169ZM8 172H11V171H8ZM21 172H22V171H21ZM79 172H80V171H79ZM96 172H97V171H96ZM113 172H114V171H113ZM151 172H152V171H151ZM155 172H156V171H155ZM155 172H154V174L156 175ZM182 172H183L182 174H184V171H182ZM204 172H205V170H204ZM210 172H211V171H210ZM240 172H242V171H241V170L238 171V173H240ZM4 173H5V172H4ZM6 173H7V172H6ZM31 173H32V172H31ZM41 173H42V172H41ZM41 173H40V176H42ZM49 173H50V172H49ZM67 173H69V172H67ZM67 173H66V174H67ZM99 173H100V172H99ZM99 173L97 174L98 176L100 175ZM103 173H104V172H103ZM130 173H132V172H130ZM158 173H159L158 175L161 174V172H158ZM180 173H181V172H180ZM218 173H219V174H222V173H220V172H218ZM242 173H243V172H242ZM246 173H247V172H246ZM7 174H8V173H7ZM22 174H23V173H22ZM44 174H45V173H44ZM69 174H72V173H69ZM69 174H68V175H69ZM80 174H81V173H80ZM93 174H95V173H93ZM101 174H102V172H101ZM116 174H117V173H116ZM147 174H149V173H147ZM154 174H152V175H154ZM174 174H176V173H174ZM192 174H191V175H192ZM195 174H196V173H195ZM200 174H201V173H200ZM200 174H199V173H198V175L196 174V177H198ZM204 174H206V173H204ZM219 174H218V175H219ZM230 174H231V173H230ZM262 174H263V173H262ZM8 175H9V174H8ZM15 175H14V177H15ZM23 175H24V174H23ZM45 175H46V174H45ZM45 175H44V176H45ZM68 175H67V176H68ZM76 175H77V174H76ZM76 175H74V176H72V177H70V178H72V179H75V178H73V177L79 178V175H78V176H76ZM105 175H106V173H105ZM105 175H103V176L105 177ZM118 175H120V174H118ZM118 175H117V176H114V177H117V178H118ZM150 175H151V174H149V176H150ZM155 175H154V177H153L154 179H156V177H158L157 175H156V176H155ZM166 175H167V174H166ZM185 175H186V173H185ZM188 175H189V174H188ZM207 175H208V174H207ZM225 175H226V174H225ZM231 175H232V174H231ZM251 175H252V174H251ZM0 176H1V175H0ZM11 176H12V175H10V177H11ZM63 176H64V175H63ZM70 176H71V175H70ZM128 176H129V175H128ZM130 176H131V175H130ZM130 176H129V177H130ZM173 176H174V175H173ZM201 176H202V174H201ZM227 176H229V174H228ZM237 176H238V175H237ZM259 176H260V175H259ZM259 176H258V177H259ZM261 176H262V175H261ZM261 176H260V177H261ZM263 176H264V174H263ZM49 177H50V176H49ZM68 177H69V176H68ZM68 177H67V179H68ZM84 177H85V176H84ZM94 177H95V176H94ZM160 177H161V175H160ZM163 177H164V176H163ZM178 177H179V176H178ZM183 177H184L183 182H184V181L188 182V181H187L188 178L186 179V177H188V176L185 177V176L183 175ZM190 177H191V176H190ZM190 177H189V179H190ZM194 177H195V176H194ZM203 177H204V175H203ZM4 178H5V177H4ZM4 178H3V179H4ZM40 178H41V177H40ZM81 178H82V177H81ZM81 178H79V179H81ZM102 178H103V177H102ZM102 178L100 179V182H102V181H101ZM112 178H113V177H112ZM139 178H140V177H139ZM143 178L146 179L144 176H143ZM149 178H150V177H149ZM158 178H159V177H158ZM176 178H177V177L175 176V179H176ZM209 178L211 179V176H210ZM209 178H208V181H206V182H208V183H204V184H207V185H208V184H210V183L212 182V181L209 182ZM213 178H214V177H213ZM221 178H222V176H221ZM227 178H228V177H227ZM229 178H230V176H229ZM229 178H228V180H229ZM231 178H232V177H231ZM231 178H230L229 181H231ZM246 178H247V176H246ZM261 178H262V177H261ZM263 178H264V177H263ZM263 178H262V180H263ZM0 179H1V178H0ZM38 179H39V178H38ZM45 179H46V178H45ZM45 179L43 178V180H45ZM52 179H53V178H52ZM59 179H60V178H59ZM79 179H77V180H79ZM82 179H85V178H82ZM104 179H105V178H104ZM123 179H124V177H123ZM136 179H138V178H136ZM154 179H153V180H154ZM159 179H160V178H159ZM171 179H172V178H171ZM175 179H174V180H175ZM179 179H180V178H179ZM181 179H182V177H181ZM185 179H186V180H185ZM195 179H196V178H195ZM198 179H199V178H198ZM200 179L202 180V177H201ZM238 179H240V177H239ZM244 179H245V178H244ZM5 180H6V178H5ZM33 180H36V179H33ZM61 180H62V179H61ZM70 180H71V179H70ZM70 180H69V181H70ZM77 180H75V181H77ZM85 180H86V179H85ZM93 180H94V179H93ZM168 180H169V179H168ZM172 180H173V179H172ZM174 180H173V181H174ZM176 180H178V179H176ZM196 180H197V179H196ZM205 180H206V177H205ZM218 180H219V179H218ZM225 180H227V179H224V181H225ZM234 180H235V179H234ZM250 180H252V179H250ZM6 181H7V180H6ZM36 181H37V180H36ZM38 181H39V180H38ZM38 181H37V182H38ZM48 181H49V180H48ZM80 181H81V180H80ZM90 181H91V183H92V180H90ZM103 181H104V180H103ZM145 181H146V180H145ZM147 181L150 182V180H148V177H147ZM147 181H146V183H147ZM173 181H172V182H173ZM178 181H179V180H178ZM197 181H199L200 183H202V181H200V180H197ZM221 181H222V180H221ZM224 181H222L223 184H224ZM237 181H239V180H236L235 182H237ZM240 181H241V180H240ZM245 181H246V180H245ZM247 181H248V180H247ZM260 181H261V179H260ZM34 182H35V181H34ZM34 182H33V183H34ZM37 182H36V183H37ZM41 182H42V181H41ZM52 182H53V180H52ZM64 182H65V179H64ZM64 182H62L63 185L66 184V183L64 184ZM72 182H73V181H72ZM77 182H78V181H77ZM77 182H76V184H77ZM83 182H84L83 184H84L85 186H84L83 184H82V186L77 184V186H80V187H81V190H83V189L86 187V184H85V183L88 184V182H86V181H84V180H83ZM117 182H118V180H117ZM141 182H142V181H141ZM151 182H152V179H151ZM174 182H175V181H174ZM181 182H182V180H181ZM183 182H182V183H183ZM195 182H196V181H195ZM214 182H216V181H214ZM219 182H220V181H219ZM8 183H9V182H8ZM30 183H31V182H30ZM46 183H48V182H46ZM62 183H60V187H62V185H61ZM67 183L69 184L68 181H67ZM73 183H74V182H73ZM89 183H90V182H89ZM91 183H90V185H91ZM96 183H98V180H96ZM134 183H135V182H133L132 185H133ZM139 183H140V182H139ZM146 183H145V184H146ZM162 183L164 184L163 179H162ZM178 183H179V182H178ZM197 183H198V182H197ZM200 183H198V185H197L196 187H198V186L200 185ZM225 183H226V182H225ZM228 183H229V182H228ZM31 184H32V183H31ZM48 184H49V183H48ZM52 184H53V183H52ZM68 184H67V185H68ZM76 184H75V185H76ZM147 184H148V183H147ZM147 184H146V188H147ZM151 184H152V183H151ZM153 184H154V183H153ZM156 184H157V183H156ZM160 184H161V183H160ZM184 184H186V183L184 182ZM223 184L220 185L222 189L224 188V187H222ZM226 184H227V183H226ZM237 184H244V183H242V181H241V182H237ZM259 184H260V182H259ZM34 185H35V184H34ZM39 185H41V183H39ZM39 185L36 184V187L39 186ZM50 185H51V184H50ZM58 185H59V184H58ZM75 185H72V186H74V189H75ZM90 185H87V186L90 188ZM93 185H94V181H93ZM93 185H92V188H91L90 190H88V192H89V191L92 192V193L90 194L91 196L95 194V192H93V191H95V190H94V189H95L94 186H97V185H98L96 188H99V186H101L102 184H101V185H100V184H97V185H94V186H93ZM103 185H104V184H103ZM128 185H130V184L128 183ZM128 185H127V187H128ZM132 185H130V186L132 187ZM137 185L140 186L138 183H137ZM137 185H136V187H137ZM158 185H159V184H158ZM169 185H170V184H169ZM179 185H180V187H179L178 185H176V186H178L179 188H181V186H183V184H182V185L179 184ZM210 185H211V188H213L212 186H214V185H212V184H210ZM218 185H219V184H218ZM218 185H217V188H218ZM232 185H233V184H232ZM6 186H7V185H6ZM27 186H28V183H27ZM31 186H32V185H31ZM42 186H43V184H42ZM52 186H53V185H52ZM72 186H71V187H72ZM111 186H112V185H111ZM125 186H126V185H125ZM130 186H129V187H130ZM141 186H142V188H143V186L145 187V185L143 184V182L141 183ZM159 186L162 187V185H159ZM174 186H175V185H174ZM176 186H175V189H176ZM225 186L227 187L228 184L225 185ZM237 186H238V185H237ZM245 186H247V185H245ZM257 186H258V185H257ZM261 186H262V185H261ZM54 187H55V186H54ZM56 187H58V186H56ZM67 187H68V186H67ZM82 187H84V188L82 189ZM88 187H87V188H88ZM149 187H150V185L148 186V190H147L148 192L150 191V189H151L152 186L150 187V189H149ZM171 187H172V186H171ZM183 187H184V186H183ZM183 187H182L181 190H183ZM65 188H66V187H65ZM65 188H61L62 191H63V189H65ZM87 188H86V190H87ZM89 188H88V189H89ZM103 188H105V187H103ZM109 188H110V187H109ZM112 188H113V187H111V189H112ZM114 188H115V187H114ZM120 188H121V187H120ZM120 188L118 187V189H120ZM133 188H134V187H133ZM142 188H140V189H142ZM146 188H144V189H146ZM155 188H156V187H155ZM187 188H188V187H187ZM208 188H209V187H208ZM208 188H207V192H206V193H205V192H204V193L202 192V193L204 194L203 197H205V195H206L207 193H209V194L207 195L208 198H209V195H210V196H211V195L214 196V195L216 194V193H213L214 195H213L212 193L210 194V192H212L213 189H211V191H209L210 189L208 190ZM217 188H216V189H217ZM221 188H220V189H221ZM260 188H261V187H260ZM29 189H30V188H29ZM47 189H48V188H47ZM69 189H70V188H69ZM74 189H72V191H73ZM92 189H93V191H92ZM101 189H102V188H101ZM101 189H99V190H101ZM118 189H117V190H118ZM126 189H127V188H126ZM130 189H132V188H130ZM138 189H139V188H138ZM163 189H164V188H163ZM168 189H169V188H168ZM168 189H167V190H168ZM170 189H171V188H170ZM189 189H190V188H189ZM194 189L196 190L195 187H194ZM194 189L192 188V190H191V189H190V190L193 191ZM232 189H233V188H232ZM238 189H239V188H238ZM48 190H50V188H49ZM52 190H53V189H52ZM57 190H58L57 188H54V191H57ZM65 190H66V189H65ZM78 190H80V189H78ZM81 190H80V191H81ZM97 190H98V189H97ZM97 190H96V191H97ZM99 190L97 191L98 193H99ZM115 190H116V188H115ZM115 190H114V191H115ZM117 190H116V191H117ZM121 190H122V191H121V193H122L124 190H123V189H121ZM133 190H134V189H133ZM167 190H166V191H167ZM177 190H178V189H177ZM185 190H187V189H185ZM185 190H184V191H185ZM233 190H234V189H233ZM59 191H60V190H59ZM59 191H58V192H59ZM62 191H61V192H62ZM83 191H85V190H83ZM101 191H102V190H101ZM114 191H113V190L110 191L109 194H108V195H110V196H108V197L111 198V197H112V196H111L112 194H110V193H111V192L114 193ZM116 191H115V192H116ZM127 191H130V190H127ZM135 191H137V190H135ZM138 191H139V190H138ZM142 191H143V189H142ZM155 191H156V190H155ZM158 191H159V190H158ZM161 191H163V190L161 189ZM161 191L158 192V193L160 194V196H161V193H163V192H161ZM184 191H183V192H184ZM188 191H189V190H188ZM196 191H198V189H197ZM196 191H195V192H196ZM208 191H209V192H208ZM263 191H264V190H263ZM41 192H42V191H41ZM61 192H59V193H60V194H63V195L66 194L65 192H62V193H61ZM68 192H69V191H68ZM97 192H96V193H97ZM117 192H120V191L118 190ZM130 192H131V191H130ZM140 192H141V191H140ZM176 192H177V191H176ZM181 192H182V191H181ZM183 192H182V193H183ZM189 192H190V191H189ZM216 192H217V191H216ZM234 192H235V191H234ZM234 192H233V193H234ZM48 193H49V192H48ZM48 193H47V195L49 196L50 193H49V194H48ZM64 193H65V194H64ZM77 193H78V191H77ZM81 193H82V191H81ZM85 193L87 194V192H85ZM85 193H84V194H85ZM93 193H94V194H93ZM98 193H97V195H98ZM103 193H104V192H103ZM123 193H125V191H124ZM123 193H122V194H123ZM126 193H127V192H126ZM141 193H142V192H141ZM152 193H153V192H152ZM191 193H192V192H191ZM193 193H194V192H193ZM193 193H192V195H193ZM229 193H230V191H229ZM245 193H246V192H245ZM261 193H262V192H260V195H261ZM12 194H13V193H12ZM40 194H41V193H40ZM43 194H44V193H42L41 196H42ZM45 194H46V192H45ZM53 194H54V193H53ZM60 194L57 195V196H60ZM86 194H85V196H83V197H84V198H83L84 200H82V201H85V203L88 202V201L86 202V200H88V199H85V198L88 197V195H86ZM159 194H156V195L159 196ZM176 194H178V193H176ZM258 194H259V193H258ZM33 195H34V194H33ZM35 195H36V194H35ZM54 195H56V194H54ZM54 195H53V196H54ZM63 195H62V196H63ZM72 195H73V194H72ZM75 195H76V194H75V192H74V195H73L74 198H75ZM77 195H78V194H77ZM104 195H105V194H104ZM118 195H119V194H118ZM118 195H116V197H117ZM128 195H129V194H128ZM145 195H147V194H145ZM145 195L141 194V196H144V197L141 198V199H142L143 202H147V203H148V201L144 200ZM174 195H175V194H174ZM218 195H219V193H218ZM218 195H217V196H218ZM230 195H232V194H230ZM249 195H251V194H249ZM25 196H26V195H25ZM98 196H99V195H98ZM98 196H96V194H95V198L98 197ZM121 196H122V195H120V197H121ZM124 196H127V195L124 194ZM139 196H140V195H139ZM151 196H152V195H151ZM151 196H149V197H151ZM154 196H155V194L153 195V197H154ZM160 196H159V197H160ZM176 196H177V195H176ZM184 196H185V195H184ZM187 196H188V195H187ZM187 196H185V197H187ZM193 196H194V195H193ZM233 196H234V194H233ZM255 196H257V195H255ZM68 197H69V199H70V196H68ZM71 197H72V196H71ZM76 197H77V196H76ZM80 197H82V196H80ZM100 197H101V196H100ZM100 197H99V198H100ZM102 197H103V196H102ZM113 197L116 198V197H115V194H113ZM113 197H112V199H113ZM155 197H156V196H155ZM190 197H191V196H190ZM197 197H198V196H197ZM207 197H206V198H207ZM229 197H230V196H229ZM244 197H245V196H244ZM248 197H251V196H248ZM248 197H247V198H248ZM13 198H14V197H13ZM22 198H23V197H22ZM22 198H21V199H22ZM59 198H60V197H59ZM88 198H89V202H90V203L95 202V201H93L90 197H88ZM95 198H94V199H95ZM136 198H137V202L140 201L139 203H141V199H139V201H138V196H136ZM146 198H147V197H146ZM200 198H201V197H200ZM215 198H216V197H215ZM253 198H254V197H253ZM260 198H261V197H259V199H260ZM1 199H2V198L0 197V200H1ZM50 199H52V197H51ZM50 199L47 198V196H46V198H45L44 200L41 198V200H43L44 202L47 201V202L52 203V201H51ZM57 199H58V198H57ZM72 199H73V198H72ZM76 199H77V201H78V199L81 200V198H79V197H77ZM90 199H91L93 202L90 201ZM101 199H102V198H101ZM103 199H104V198H103ZM103 199H102V200H103ZM107 199H108V198H107ZM125 199H126V198H125ZM157 199H158V198H157ZM159 199H160V198H159ZM180 199H181V198H180ZM209 199H210V198H209ZM241 199H242V197H241ZM244 199H245V198H244ZM262 199H264V197H263ZM17 200H18V199H17ZM19 200H20V198H19ZM19 200H18V201H19ZM22 200H25V201H24V203H25L28 199L25 198V199H22ZM52 200H53V199H52ZM97 200H98V199H97ZM109 200H110V199H109ZM109 200H108V201H109ZM118 200H119V198H118ZM123 200H124V198H123ZM147 200H148V198H147ZM151 200H152V197L150 198L149 203L152 202ZM188 200H189V199H188ZM202 200H206V199H203V198H202ZM202 200H201V201H202ZM215 200H216V199H214V201H215ZM248 200H250V199H248ZM3 201H4V199H3ZM10 201H11V200H10ZM10 201H6V202H10ZM14 201H15V200H14ZM14 201H13V202H14ZM18 201H17V202H18ZM20 201H21V200H20ZM28 201H30V200H28ZM53 201H55V198H54ZM62 201H63V200H62ZM82 201H81V202H82ZM110 201H111V200H110ZM112 201H113V200H112ZM126 201H127V200H126ZM178 201H179V200H178ZM181 201L183 202V200H181ZM208 201H209V200H208ZM214 201H213V205L215 204ZM218 201H219V200H218ZM251 201H252V200H251ZM260 201H263V200H260ZM1 202H2V201H1ZM1 202H0V203H1ZM21 202H22V201H21ZM21 202H18V203H21ZM31 202H32V201H31ZM69 202H70V201H69ZM89 202H88V203H89ZM98 202H99V201H98ZM101 202H102V201H101ZM122 202H123V201H122ZM124 202H125V200H124ZM132 202H133V201H132ZM169 202L171 203V200H169ZM172 202L176 204V202L173 201V199H172ZM179 202H180V201H179ZM182 202H181V203H182ZM211 202H212V201H211ZM246 202H248V201H246ZM257 202H258V201H257ZM4 203H5V202H4ZM14 203H15V202H14ZM22 203H23V202H22ZM33 203H34V202H33ZM35 203H36V201H35ZM42 203H43V202H42ZM57 203H60V202H57ZM66 203H68V201H66ZM79 203H80V202H79ZM79 203H78V205H79ZM85 203H83V204H85ZM88 203H87V204H88ZM90 203H89L88 205H91ZM109 203H111V202H108V204H109ZM139 203H138V204H139ZM154 203H155V202H154ZM157 203H158V202H157ZM167 203H168V202H167ZM191 203H192V202H191ZM194 203H198V202H194ZM206 203H207V204H206ZM206 203H205V204L208 205V206H213V205H211L212 203H211L210 205L208 204L207 201H206ZM248 203H250V201H249ZM8 204H9V203H8ZM30 204H31V203H30ZM76 204H77V203H76ZM76 204H75V205H76ZM87 204H86V206H87ZM97 204H98V203H96V205H97ZM99 204H100V203H99ZM123 204H124V203H123ZM138 204L136 203V205H138ZM143 204H144V207H145L144 209H146V206H145L146 203H143ZM175 204H173V205H175ZM224 204H225V203H224ZM228 204H229V203H228ZM12 205H13V204H12ZM14 205H15V204H14ZM18 205H21V206H22L23 204H16L14 208L11 207V209H10V208H9V209H5V210H6V213H5L4 209L2 208L3 211H4V216H6L7 219H6L5 217H4V218H5V220H8V221H7V223L4 222V223L6 224V225L4 224V226H2V223L0 224V225H1V227H0V249H2V248L4 247V245H5V243H6L7 241H10L9 239L11 238L12 235L14 236V238L16 237V239H17V240H16V239L13 238V240L16 241L15 243H18V242H19V241H18V238H21V236L24 234V231H25V228H26V227L24 228V226H25L26 223L24 224V226H22L24 230L21 228L22 233H21L20 231H18V233H15V232H17V229L15 228V226L18 225V222L16 223V217H17V220H18V218H19L18 216H20V217L23 216V215H22V216H21V215H17V214H20V213H18V212L20 211V206H18ZM56 205H57V204H56ZM61 205H63V203H61ZM65 205H66V204H65ZM70 205H71L70 209H74V208H72V203H70ZM78 205H76V206H78ZM101 205H102V204H101ZM105 205H106V204H105ZM129 205H130V206H133V209H137V208H135V207H137L135 204L132 205V203L130 204V203L128 202V206H129ZM151 205H154V204H151ZM155 205H156V204H155ZM171 205H172V204H170V206H171ZM191 205H194V204H191ZM191 205H190V207H191ZM246 205H247V204H246ZM3 206H4V205H2V207H3ZM7 206H8V205H7ZM9 206H10V204H9ZM24 206H26V205H23V208H25ZM27 206H28V205H27ZM40 206H41V205H40ZM54 206H55V205H54ZM54 206H53V210H54L58 205L55 206V207H54ZM66 206L69 207V203H68ZM79 206H80V205H79ZM82 206H83V205H82ZM106 206H107V205H106ZM138 206H139V205H138ZM168 206H169V205H168ZM185 206H186V205H185ZM247 206H248V205H247ZM0 207H1V204H0ZM28 207H30L29 209H31V206H28ZM32 207H34V206H32ZM50 207H51V206H49V208H50ZM60 207H61V206H60ZM60 207H58V208H60ZM64 207H65V206H64ZM73 207H74V206H73ZM83 207H84V206H83ZM83 207H82V209H83ZM113 207H115V206H113ZM123 207H124V206L122 205L121 208H123ZM126 207H127V206H126ZM180 207H182V208L179 209L178 207H176V209H177L178 211H177L176 209H173L172 207H169V210L172 209V210H171L172 212H173V210H175V211L178 212V213H181V212L183 213L184 210H185V209H184L185 207H183V206H181V205H180ZM190 207H189V208H190ZM196 207H197V206H196ZM198 207H199V206H198ZM220 207H222V206H220ZM249 207H250V206H249ZM5 208H6V206H5ZM23 208H22V209H23ZM58 208H56L55 211H57ZM65 208H67V207H65ZM111 208H112V207H111ZM142 208H143V207H142ZM148 208H149V207H148ZM170 208H171V209H170ZM191 208H192V207H191ZM254 208H255V207H254ZM259 208H260V207H259ZM35 209H36V206H35ZM76 209H79V210H80V207H79V208H75V211H76ZM104 209H105V208H104ZM108 209H109V208H108ZM119 209H120V208H119ZM123 209H125V208H123ZM156 209H157V208H156ZM181 209H182V210H181ZM183 209H184V210H183ZM211 209H212V208H211ZM222 209H223V208H222ZM247 209H249V208L247 207ZM252 209H253V208H252ZM26 210H27V209H26ZM36 210L38 211L39 209H36ZM47 210H48V209H47ZM65 210H66V209H65ZM67 210H68V208H67ZM138 210H139V209H138ZM164 210H165V209H164ZM205 210H206V209H205ZM212 210H213V209H212ZM220 210H221V209H220ZM220 210H219V211H220ZM249 210H250V209H249ZM259 210H260V209H259ZM259 210H258V211H259ZM0 211L3 212L2 210H0ZM41 211H42V210H41ZM51 211H52V207H51ZM108 211H112V210H108ZM136 211H137V210H136ZM136 211H135V212H136ZM140 211H145V212H146V210H143V209H142V210L140 209ZM153 211H154V210H153ZM171 211H169V212H171ZM179 211H180V212H179ZM216 211H218V210H216ZM247 211H248V210H247ZM11 212H12V213H11ZM16 212H17V214H16ZM31 212H32V211H31ZM52 212H53V211H52ZM80 212H81V210H80ZM123 212H124V211H123ZM123 212H122V213H123ZM128 212H130V211H128ZM138 212H139V211H138ZM138 212H137V213H138ZM166 212H167V211H166ZM169 212L167 213V215H170V216H171V214H169ZM185 212H186V210H185ZM185 212H184V213H185ZM203 212H205V211H203ZM210 212H211V211H210ZM220 212H221V211H220ZM28 213L30 214V210H28V211L26 212V214H28ZM57 213H58V212H57ZM57 213H55V214H57ZM59 213H62V210H61ZM59 213H58V214H59ZM64 213H65V212H64ZM64 213H62V214H64ZM67 213H68V212H67ZM76 213H77V215H78V213H79L78 210L76 211ZM76 213H75L74 215H76ZM93 213H94V212H93ZM122 213H121V214H122ZM178 213H177L176 215H177V216H178V215L180 216V217H179V220H180V221H184V220L182 219V217H184V216H183L184 214H182V213H181V214H178ZM187 213H188V211H187ZM189 213H190V211H189ZM189 213H188V214H189ZM191 213H192V212H191ZM201 213H202V212H200V214H201ZM217 213H219V212H217ZM230 213H231V212H230ZM230 213H228V214H230ZM247 213H248V212H247ZM252 213H253V212H250V215L248 214L249 216H247V215H246V216H247V217H252V216H253ZM255 213H256V212H255ZM263 213H264V211L262 212V214H263ZM0 214H1V213H0ZM21 214H22V213H21ZM29 214H28V215H29ZM43 214H44L43 217H45V220H46V221H47V219H49V218H51V219H52V218L55 219V217L53 216V214H50V213H48V212H45V209L43 210ZM43 214H42V215H43ZM102 214H103V213L100 212V211H97V212L94 213L93 215H90V213H89V214H86V213L83 214V215H84L83 219H85V221L83 220V221H84V222H83V225H84V223H87L86 227L88 226V227L86 228L87 234H88V232H89V233H90V232H91V233H92V232L94 233L95 231L99 230L101 226L103 227V221H104V220L102 219V217H103V216H101ZM132 214H133V212L129 214V215H131V216H127V217H128V218H131V217H132ZM188 214H187V215H188ZM208 214H209V213H208ZM258 214H260V212H259V213H258V212L256 213L257 216H258ZM16 215H17V216H16ZM66 215H67V214H66ZM69 215H70V214H69ZM72 215H73V214H72ZM108 215H109V214H108ZM115 215H116V214H115ZM133 215H134V214H133ZM139 215H140V212H139L138 215H136V216H139ZM153 215H154V214H153ZM181 215H182V217H181ZM185 215H186V214H185ZM191 215H192V214H191ZM195 215H196V214H195ZM212 215H213V212H212ZM222 215H223V214H222ZM225 215H226V214H225ZM225 215H224V216H225ZM256 215H255V216H256ZM0 216H1V215H0ZM8 216H10V218H8ZM31 216H32V215H31ZM31 216H30V217H31ZM40 216H41V213H40ZM51 216H52V217H51ZM140 216H141V215H140ZM174 216H175V215H174ZM177 216H176V217H177ZM188 216H189V215H188ZM202 216H203V215H202ZM205 216H206V218H207V215H205ZM255 216H253L252 218H255ZM257 216H256V218H257ZM28 217H29V216L25 215V218H24V219H26V218H28ZM30 217H29L28 219H30ZM38 217H39V216H38ZM60 217H61V216H60ZM68 217H69V216H68ZM68 217L66 216V217H62V218H63V219L66 218V219H67ZM81 217H82V216H81ZM81 217H80V220H81ZM87 217H88V218H87ZM112 217H113V216H112ZM116 217H117V216H116ZM118 217H119V218H118V220H116V221H119V220H120V215H119ZM125 217H126V216H125ZM191 217H192V216H191ZM198 217H200V215H199ZM215 217H216L217 219H219L220 216H218V217L215 216ZM231 217H232V214H231ZM2 218H3V216H2ZM70 218H72V217H70ZM70 218H69V219H70ZM73 218H74V217H73ZM109 218H110V217H109ZM109 218H108V219H109ZM133 218L137 219L138 217L136 218V217L134 216ZM149 218H150V217H149ZM180 218H181V219H180ZM184 218H185V217H184ZM187 218H188V217H187ZM187 218H186V219H187ZM195 218L198 219L197 217H193V221H194ZM222 218H223V216H222ZM232 218H233V217H232ZM263 218H264V217H263ZM37 219H38V218H37ZM78 219H79V218H78ZM105 219H106V218H105ZM169 219H170V218H169ZM177 219H178V218H177ZM191 219H192V218H191ZM191 219H190V220H191ZM201 219H203V217H202ZM201 219H200V220H201ZM213 219H214V218H213ZM19 220H20V218H19ZM41 220H42V219H41ZM74 220H75V221H78V220H76V219H74ZM74 220H72L71 223H72ZM106 220H107V219H106ZM109 220H110V219H109ZM109 220H108V221H109ZM111 220H112V219H111ZM122 220H123L122 223H120V225H122V229L120 230V232L123 231V233H122V232L120 233V232H119V229H117V231H118L121 235L124 236V233H125V230H123V228H124V226H123L124 219H122ZM131 220H132V218H131ZM140 220H141V219H140ZM153 220H154V222H155V221L158 222V221L156 220V218H154ZM167 220H168V218H167ZM171 220L174 221V218L172 217ZM175 220H176V218H175ZM190 220L188 221L189 223H190ZM211 220H212V219H211ZM211 220H209V222H210ZM230 220H232V219H229V221H230ZM0 221H1V220H0ZM56 221H57V220H56ZM56 221H55V222H56ZM58 221H59V220H58ZM61 221H62V219H61ZM64 221H65V219H64ZM69 221H70V220H69ZM86 221H87V222H86ZM126 221H128V220L126 219ZM132 221H135V220L133 219ZM132 221H131V222H132ZM161 221H162V220H161ZM169 221H170V220H169ZM169 221H168V222H169ZM186 221H187V220H186ZM195 221H196V220H195ZM202 221H204V220H202ZM216 221H217V223L219 224L220 221H221V218H220V221H218V220H216ZM19 222L21 223V220H20ZM40 222H41V223H40ZM40 222H36L37 225H33V228H36V227H37V228H36L37 231H36L35 229H32V230L34 231V233L39 231V227H40V228L42 227L43 229L46 227V226H45V227L43 226V225L46 224V223H44L43 221H40ZM42 222H43V223H42ZM55 222H54V223H55ZM65 222H66V221H65ZM144 222H145V221H144ZM149 222H150V221H149ZM151 222H152V220H151ZM159 222H160V221H159ZM159 222H158V223H159ZM168 222L165 221L164 224H165V223L168 224ZM196 222H197V221H196ZM198 222H200V223H204V222H205V224H203V225H208V223H209L208 220H206V221H204V222H201V221L198 220ZM198 222H197V223H198ZM206 222H207V223H206ZM231 222H232V221H231ZM233 222H235V221H233ZM20 223H19V224H20ZM23 223H24V221L21 223V225H23ZM27 223L29 224V221H28ZM54 223H53V224H54ZM68 223H69V222H68ZM81 223H82V222H81ZM108 223H109V222H108ZM111 223H112V222H111ZM128 223H129V221H128ZM132 223H134V222H132ZM132 223H130L128 229H131L130 226H131ZM135 223L139 226V224H138L139 221H138V222H135ZM147 223H148V221H146V224H147ZM171 223H172V222H171ZM173 223H174V222H173ZM183 223H184V224H183ZM183 223L180 222V224H179V221L176 222V225L178 224V225L176 226V228H175V226H174V229H175V232H176V233H175L174 231H172L173 228L171 229V231L174 232L175 234H178V236H179V234L183 233L182 231H181V233H180L181 226H182V227H183V226H184V227L186 226V225H185L186 223H185V222H183ZM193 223H194V222H193ZM200 223H199V224H200ZM215 223H216V222H213V224H212V223L210 222L209 225H210V224H211V225H214ZM217 223H216V224H217ZM221 223L224 224L223 221H222ZM236 223H237V221H236ZM257 223H258V222H257ZM51 224H52V223L48 224V225H47V228H48V226L51 225ZM58 224H59V223H58ZM66 224H67V223H66ZM66 224L64 223V225H66ZM72 224H73V223H72ZM72 224H71V226H72ZM77 224H78V222H77ZM104 224H105V223H104ZM115 224H119V223H115ZM142 224L145 225V223H141L140 225H142ZM160 224H161V223H160ZM195 224H196V223H195ZM218 224H217V225H218ZM225 224H228V223L226 222ZM21 225H20V226H21ZM29 225H30V224H29ZM59 225H60V224H59ZM74 225H75V223H74ZM110 225H111V224H110ZM133 225H134V224H133ZM161 225H162V224H161ZM179 225H180V226H179ZM191 225H192V224H191ZM191 225L189 224V226H191ZM209 225H208V226H209ZM220 225H222V224H220ZM229 225H230V222H229ZM233 225H234V224H233ZM18 226H19V225H18ZM27 226H28V225H27ZM56 226H57V225H56ZM60 226H61V225H60ZM78 226L81 227V225H78ZM111 226H112V225H111ZM114 226H115V225H114ZM147 226H148V225H147ZM178 226H179V227H178ZM189 226H187V227L190 228ZM196 226H197V225H196ZM214 226H216V225H214ZM214 226H213V227H214ZM28 227H29V226H28ZM75 227H76V226H75ZM135 227H136V226H135ZM150 227H151V226H150ZM197 227H198V226H197ZM197 227L192 228V230H195ZM210 227H212V226H209V228H210ZM213 227H212V228H213ZM222 227H223V225L220 227V232L218 231V232L221 233V234H222V231H221V230H222V229H221ZM226 227H227V226H226ZM226 227H225V230L227 229ZM50 228H51V226H50ZM59 228H61V227H59ZM65 228H66V226H65ZM68 228H69V226L66 228V229H67L66 231L69 230ZM70 228H71V227H70ZM83 228L85 229V227H83ZM83 228L81 229V231L79 230L80 233H82V230L84 231ZM117 228H120V227H117ZM141 228H142V229H141ZM144 228H145V226H144V227H143V226H142V227L140 226L141 231H142ZM162 228H163V227H162ZM167 228H168V227H167ZM200 228L203 229V226H201ZM223 228H224V227H223ZM233 228H234V226H233ZM239 228H240V227H239ZM260 228H261V227H260ZM73 229H74V227H73ZM78 229H80V228H78ZM78 229H77V230H78ZM125 229H126V228H125ZM151 229H152V228H149V227H148L147 229H145L146 232H147V234H148V231H150ZM169 229H170V228H169ZM182 229H183V228H182ZM184 229H185V228H184ZM186 229H187V228H186ZM197 229H199V227H198ZM202 229H201V230H202ZM217 229H218V228H217ZM231 229H232V228H231ZM29 230L33 233V231L30 229V227H29ZM29 230H27V231H29ZM51 230H52V232H53L54 228H51ZM51 230H50V231H51ZM57 230H58V228H57ZM57 230H55V232H56ZM61 230H62V229H61ZM64 230H65V229H64ZM113 230H114V229H113ZM145 230H144V232H145ZM165 230H166V229H165ZM167 230H168V229H167ZM167 230H166V231H167ZM199 230H200V229H199ZM199 230H195V231H199ZM203 230H205V229H203ZM203 230H202V231H203ZM236 230H237V228H236ZM239 230L241 231V229H239ZM27 231H26V232H27ZM86 231H85V233H86ZM111 231H112V230H111ZM117 231H116V227H115V231H114V232H115V235H116V236H117ZM127 231H128V230H127ZM127 231H126V232H127ZM136 231H137V230H136ZM138 231L141 232L140 230H138ZM138 231H137V232H138ZM184 231H185V233H187V232H186L187 230H184ZM202 231H201V233H202ZM212 231H213V230H212ZM223 231H224V229H223ZM226 231H227V230H226ZM226 231H225V232H226ZM231 231H232V233L235 235L236 231H234V229L231 230ZM231 231H229L228 233H229L230 235H233V234L231 233ZM233 231H234L235 233H234ZM40 232L42 233L43 230L40 231ZM40 232L38 233L39 236H40V234H41ZM73 232H75V231H73ZM76 232H77V231H76ZM76 232H75V235H78V236H79L80 234H77L78 232H77V233H76ZM108 232H109V229H108L107 233H108ZM144 232L142 231L143 234H144ZM157 232H158V231H157ZM169 232H170V231H169ZM169 232H168V233H169ZM216 232H217V231H216ZM57 233H58V232H57ZM59 233H60V232H59ZM69 233H71V230H70ZM85 233L83 232V234H84L83 236H85ZM91 233H90V235L88 234L87 237L92 236ZM93 233H92V234H93ZM96 233H97V232H96ZM96 233H95V234H96ZM150 233H153V232H150ZM160 233H161V232H160ZM170 233H171V232H170ZM170 233H169V234H170ZM174 233H173V234H174ZM189 233H191V236H192V234L194 233V231H193V232H189ZM198 233H199V232H198ZM198 233H197V234H198ZM214 233H215V232H214ZM214 233H213V234H214ZM228 233H227V234H228ZM261 233H262V232H261V230H260V234H261ZM263 233H264V230H263ZM18 234H20L21 236L18 235ZM28 234H29V233H28ZM36 234H37V233H36ZM43 234H44V233H43ZM45 234H49V231H48V233H45ZM45 234H44V235H45ZM50 234H53V233H50ZM72 234H74V233H72ZM104 234H106V233H104ZM110 234H111V233H110ZM113 234H114V233H113ZM131 234H132V233H131ZM131 234H130V236H131ZM133 234H134V233H133ZM140 234H141V233H140ZM145 234H146V233H145ZM169 234H168V235H169ZM175 234H174V235H175ZM205 234H206V233H205ZM205 234H204V235H205ZM25 235H27V233H26ZM25 235H24V236H25ZM38 235H37V236H38ZM44 235H42V236H40V237L38 236V237H39V238H38V237H35V234H34V235L32 234V236L35 237V239H34V240H36L35 243L37 242L38 245L41 244V246H44V247H45V244L47 245V249H46V247H45V249H46V252H47L48 254L46 253V255H47V256H48V255L50 256V260H51V261H49V263L53 264V260L55 261V260H56V257L53 256V257H55V258L53 259L51 256H52V255H55L54 252L56 253V248H54V247H56V246H55V243H56V245H57V241H58L59 237L57 238L58 234L55 235V233H54V235H55L56 238L53 237L54 235H50V236H52V238L54 239V241H56V242H54L53 239H52L51 237H49V235L47 236L48 238H47L46 236H44ZM68 235H70V234H68ZM98 235H99V234H98ZM107 235H109V233H108ZM107 235H106V236H107ZM118 235H119V234H118ZM127 235H128V234H127ZM134 235H135V234H134ZM134 235H133V236H134ZM136 235H138V234H136ZM156 235H157V234H156ZM199 235H200V234H199ZM206 235H207V234H206ZM224 235H225V234H224ZM236 235H237V234H236ZM19 236H20V237H19ZM32 236L30 235L31 239H32ZM43 236H44L45 238H44ZM80 236H82V234H81ZM93 236H94V235H93ZM111 236L114 237V235H111ZM123 236H120V237H123ZM130 236H128V238H129ZM143 236H144V235H143ZM147 236H148V238L150 237V239H153V240H155L154 238L156 237L155 235L152 236V234H148ZM160 236H161V234H160ZM181 236H183V235H181ZM189 236H190V235H189ZM189 236L187 235L188 238H189ZM211 236H212V235H210V237H211ZM216 236H217V235H216ZM222 236H223V235H222ZM227 236H228V235H227ZM257 236H259V235L257 234ZM257 236H256V238H257ZM261 236H262V234H261ZM261 236H260V237H261ZM25 237H26V236H25ZM25 237H23V238H25ZM85 237H86V236H85ZM85 237H83V238H85ZM98 237H99V236H98ZM101 237H102V236H101ZM112 237H111V238H112ZM140 237H141V236H140ZM153 237H154V238H153ZM158 237H159V236H158ZM158 237H157V238H158ZM163 237H164V236H163ZM163 237H162V238H163ZM179 237H180V236H179ZM179 237H178V238H179ZM187 237H186V239H187V240H190V239H188ZM204 237H205V236H204ZM223 237H224V236H223ZM223 237H222V238H223ZM228 237H229V236H228ZM228 237L226 238V235H225V238H226L225 243H227L228 241H230V240H229L230 237H229V239H228ZM236 237H237V236H236ZM263 237H264V236H263ZM23 238H21V239L23 240ZM83 238H82V239H83ZM89 238H90V237H89ZM93 238H94V237H93ZM106 238H108V237H106ZM115 238H116V237H115ZM118 238H119V236L117 237V239H118ZM125 238H126V237H125ZM125 238H124V239H123V238H120V239H121V240L123 239L124 242H125ZM128 238H126V239L128 240ZM130 238H131V237H130ZM135 238H136V237H134V239H135ZM169 238H170V237H169ZM196 238H198V236H197ZM196 238H195V239H196ZM213 238H214V237H213ZM216 238H217V237H216ZM216 238H215V241H219V240H221V238L218 239V240H216ZM238 238H239V237H238ZM47 239H48L50 242H51V241H52V242H51V243H48V240H47ZM51 239H52V240H51ZM56 239H57V240H56ZM68 239L70 240L71 237L68 238ZM75 239H76V236L74 237V241H76ZM79 239H80V237H79ZM100 239H101V238H100ZM132 239H133V238H132ZM145 239H146V238H145ZM180 239H181V237H180ZM186 239H185V237L182 239L183 241L185 240L184 243H186V241H187ZM192 239H194V237H193ZM223 239H224V238H223ZM223 239L221 240L222 243H224ZM236 239H237V238H236ZM257 239H259V238H257ZM257 239H256V240H257ZM13 240H12V243H14ZM71 240H73V238H72ZM71 240H70V241H67V240H66L65 242H68V243H70V244H71V243L73 244L74 242H73V241L71 242ZM80 240H81V239H80ZM86 240H87V239H84V241H86ZM108 240H109V239H108ZM121 240H120V241H121ZM178 240H179V239H178ZM182 240H181V241H182ZM200 240H201V239H200ZM227 240H228V241H227ZM233 240H234V239H233ZM254 240H255V239H254ZM261 240H263V239H261ZM17 241H18V242H17ZM26 241H27V240H26ZM26 241L23 240V243L26 244V243H25ZM28 241H29V239H28ZM90 241H92V240H91V239H88L89 244H91ZM94 241H95V240H94ZM98 241H99V240H98ZM103 241H104V240H103ZM106 241H107V240H105V242H106ZM115 241H117V240H115ZM140 241H141V240H140ZM159 241H160V240H159ZM161 241H162V239H161ZM176 241H177V239H176ZM179 241H180V240H179ZM202 241H203V239H202ZM226 241H227V242H226ZM258 241H260V240H258ZM263 241H264V240H263ZM263 241H262V243H263ZM20 242H21V241H20ZM20 242H19L18 244H20ZM33 242H34V241H33ZM59 242H60V241H59ZM77 242H78V241H77ZM88 242H87V243H88ZM100 242H102V241H100ZM100 242L97 244V249L92 250V251L95 252V254L98 253V252H96V250L98 251V249H100V246H102V245L99 246ZM112 242H113V240H112ZM130 242H131V244H132V240H130ZM162 242H163V241H162ZM191 242H192V241L190 240V243H191ZM200 242H201V241H200ZM203 242H204V241H203ZM203 242H202V243H203ZM213 242H214V241H213ZM256 242H257V241H256ZM21 243H22V242H21ZM23 243H22V244H23ZM27 243H28V242H27ZM29 243H30V242H29ZM37 243H36V245H37ZM92 243H93V242H92ZM107 243H108V242H107ZM110 243H111V242H110ZM115 243H116V242H115ZM144 243H145V242H144ZM144 243H143L142 245L146 246ZM149 243H150V242H149ZM149 243H147V245H148ZM159 243H160V242H159ZM182 243H183V242H182ZM190 243H188V244L190 245ZM222 243H221V244H222ZM231 243H232V241H231ZM257 243H258V242H257ZM260 243H261V242H260ZM24 244H23V245H24ZM30 244H31V243H30ZM52 244H53L54 247L52 246ZM61 244H62V242H61ZM61 244H59V245H61ZM81 244H83V242H82V243L80 242L79 244L76 243V245H81ZM89 244H88V245H89ZM117 244H118V243H117ZM124 244H125V243H124ZM153 244H154V243H153ZM179 244H181V243H179ZM198 244H199V243H198ZM215 244H216V243H215ZM254 244H255V241H254ZM254 244L252 243V245H254ZM38 245H37V246H38ZM50 245H51L52 247H50ZM59 245H58V246H59ZM67 245H68V244H67ZM73 245H74V244H73ZM114 245H115V244H114ZM127 245H128V244H127ZM129 245H130V244H129ZM129 245H128V246H129ZM136 245H137V244H135V246L133 245V246H131V247H129V248L124 247V248H125L124 250H121V249H120L119 251H118V250L115 251L116 249H115V250H112V251L110 250L111 253H109V254H108V253H105V254H106V255H109L110 258L112 259V261L115 262V264H131V262H132V260H133V258H134L135 255L139 254L140 252H143L144 249H145V250H148V249H146V248H143L144 246L142 247V248H143L142 250H139L138 247H137ZM138 245H139V244H138ZM151 245H152V244H151ZM151 245H150V246H151ZM176 245H177V244H176ZM183 245H184V244H183ZM202 245H204V243H203ZM213 245H214V244H213ZM252 245H251V246H252ZM256 245H257V244H256ZM259 245H260V244H259ZM11 246H12V248H13V246H16V245H15V244H13V245L11 244ZM17 246H18V245H17ZM17 246H16V247H17ZM21 246H22V245H21ZM26 246H28V244H27ZM26 246H24V247H26ZM29 246H32V244L29 245ZM29 246H28V248H30ZM41 246H39V250L41 249V250H40L41 252H39V254H41V256H45V255H43V254H45V253L42 254V252H44L45 250H42L43 247L41 248ZM61 246H62V247L64 246L63 249L66 248V250H68L67 253L69 252V253H70L69 255H70L71 258H72V257H73L72 255L74 254V253L72 254V253L70 252V250H71L70 248H71L72 245H71V246L68 245V247L70 246L69 249L67 248V246H65V243H64L63 245H61ZM91 246H92V245H91ZM98 246H99V247H98ZM139 246H140V245H139ZM167 246H168V245H167ZM173 246H174V245H173ZM185 246H186V245H185ZM185 246H183V247H185ZM187 246H188V245H187ZM187 246H186V247H187ZM221 246H222V245H221ZM225 246H226V245H225ZM251 246H250V247H251ZM19 247H20V246H19ZM19 247H17V249H18ZM76 247H77V246H76ZM85 247H86V246H85ZM85 247H84V244H83V248H84V249H86ZM109 247H110V246H109ZM157 247H158V246H157ZM171 247H172V246H171ZM205 247H206V246H205ZM212 247H213V246H212ZM214 247H215V246H214ZM239 247H240V246H239ZM12 248H10V250H11ZM28 248H27V249H28ZM31 248L33 249L34 246L31 247ZM35 248H36V246H35ZM35 248H34V250H35V252H36L37 250H36ZM78 248H79V246H78ZM83 248H82V249H83ZM95 248H96V247H95ZM106 248L108 249V247H106ZM113 248H114V247H113ZM117 248H118V247H117ZM120 248H121V247H120ZM140 248H141V247H140ZM160 248L162 249V247H160ZM174 248H175V247H174ZM253 248H255V246H254ZM257 248H259V247H257ZM257 248H256V251H257ZM13 249H16V248L14 247ZM22 249L24 250L23 247H22ZM22 249H21V250H22ZM32 249H31V250H32ZM51 249H52V250H51ZM54 249H55V251H53ZM63 249H62V250H63ZM82 249L79 250V251H80V252H82V251L85 252V250H84V249L82 250ZM107 249H106V250H107ZM110 249H112V247H110ZM171 249H172V248H171ZM171 249H170V250H171ZM175 249H176V248H175ZM175 249H172V250H175ZM178 249H179V248H178ZM189 249H190V248H189ZM192 249H193V248H192ZM194 249H195V248H194ZM201 249H202V248H201ZM235 249H236V248H235ZM247 249H248V248H247ZM261 249H262V247L259 248V250H261ZM3 250H4V249H3ZM10 250H9V252H8V250H6V251L4 250L5 252H8V253L5 254V255L8 254V256H6V259H7V257H9ZM28 250H29V252H28V254H26V255H29V253H30V251H31L30 249H28ZM34 250H33V251H34ZM58 250H59V249H58ZM77 250H78V249H77ZM103 250H104V249H103ZM106 250H104V251L106 252ZM145 250H144V251H145ZM165 250H166V249H165ZM202 250H203V249H202ZM202 250H201V251H202ZM233 250H234V249H233ZM253 250H254V249H253ZM63 251H64V250H63ZM90 251H91V250H90ZM182 251H183V250H182ZM245 251H246V250H245ZM251 251H252V250H251ZM256 251H255V253H256ZM261 251H262V250H261ZM15 252H16V251H15ZM17 252H18V250H17ZM31 252H32V251H31ZM35 252H32V253L35 254ZM60 252H61V253H60V255H61V254H62V251H60ZM80 252L78 253L79 256H81V253H80ZM83 252H82V253H83ZM101 252H102V251H101ZM199 252H200V251H199ZM229 252H230V250H229ZM0 253H1V252H0ZM23 253H24V251H23ZM58 253H59V252H57L56 254H58ZM85 253H86V252H85ZM85 253H84V254H85ZM88 253H89V250H88ZM91 253H92V252H91ZM161 253H162V251H161ZM197 253H198V251H197ZM239 253H240V252H239ZM247 253H248V252H247ZM257 253H258V252H257ZM10 254H13V252L10 253ZM14 254L16 255V253H14ZM39 254H38V257H39ZM64 254H66V253H64ZM78 254H77V255H78ZM165 254H166V256H167V255H170L169 252H168V254H167V252H166ZM172 254H173V253H172ZM188 254H189V253H188ZM15 255L13 256V258L15 257ZM36 255H37V254H36ZM36 255H35V256H36ZM60 255L58 254V257H60V259H61V256H62L63 254H62L61 256H60ZM69 255H68V254L66 255V257H67L68 260H70V257L68 258ZM82 255H83V254H82ZM98 255H101V254H98ZM106 255L104 256V254H103L104 257H107ZM162 255H163V253H162ZM175 255H176V254H175ZM241 255H242V254H241ZM261 255H262V253H261ZM1 256H2V254H1ZM17 256H18V255H17ZM86 256H87V255H86ZM109 256H108L107 259H109ZM144 256H145V255H144ZM146 256H147V255H146ZM154 256H155V255H154ZM156 256H157V255H156ZM171 256H173V255H171ZM176 256H177V255H176ZM179 256H180V255H179ZM246 256H247V255H246ZM249 256H250V255H249ZM257 256H258V255H257ZM3 257H4V254H3ZM3 257H0V258H1V259H0V262H2V258H3ZM31 257H32V256H31ZM83 257H84V256H83ZM83 257H82V258H83ZM141 257H143V256H141ZM151 257H152V256H151ZM164 257H165V256H164ZM164 257H163V258H164ZM167 257H169V256H167ZM174 257H175V256H174ZM182 257H184V255H183ZM235 257H236V256H235ZM243 257H244V256H242V257H240V258H243ZM247 257H248V256H247ZM255 257H256V255H255ZM261 257H262V256H261ZM17 258H18V257H17ZM24 258H25V257H24ZM29 258H30V257H29ZM32 258L35 259V260L33 259L34 261H36V260H38V259H42V257H41V258H40V257H39V258L36 257V258H37V259H36L34 256H33ZM82 258H80V259H82ZM159 258H160V260H162V259H161L162 256H161V257L159 256ZM230 258H231V256H230ZM233 258H234V256H233ZM6 259L4 258V259H3V262L6 261ZM44 259L47 261V258H44ZM44 259H42V261L39 260V262L41 261V262H40L41 264H42V262H44L43 264H45V263L47 264L48 262H46ZM52 259H53V260H52ZM60 259H59V260H60ZM74 259H75V257H74ZM74 259H73V260H74ZM95 259H96V258H95ZM107 259H106V260H107ZM111 259H110V260H111ZM145 259H146V258L144 257V260H145ZM170 259H171V258H170ZM175 259H178V258H175ZM186 259H187V258H186ZM243 259H244V258H243ZM245 259H246V258H245ZM257 259H258V258H257ZM7 260H8V259H7ZM12 260H14V259H12ZM19 260L22 261V259H19ZM19 260H17V261H19ZM27 260H28V259L25 258V260H23L22 262H15V264H16V263H18V264H31V263H32V264H39L38 261H37V263H36V262L33 263L34 261H33L32 259H30V260L32 261L31 263H30L29 260H28V261H27ZM43 260H44V261H43ZM48 260H49V259H48ZM57 260H58V258H57ZM59 260H58V261H59ZM61 260H62V259H61ZM61 260H60V261H61ZM78 260H79V259H78ZM78 260L76 259V262H75V263H79ZM141 260H142V259H141ZM173 260H174V259H173ZM173 260H172V261H170V260H166V261H168L169 264H172V262L175 261V260H174V261H173ZM191 260H192V259H191ZM193 260H194V259H193ZM228 260H229V259H228ZM261 260H263V259H261ZM8 261H10V260H8ZM8 261H6L5 263H6V264H11V263H12V262L9 263ZM15 261H16V259H15ZM60 261H59V262H60ZM65 261H66V260H65ZM93 261H94V260H93ZM93 261H92V262H93ZM107 261H108V260H107ZM156 261H159V260H156ZM186 261H188V260H186ZM238 261H239V260H238ZM238 261H237V262H238ZM246 261H247V260H246ZM246 261H244V262L246 263ZM250 261H251V260H250ZM55 262H56V261H55ZM55 262H54V264H55ZM85 262H86V261H85ZM95 262H96V261H95ZM97 262H98V261H97ZM97 262H96V263H97ZM99 262H100V261H99ZM103 262H104V261H103ZM135 262H136V261H135ZM139 262H140V261H139ZM151 262H153V261H151ZM164 262H165V261H163V262H161V263L164 264ZM196 262H197V261H196ZM237 262H236V263H237ZM244 262H243V263H244ZM255 262H257V261H255ZM5 263H4V264H5ZM71 263H72V262H71ZM75 263H74V264H75ZM107 263H110V262H107ZM137 263H138V261H137ZM174 263H176V262H174ZM192 263H193V261H192ZM192 263H191V264H192ZM205 263H206V262H205ZM251 263H252V261H251ZM2 264H3V263H2ZM68 264H70L69 261H68ZM103 264H105V262H104ZM110 264H111V263H110ZM113 264H114V263H113ZM140 264H141V263H140ZM152 264H153V263H152ZM155 264H156V263H155ZM159 264H160V263H159ZM176 264H177V263H176ZM178 264H183V263L180 262V263H178ZM193 264H194V263H193ZM201 264H203V263H201ZM233 264H234V263H233ZM239 264H240V263H239ZM248 264H250V263L248 262Z\"/></svg>", "mask_w": 264, "mask_h": 264}]
</instances>
